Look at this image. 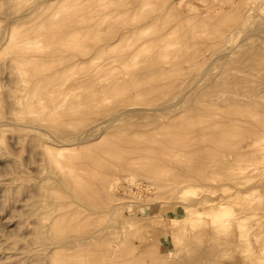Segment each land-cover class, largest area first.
I'll use <instances>...</instances> for the list:
<instances>
[{"label": "rangeland", "instance_id": "rangeland-1", "mask_svg": "<svg viewBox=\"0 0 264 264\" xmlns=\"http://www.w3.org/2000/svg\"><path fill=\"white\" fill-rule=\"evenodd\" d=\"M52 1H54V4H56V6L54 5V4H52V6L54 5V7L56 8L57 6H61L62 4H65V6L63 5V8H62V6H61V8L59 9V7H57L56 9H58V10H56L55 9V13H57V16H56V14L54 13V9H52V6H51V4L50 3H53ZM58 3H59V1L60 0H56ZM67 2H65V0L63 1V0H61L60 1V3H62V4H57V2L55 3V0H51V2L49 3V0H0V29L3 31L1 34H0V121L1 120H3V121H1V124H0V264H33L32 262V260H33V258H35L34 256L35 255H32L33 253H29V252H31V249L32 250H36V251H38V252H40L39 254H40V257H41V253H42V251H43V253H44V251H45V253H47V254H45L44 253V255L46 256V255H50V253H48V251L49 252H52V259H53V262H54V264H57V262H58V264H60V262H61V264H69V263H72V264H81V262L83 261L82 260V258L81 257H83V259H84V257H85V255L87 254V258H89L88 256L90 255V257L93 259L94 257H96V255H94V257H92L91 256V252L92 251H94L93 249H94V247L97 245V243H99L100 242V245L102 246V245H104V244H101L102 242L97 238V236L98 235H100V232H99V230L101 231H104V232H106L107 230H109L108 232H111V229H113V230H115L114 231V234H110L109 235V233H103L102 231V233H103V235H104V238H105V240L106 239H109V237L110 238H112L111 239V241H107V243L109 242V244L107 245L106 243H105V245H104V248H105V246L107 245V247L109 246V247H113V254H115L114 253V249H116V247L117 248H121L122 249V247L124 248V247H126V246H128V245H130L131 244V242L128 244L127 242H129V241H125V239H126V237H125V233L123 232V230L125 229V230H127V232L126 233H128L129 231H132L133 233L135 232V230H136V228H137V226H138V228L140 229V228H143V226H141L142 224H140L141 222L140 221H142V219H143V221H142V223L145 225V227H144V231H143V229L141 230V231H137V233L136 234H138V235H140L141 233H144L143 235H144V238L142 239V237L140 238V237H138V235H136L135 233L134 234H131V236L129 235L130 233H132V232H129L126 236H127V238H129L128 236H130V238L129 239H131L132 240V244L134 243V245L136 246L137 244L136 243H138V242H140L138 245H139V248H138V245L136 246V248L137 249H139V251L141 252L142 250L144 251V252H142V254L143 253H145V254H143L144 255V259L142 258L141 260V262L142 263H145V264H147V262L150 260V256H153L152 258L154 259H152L153 261L151 262V260L149 261V264H156L157 263V261H159L158 263H160V261H161V259L162 260H164L165 262H161V264H165L166 263V261H168L167 259L171 256L172 258H173V262L174 263H176L177 261L179 262V264H264V163H263V160H264V143H263V141H264V139L263 138H261L260 136V138H259V141L260 142H262V143H260L259 141H257V143L255 142V143H253V136L255 135V136H258V135H256L255 133H253V132H251L250 133V131L246 128L247 127V125L246 124H244V122H248V121H244V118L245 117H240L239 119H237L238 118V116L234 113V111L232 112V111H230L231 109L230 108H232V110L235 108V104L236 105H238L239 107L241 106V104H240V101L241 100H243L244 99V101H252V100H254V99H257V100H259V94L258 93H260L261 95H260V98H263L264 99V93H263V91H264V87H263V85H264V82H262L264 79V77L263 78H261L262 76H264V67H263V65H264V62L262 63V61H264V57H262L261 55H264L263 54V52H264V0H168V2L166 1V0H161V1H158V3L160 2V3H162L161 5H169V4H167V3H169V2H172L173 3V1L175 2L176 1V3H174L175 4V6H176V10H178V11H174L173 12V10L172 9H174V5L171 3L170 5H173V7L171 8V6H169V7H167V9H166V7H163L162 9L160 8L159 10H157V8L158 7H160L159 5L158 6H156L157 5V1L156 0H154V2H155V4H154V2H153V0H146V5L144 4V2H143V5H145L146 6V8H148L149 10H150V7H151V12H153V13H148L149 12V10L147 9H145V7H144V9H142L143 8V6L141 5L142 3V0H130V1H128V5H126V2L127 1H122V0H119L118 2L122 5V2L125 4H123V6H127L126 8L125 7H121V5L120 4H118V5H114L113 3L114 2H116L115 4H117L118 2H117V0H111L110 2H107V4H106V1L107 0H105V2H104V0H90L89 2H88V0H81V2H80V4H82L83 5V8H84V6L86 7V8H88V10L85 8V9H83V8H81L82 6L81 5H78V4H76V1L77 0H73V4H72V1L70 2V1H68V0H66ZM80 1V0H79ZM82 1H84L85 3H87L88 2V4H85L84 2H82ZM114 1V2H113ZM143 1H145V0H143ZM148 1V2H147ZM151 3H150V2ZM163 1V2H162ZM23 2H25V7H24V5L22 6V7H20V8H22V10H23V13H29V14H32V11H33V15H35V16H33V15H29L28 17H25L26 18V20L29 18V20H32V18H34L33 19V22L36 20L37 21V24L39 23V21L38 20H41L40 22L41 23H39V24H41L42 25V27H41V25H39L38 24V28L36 29L37 30V32H35L33 35H27L29 32H30V27H33L34 25L36 26V22H34L35 24L33 25V23L32 24H30L31 23V21H29V20H27V22H26V20H25V18L24 19H21L20 17L18 18V16H21L20 15V13H22L21 11L22 10H18L19 9V6H21V4L23 3ZM64 2V3H63ZM68 2H70V4L68 3ZM96 2H98V4L100 3L101 4V6L103 7V5L102 4H104V6L105 5H107L109 8H110V12H112L111 10H114L115 8H117V6H118V8L117 9H120V10H116V11H114V12H112V13H120V17L118 16H116V18L117 19H120L121 18V20H118L117 22H115L116 21V19H115V17H112V18H109V19H111V22L110 21H108V20H106V22L103 20L104 19V17H101V16H104V15H106L108 12H109V10H107V9H109V8H106L107 6H105V7H103V10H104V12H103V10H100V11H97V12H99V14H98V17L96 16L97 15V13L95 14V17H97V18H94V14L93 13H95V12H92V14H91V11L89 10L90 8H92V7H90V6H87V5H89V3H90V5L92 6V3L93 4H96V6H94V8L95 9H93L94 11H96V7L98 8V7H101L100 5L99 6H97V3ZM104 2V3H103ZM43 3V4H42ZM46 3H49L50 5L48 6V4H46ZM78 3V2H77ZM133 3V4H132ZM134 3H135V5H134ZM140 3V4H139ZM149 5H148V4ZM159 3V4H160ZM164 3V4H163ZM24 4V3H23ZM46 4V5H45ZM69 4V5H68ZM74 4H76V5H78L77 7H79L80 8V12L78 11L79 9L77 8V7H75V5ZM108 4H111V5H108ZM130 4H132V5H130ZM141 5L142 6V8L139 6V5ZM150 4H154L153 6H155V9L154 8H152L153 6L152 5H150ZM42 6L43 5V7H42V10H44V9H49L50 10V7H51V11H49L48 10V12L47 11H45V12H47L48 13V15H46L47 13H45L44 11H42L41 10V7L40 6ZM74 5V6H73ZM113 5L114 6H116V7H113ZM136 5H138L141 9H136L137 11V14L139 13L140 14V16L138 15V17H141L142 16V14L141 13H145L144 15H146V16H142L143 18H140V19H142L140 22H138V24L140 23V25H138L135 21H137L136 19L138 18H136L135 16H137L136 15V13L135 12H133V11H135V9H134V7H138V6H136ZM44 6H46L45 8H44ZM71 6V7H70ZM149 6V7H148ZM17 7H18V9H17ZM65 7V8H64ZM102 7L101 8H99V9H102ZM112 7V8H111ZM138 7V8H139ZM157 7V8H156ZM24 8H25V10H24ZM72 10H71V9ZM73 8H74V10H73ZM165 8V10H167V11H165V10H163ZM30 9H31V11H30ZM75 9L77 10V11H75ZM82 9H83V11H85V10H87V13H84L85 14V16L84 17H86V18H90L91 19V17L93 18L90 22H91V24L89 23V20H88V22L86 23L85 21H82V20H85V18H82L81 17V14H82ZM128 9H129V12L132 14V16L130 15V13H129V16H131V17H129L127 14H126V10L128 11ZM134 9V10H133ZM154 9V10H153ZM174 9V10H175ZM186 9V10H185ZM188 9V10H187ZM29 12H28V11ZM53 10V11H52ZM61 10L63 11L64 10V12H67V13H65V14H63L64 15V17L65 18H67V20L65 19H63L64 17H62V19H61V17L60 16H63L62 15V12H61ZM66 10V11H65ZM92 10V11H93ZM124 10V11H123ZM148 13V14H146V12ZM156 10V11H155ZM163 11L162 13H160L161 11ZM70 11H74V13L75 14H72V12H70ZM108 11V12H107ZM139 11V12H138ZM142 11V12H141ZM144 11V12H143ZM154 11H155V13L157 12V19H156V21H155V18H156V14H155V18H153V17H151L152 16V14H154ZM168 11H172V13H174V15L172 16V13H168ZM189 11V12H188ZM51 12H52V14H51ZM59 12H61V14L59 13ZM63 12V13H64ZM86 12V11H85ZM89 12H90V14L92 15V16H89L90 14H89ZM107 12V13H106ZM125 12V13H124ZM133 12V13H132ZM141 12V13H140ZM167 12V14L166 15H164L165 13ZM103 13H106V14H103ZM112 13H109V16H112L113 14ZM116 13V14H117ZM134 13H135V15H134ZM164 13V14H163ZM181 13V14H180ZM17 14H18V16H17ZM40 14V15H39ZM54 14V18L51 16V15H53ZM58 14H60L59 15V17H58ZM71 14L73 15L72 17H69V15L71 16ZM76 14H77V16H76ZM84 14H82V15H84ZM111 14V15H110ZM117 14V15H118ZM126 14V15H125ZM160 14H162L161 16H160ZM171 14V15H170ZM175 14H177V16H179V17H176V15ZM24 15V14H23ZM22 15V16H23ZM28 15V14H27ZM44 15V16H43ZM46 15V16H45ZM49 15L52 17V19H55L56 17H58V18H56L55 20H52L51 19V21H52V23H53V25L52 24H47L48 22H47V16H48V18H51V17H49ZM66 15V16H65ZM78 18V22H79V24H77V22H75V21H73L74 20V18L73 17H75V16ZM150 16V18H152L151 20H150V23H151V21H155V22H157L156 24L153 22V23H151V24H147L146 23V21H149V16ZM188 15V16H187ZM24 16H26V14L24 15ZM23 16V17H24ZM32 16V18L30 19V17ZM36 16L38 17V20L36 19ZM41 16V17H40ZM56 16V17H55ZM107 17H108V14L106 15ZM105 16V18H107ZM114 16V15H113ZM125 16H128L127 17V19H128V22L130 21V23H126L127 21V19H125L126 17ZM158 16H160V17H163V18H166L165 20H167L166 22V24L164 23H162L164 26L163 27H165V25H167V26H169V24H168V22H171V20H172V24H176L177 26H175V25H173V26H171L172 24L170 23V26H171V29H170V26L167 28L168 30H169V32L167 31V29L166 28H164V29H166V30H163L162 28H161V26H162V24L160 23V22H163V20H159L158 18ZM164 16H166V17H164ZM168 16V17H167ZM169 16H170V18H169ZM186 16H187V18H186ZM220 17L221 19H220V21H222V23L220 24L219 23V27H217V28H219V30H218V32H220V29L222 30V33L220 32V33H218L217 32V29H216V27H215V24L219 21H215V20H217L216 18H218V17ZM40 17V18H39ZM43 17H44V22L42 21L43 20ZM46 17V18H45ZM132 17L135 19H132ZM174 17H176V18H174ZM216 17V18H215ZM68 18H70V19H68ZM104 21V22H102L101 21V19ZM114 18V20H112ZM167 18H169V19H167ZM183 20H182V19ZM211 18V19H210ZM213 18L215 19L214 21H213ZM14 19H16L17 20V22L19 23H21V24H18L17 25V22L14 20ZM21 20V21H18V20ZM76 19V18H75ZM100 19V20H99ZM130 19H132V25H131V20ZM139 19V18H138ZM139 19V20H140ZM147 19V20H146ZM154 19V20H153ZM219 19V18H218ZM223 19H224V21H223ZM57 20V21H56ZM60 20L63 22V21H65V22H63L64 23V26H63V23H61L60 22ZM68 20H70L71 21V26H69L70 24H67L68 23ZM95 20H97V22H99V21H101L102 22V24L99 26V27H101V28H104V29H102V30H104V32H105V30L107 31V34H104V33H102L101 32V34H104V36L106 35V37H103V35H102V37L103 38H101V35H100V39H99V36H98V38L96 39V38H91V37H87V36H85V39H84V34L83 35H81L79 32H82V33H84V31H85V26H84V28H81L80 26H82L83 27V25H85V23H86V27L87 26H90L91 27V25L92 24H94L95 22L94 21ZM165 20H164V22H165ZM186 20H188V22L186 21ZM213 21V23H208V21ZM28 21L30 22V23H28ZM50 21V22H51ZM66 21H67V23H66ZM72 21L73 22H75V24L74 23H72ZM94 23H93V22ZM114 21V22H113ZM120 21V22H119ZM143 21V22H142ZM144 21H145V23L147 24V26L149 25V27L150 26H152V24H155V25H157L158 26V30H157V27H155V25H153L156 29H154L153 30V26H152V28H151V30H150V33H151V31H152V33H154L153 31H155V30H157L158 32H159V36H161L160 34H161V32H162V34L165 36V35H172V32H174L175 31V33H176V30H174L173 31V29H177V28H175V27H178L179 26V32H177L176 33V36H174V38L170 41V42H172L171 44L173 45V43L174 42H181L180 44L182 45V47H181V45L180 46H178L177 45V47H176V44H175V46L173 45H170L169 44V42L166 44V42L164 41V40H166L167 39V37L165 36V38L163 39V37H162V43H163V41L165 42V45H166V47L164 46V43L162 44L163 45V48H167L169 45H170V47H168V51L171 49V46H172V49H173V47H176L175 49H177L176 51L175 50H173L172 51V49L170 50L171 52H169L168 53V51H165V49H162V51H165L166 53H168V55H170V57H167V59H165V52H162L161 53V45H159V43L161 44V42H159V41H161L160 40V38L161 37H159L158 38V32L157 31H155V35H153V36H151L152 35V33H151V35L149 34V33H146L148 30H147V28L145 27H141V26H143L144 25ZM158 21H160L159 23H158ZM174 21V22H173ZM176 21V22H175ZM12 22V23H11ZM13 22H15V26H13L14 25V23ZM28 23V25H27V27L26 26H24L23 24L24 23ZM47 22V23H46ZM81 22H84V23H81ZM109 22V23H108ZM120 23V25H119V23ZM121 22H123V24L121 23ZM135 22V23H134ZM214 22H216V23H214ZM12 25H11V24ZM23 23V24H22ZM65 23L67 24V25H65ZM104 23V24H103ZM107 23V24H106ZM112 23H114L113 25H111ZM142 23H143V25H142ZM244 23H245V25H244ZM251 23H253V24H251ZM25 24V25H26ZM32 25V26H30V25ZM44 24V25H43ZM82 24V25H81ZM111 25L110 26V29L112 28V31H113V34L114 35H112V32L110 33V30H109V27L107 26V25ZM124 26H122V25ZM129 24V25H128ZM145 24V25H146ZM247 24V25H246ZM249 24V25H248ZM46 25H48V27L46 26ZM52 25V27H53V29H52V27L50 28V26ZM73 25H76V27H73ZM135 25H136V27H135ZM144 25V26H145ZM212 25V26H211ZM214 25V26H213ZM11 26H13V27H11ZM28 26H30L29 28H28ZM44 26V27H43ZM65 26H67V27H69L68 29H70V30H68L67 32L65 31V30H67V27H65ZM108 27V28H106V27ZM114 26H117V27H115L114 28ZM130 26V27H129ZM175 26V27H174ZM189 26V27H188ZM216 26H218V24L216 25ZM245 26V27H244ZM26 27V28H25ZM55 27V28H54ZM74 28V32L72 31L73 30V28ZM121 27V28H120ZM128 27V28H127ZM132 27H135L134 29H138L137 30V32H138V34L137 35H139V37L138 36H136V38L137 39H139L140 37H141V35H144L145 33V36H143V37H145L146 38V40H148V38H149V35L151 36V37H156L157 38V40H155V41H157V43L156 44H158V45H155L153 42H151L150 43V40H151V37L149 38V42L148 41H146L147 42V45L149 46V44L148 43H150V44H152V46H154V48L155 49H157L155 52L154 51H152V50H150L151 49V47L148 49V47L146 48V43H144V40L143 39H141V40H143L142 42H141V40L139 39L138 41H140L139 42V44H140V46L142 47V48H138V47H140L137 43H138V41H136V40H134L135 38V36H131V38H130V36H129V41L132 43H129V41H128V34L126 35V30H128L129 28H131V29H129V34H130V31L131 30H133L134 32L136 31V30H134V29H132ZM137 27H139V28H137ZM193 27V28H192ZM212 27V29H210ZM215 28V30H213L214 28ZM244 27V28H243ZM248 27V28H247ZM253 27V28H252ZM4 28H5V30H4ZM24 28V29H23ZM39 28H41V29H39ZM42 28H44V30L42 29ZM49 28H50V30H49ZM61 28V32L63 33V35H62V33L60 34V31H58L59 29ZM62 28H63V30H62ZM66 28V29H65ZM75 28H77L78 30L75 32ZM113 28H114V30H116L115 32H114V30H113ZM124 28V29H123ZM141 28H142V30H141ZM12 29H14L13 30V33L15 34V32H17L18 33V35L20 36V34H21V36H23L22 37V39H21V37L20 38H18V37H16L17 35H14L13 33H12ZM55 31L54 32V34L52 33L53 31ZM55 29V30H54ZM72 29V30H71ZM84 29V30H83ZM90 28H88L87 27V31L89 30ZM149 29V28H148ZM162 29V30H161ZM188 29V30H187ZM189 29H191L192 31H190ZM28 30V31H27ZM35 29H34V27H33V29L31 30V32L32 31H36ZM43 30V31H42ZM46 30V31H45ZM170 30H172V32L170 31ZM182 30V31H181ZM187 30V31H186ZM196 31L195 33H196V36L193 34V32L194 31ZM239 30V31H238ZM5 31V32H4ZM8 31H11V32H9L8 33ZM26 31H27V33H26ZM39 31V32H38ZM41 31V32H40ZM48 31H50L49 33L51 34V35H49L47 32ZM52 31V32H51ZM71 31V32H70ZM146 31V32H145ZM167 32V33H169V34H167V33H163V32ZM189 31L191 32V34L189 33ZM210 31H212V32H210ZM214 31H216L215 33H214ZM43 32H45V34L44 35H46L47 34V36L49 37V36H52V34H53V37L55 38H53V41H52V43L54 42L55 44H53L52 46H54L52 49L55 51L56 49H58L59 51H53L52 49H51V51H53V53H51V51H50V49H48V48H50V47H52L51 46V44H50V42L51 41H49L48 40V37L47 36H44L43 35ZM57 32H59L58 34H57ZM86 32V31H85ZM117 32V33H116ZM134 32H132V33H134ZM142 32H144V34H141ZM157 32V33H156ZM232 32V33H231ZM238 32V33H237ZM10 33H12L13 35H14V38L12 37L13 35L12 34H10ZM36 33H37V35H36ZM40 33V34H39ZM67 33V34H66ZM70 33V34H69ZM71 33H75L74 35L75 36H77V37H80L79 39L77 38V37H75L74 35V39L72 38L73 36L71 35ZM78 33H79V35H78ZM100 33V32H99ZM120 33V34H119ZM131 33V35H134V34H132ZM191 35V40H190V38L188 37L189 36V34ZM229 33H230V35H232V34H234V36L235 37H233V36H230L229 35ZM241 33V34H240ZM248 33H250V34H248ZM10 35V38L8 37L9 35ZM39 34V35H38ZM65 34H66V39H67V42H69V43H66V41H62V40H65L64 39V37H65ZM108 34H110L109 36H111L110 38H108L109 36H108ZM118 36H117V35ZM135 34H136V32H135ZM147 34H148V36H147ZM157 34V35H156ZM174 34V33H173ZM180 34V35H179ZM192 34H193V37H196V39L195 38H193L192 37ZM221 34V35H220ZM228 34V36H229V38L231 39H229L228 38V36L227 37H225V35H227ZM238 34H240V35H238ZM245 34H247V35H245ZM12 35V36H11ZM55 35V36H54ZM59 35V36H58ZM71 35V37H69ZM119 35H121L120 37H119ZM170 35H169V37L168 38H170ZM40 36V37H39ZM116 36V37H115ZM148 38H147V37ZM247 36V37H246ZM249 36V37H248ZM17 38V40L18 39H21V41L24 39V43L23 42H21L20 40H18V42H17V40H16V38ZM42 37V38H41ZM45 37V38H44ZM47 37V38H46ZM57 37V38H56ZM63 37V38H62ZM69 37V38H68ZM87 37V38H86ZM112 37H114V38H112ZM117 37H119V41H117L118 40V38ZM232 37V38H231ZM35 38V39H34ZM40 38V39H39ZM52 38H49L50 40L52 39ZM73 40H71V39ZM90 38H91V42H89L90 41ZM106 38V39H105ZM155 38V39H156ZM226 38V39H225ZM227 38L229 39V40H227ZM244 38V39H243ZM13 39H15L16 40V43H15V46H16V48H18V49H15L14 48V46L12 47V45H13ZM43 39V41H41V44L39 43V41L40 40H42ZM45 39L47 40V42H45ZM61 39V40H60ZM69 39L71 40V42L72 43H74L75 41L77 42L78 40L80 41V39H81V41L79 42L81 45H82V43L84 44V42L86 41V47L85 46H83V47H81V45L79 46V45H77L78 43H74L76 46H74V44H70L71 42L69 41ZM88 39V40H87ZM96 39V40H95ZM115 39V40H114ZM127 39V40H126ZM131 39H132V41H131ZM153 39V38H152ZM235 39V40H234ZM239 39V40H238ZM248 39H251V40H248ZM255 39V40H254ZM14 40V41H15ZM85 40V41H84ZM94 41V43H93V41ZM104 40V41H103ZM154 40V39H153ZM170 40V39H169ZM225 40H226V42H225ZM235 42H234V41ZM236 40H238V41H236ZM7 41V42H6ZM19 41L21 42V44H20V46L22 47V50L20 49L21 47H18V45H16L17 43H19ZM36 41H38V42H36ZM82 41H84V42H82ZM97 41V42H96ZM115 41H117L118 43H121L122 41V43L121 44H118L117 42L115 43ZM126 41V42H125ZM128 41V42H127ZM154 41V42H155ZM166 41H168V40H166ZM174 41V42H173ZM234 42V43H232V42ZM247 41H249V42H247ZM254 41V42H253ZM3 42V43H2ZM34 42H36V43H34ZM42 42H43V44H42ZM63 42V43H62ZM103 42H105V45H103ZM114 42V43H113ZM125 42V46L126 47H124V43ZM136 42V43H135ZM229 42H231L232 43V45L233 46H230L229 44H231V43H229ZM257 42V43H256ZM11 43V44H10ZM33 43L35 44V45H33ZM45 43H48L49 45H50V47L49 46H47L46 48L47 49H45V51L44 50H42V48L44 49L45 47H43V45L45 46V45H48V44H45ZM91 43L92 45H90V47L91 46H93V45H95V46H93L92 48H91V51H89V49H90V47H89V44ZM98 43H100V44H98ZM108 43V46H110L109 44L111 43V47H110V49L112 48V45H123L122 46V48H125V50H119L120 52H115L114 54L116 55L117 53H121L122 52V55L125 53V55H126V62L124 63V64H127V61L129 60V58H128V56L130 57V54L131 53H127L128 52V49H129V52H130V50L132 49V48H134L135 47V49L134 50H136L135 52H133L134 54L136 53V55L138 56H136V55H134L133 53H132V55L131 56H133V57H130L131 59L133 58L134 59V57L137 59H135L136 60V62H132V61H135V60H132V61H130L131 62V64L129 63V64H127V65H123V62H122V60L123 59H125V58H122L123 56L122 55H120L119 56V54H118V56L119 57H116V58H118V59H116V58H112L113 60L114 59H116V60H119V59H121V61L119 60L118 61V63H117V61H113V60H111L112 62H114V63H112L111 61H109L110 60V56L111 57H114L115 55L114 54H112V55H110L111 53H113V51L115 50V48L117 49V47H114L113 46V48L110 50L111 51V53L109 52V47L106 45ZM113 43V44H112ZM126 43H128V45L126 44ZM135 43V44H134ZM246 43V44H245ZM251 43L253 44V45H255V47L254 46H251ZM257 44V46H256V44ZM9 44H10V46L12 47V49L11 50H13V51H11V50H9L11 47L9 46ZM37 44V45H36ZM40 44V45H39ZM59 44V47H55V45L57 46ZM99 45V48H98V45ZM132 46H131V45ZM145 44V46H142V45H144ZM237 44V45H236ZM242 44H243V46H244V48H245V51L248 53V49H249V53L248 54H245L246 56H247V58L245 57V55H244V48H243V46H242ZM247 44H250L249 45V47H251V48H249L248 46H247ZM25 45H26V48L25 49H27L26 51H25V49L23 50V47H25ZM32 45H33V47H34V49H32L33 47H32ZM62 45H64V46H62ZM71 46L72 48H70V47H66V46ZM73 45V46H72ZM97 45V46H96ZM134 45V46H133ZM137 45H138V47H137ZM241 45V46H240ZM9 46V48H7ZM35 46H37V48H38V46H39V48H41V50L40 51H38V49L35 47ZM87 46H88V48H87ZM102 46H104V48H106V47H108V48H106L105 50H107L106 52L105 51H103L106 55L108 54V52L110 53L109 54V56L107 55H105L103 52H101V47ZM128 46V47H127ZM156 46H159V47H156ZM228 46V47H227ZM240 46V47H239ZM63 47V48H62ZM74 47V48H73ZM76 47H80L81 49L80 50H82V51H86L87 53V55H85V53L84 52H82V51H80L79 49H77ZM94 47H95V49H94ZM132 47V48H131ZM181 47V49L183 50V47H185L184 48V50L183 51H185V53H184V56H182L183 55V53H182V55L181 54H178L177 53V55H181L180 57H178V58H176V53H175V55H174V57H172V55H173V53L174 52H180L181 50H178L179 48ZM231 47V48H230ZM234 47H236L235 49L237 50H235V49H233ZM247 47H248V49H247ZM254 48V52H253V48ZM14 48V49H13ZM56 48V49H55ZM69 48V50L70 51H66L67 49ZM96 48H98L97 49V51H96ZM103 48V49H104ZM119 48V47H118ZM122 48H119V49H122ZM150 50L151 52H148L149 53V55L151 56V54L150 53H156V54H158L159 56H161L162 54H164V55H162L163 57V59L164 60H166L165 62H167L166 64L164 63V65H168L167 67L168 68H166V69H164V70H166V72H165V80H163V82H162V79L161 78H159L158 79V76H160V77H162L163 79H164V75L162 76V73L161 72H163L162 70H161V68H162V65H159L160 66V68L158 69V65H156V63H157V61H159L160 60V57H159V59H158V55L156 56V54H155V56L157 57L156 59H158V60H156V62L154 61L155 60V56H153V57H151L152 59H150V62H149V60H147L148 59V57H150V56H148V53L146 52V53H144L145 52V50ZM158 48H159V50H160V52L158 51ZM225 48V49H224ZM227 48V49H226ZM239 48H242V49H239ZM262 48V49H261ZM29 49H31V51L32 52H30V50ZM73 49V50H72ZM84 49V50H83ZM88 49V50H87ZM153 49V48H152ZM194 49H196L195 51H194ZM238 49L240 50V51H243L242 52V54H241V52H239L238 51ZM258 49H259V52H258ZM14 50H16V51H14ZM22 51V53L25 55V53H26V58L29 56L30 58H31V56L30 55H32L33 53H36V55L35 54H33V55H35L34 57H33V55H32V57L36 60V63L35 62H32V63H34V65L30 62L29 63V61H32V60H30V58H29V60L27 61L28 62V66H30V67H26L25 66V64H26V62L24 63V60L21 62L20 60L22 59V58H20V56H22V53L21 54H19V52L20 51ZM47 50H49V51H47ZM76 50V51H75ZM133 50V49H132ZM131 50V51H132ZM133 50V51H134ZM139 50H143L142 51V53L145 55H147V56H140V54H141V51H139ZM154 50V49H153ZM167 50V49H166ZM222 50V51H221ZM231 50V51H230ZM257 50V51H256ZM18 51V53L17 54H19L20 56L18 57V55H17V57H18V59H16V60H14V54H15V52H17ZM25 51V52H24ZM28 51V52H27ZM78 51V52H77ZM93 51V52H92ZM99 51V52H98ZM123 51H124V53H123ZM126 51V52H125ZM137 51H138V53H137ZM212 51H213V53H212ZM224 51H225V53H224ZM43 52V53H42ZM64 53V57L66 56V55H68L67 57H68V59H69V61L70 62H68V60H67V58L65 59V60H63L64 61V63L61 61V58H59V56L60 55H62L63 53ZM70 54H69V53ZM91 52V53H90ZM139 52H140V54H139ZM220 52H221V54H223V55H221L220 54ZM232 52V53H231ZM253 52V53H252ZM29 53H31L30 55H29ZM54 53H56V54H54ZM60 53V54H59ZM83 54V56L81 55V54ZM92 53H98L99 54V57H98V54H97V56H96V58L95 59H93V55L94 54H92ZM159 53H161V54H159ZM239 54V58L238 57H236V55L235 54ZM261 53V54H260ZM40 54H42V55H44L45 57H43L42 55H40ZM52 54H54V55H52ZM66 54V55H65ZM102 54H104V55H102ZM143 54H141V55H143ZM172 54V55H171ZM210 54V55H209ZM226 54H228V56H230L231 57V59L233 58L234 59V61H233V59H232V61L233 62H235V63H233V62H231V60H229L230 58L229 57H226L227 55ZM229 54H231V55H229ZM238 54H237V56H238ZM38 55V58H35L36 56ZM48 55V59L49 58H52L53 57V59L51 60L50 59V63L51 64H53L52 62H54V60L57 62V63H55V65H50V68H52V69H50L49 68V62L47 63L46 61L47 60H45L46 59V56ZM51 55V56H50ZM69 55H71V56H69ZM90 55H92L91 57L92 58H90ZM225 55V56H224ZM244 55V56H243ZM87 56L89 57V60H90V62L91 63H93L92 64V67L94 66V62H95V60H96V64L97 65H99L98 66V68L97 69H99L100 68V71L102 72H106V74L108 75H105V73H103V74H98V75H100V76H96L97 74V71H96V68H95V70L92 68H90V66H91V63L90 62H88V60H87V63L84 61L86 58H87ZM139 56H140V58L141 57H143L142 58V60L139 58ZM17 57H15V58H17ZM44 59H43V58ZM61 57H63V56H61ZM102 57H103V60H102ZM108 57V58H107ZM125 57V56H124ZM224 57H226V60H225V58ZM245 59H244V58ZM261 57V60L259 59ZM23 58H25V57H23ZM33 58H31V59H33ZM39 58H40V60H39ZM80 58H81V60H83L82 62L80 61ZM128 58V59H127ZM144 58H147V59H144ZM171 58V59H170ZM188 58V59H187ZM221 58V59H220ZM238 58V59H237ZM249 58V59H248ZM20 59V60H19ZM34 59H33V61H34ZM88 59V58H87ZM106 60V62H105V60ZM109 59V60H108ZM144 59V60H143ZM228 59V60H227ZM235 59H237V62L235 61ZM244 59V60H243ZM250 59H252V60H250ZM20 61L21 62V65L19 64V63H17L18 61ZM37 60H39L38 62H42V65H39V67L38 66H36V64H37ZM66 60H67V62H66ZM92 60H94L93 62H92ZM98 60H99V62H98ZM146 60V61H145ZM151 60H152V62H151ZM162 60V59H161ZM198 60H200V61H198ZM248 60H250V61H248ZM256 60V61H255ZM14 61H17V62H14ZM61 61V62H60ZM77 61H79V63L77 62ZM142 61H145L144 62V64H143V62ZM148 61V62H147ZM171 61V62H170ZM207 61V62H206ZM257 61H258V63H257ZM261 61V62H260ZM44 62V63H43ZM103 62V63H102ZM105 62V63H104ZM108 62H111L112 63V65L113 64H115V63H117V64H115L116 65V67H117V69H116V71H117V73H115L114 72V70L115 69H113L114 67H111L112 65H111V63H110V65H109V63ZM154 62H155V64H154ZM161 62V61H160ZM162 62H163V60H162ZM161 62V63H162ZM176 63L177 62V64L175 65V64H173V65H170V64H172V63ZM178 62H180L179 63V65H178ZM197 62H198V64H200V62H202L201 63V65L203 66L202 68H200L199 67V65L197 64ZM209 62V63H208ZM226 62H230L229 64H227V65H229L228 67H227V65L225 64ZM239 62H241V64H239ZM46 63L48 64V65H46ZM67 63H69V66H70V64L72 63L73 65H75V67H76V65L79 67V69L81 68L82 69V71L81 70H74L73 72L75 73H79L80 71L82 72V73H84V75H82V74H77V76H79V77H77L78 78V80H77V78L75 77V75L76 74H73V72H71L72 71V67L70 68H68L69 70H64V65L63 64H67ZM75 63V64H74ZM77 63V64H76ZM85 63V64H84ZM90 64V66L88 67L87 65H89ZM102 63V64H101ZM136 63V64H135ZM141 63H142V65H141ZM148 63H149V65H148ZM151 63V64H150ZM159 63V62H158ZM170 63V64H169ZM225 65H224V64ZM231 63H232V65H234L235 64V66H231ZM250 63H252V64H250ZM261 63V64H260ZM41 64V63H40ZM44 64L46 65V68H44L43 66H44ZM56 64H58L57 66H56ZM80 64V65H79ZM84 64V65H83ZM104 64V65H103ZM120 64V65H119ZM133 64V65H132ZM160 64V63H159ZM163 64V63H162ZM180 64H182V66L180 67ZM184 64V65H183ZM238 64H239V66H238ZM254 64H257V65H254ZM259 64V65H258ZM17 65V66H16ZM20 65V66H19ZM23 65V66H22ZM38 65V64H37ZM62 65H63V67H62ZM72 65V66H73ZM96 65V66H97ZM101 65H102V67H101ZM105 65H106V67L108 68H106L105 67ZM109 65V66H108ZM132 65V66H131ZM163 65V68L165 67ZM197 65V67H199V68H197V67H195ZM208 65V66H207ZM224 65V66H223ZM243 67H242V66ZM252 65V67L250 68V66ZM52 66V67H51ZM59 66V67H58ZM66 66H68V65H66ZM84 66V67H83ZM96 66H94V67H96ZM125 66V67H124ZM127 66H130V67H127ZM157 66V67H156ZM177 67V69H176V67ZM223 66V67H222ZM231 66V67H230ZM237 66H238V68H237ZM255 66L256 67H260V68H255ZM32 67H33V69L35 68V69H37V71L39 70V68H41V70H39V74H41V75H35L37 72H36V70H35V72L36 73H34V70L32 69ZM55 67H56V69H55ZM75 67H73V68H75ZM126 67H127V69H126ZM143 67V68H142ZM147 68V69H145V68ZM152 67V68H151ZM154 67H156V69L158 70V72L159 71H161V72H159V73H161V74H159L155 69L153 70V68ZM174 67V69H176L175 71H173L174 69H172L171 70V68H173ZM186 67V68H185ZM214 67V68H213ZM228 68V70H227V68ZM230 67V68H229ZM242 67V68H241ZM18 68V69H17ZM19 68H24V69H27V70H22V69H19ZM44 68V69H43ZM54 68V69H53ZM67 68H65V69H67ZM86 68H88V70H89V72H92V73H95V75H93V74H91V73H88V71H87V69ZM111 68V69H110ZM128 68H129V70H130V68H131V70L127 73V71H128ZM132 68H134V69H132ZM170 68V70H171V72H170V70H168ZM185 68V69H184ZM195 68V69H194ZM208 68V69H207ZM253 68V69H252ZM263 68V69H262ZM43 69V70H42ZM50 69V70H49ZM59 69L61 70V71H59ZM86 69V70H85ZM104 69H106V71L104 70ZM126 69V71H124ZM144 69H145V71H144ZM153 70L154 72H156V73H158V74H156L157 75V77H156V75L154 76V78H152L153 77V71H151V72H147L148 70ZM182 69V70H181ZM240 69H242L243 71H241ZM256 69H258V70H256ZM259 69H261V70H259ZM28 70H29V72H28ZM57 70V71H56ZM71 70V71H70ZM92 70V71H91ZM108 70H110V71H112L111 73H113V75H111L110 73L108 74ZM167 70H168V72H167ZM248 72H247V71ZM250 70V71H249ZM18 71H20V72H18ZM25 71V72H24ZM43 71V73H41ZM52 73H51V72ZM79 71V72H78ZM85 71V72H84ZM95 71V72H94ZM99 71V70H98ZM132 71H137L138 72V75L139 76H141L142 78H143V84L142 85H144L145 87H142V91H143V93H142V91H141V93H142V97H141V93L139 92L140 91V89H141V86H140V88L138 89V85H137V87H135V84H130L131 82H132V80H135V79H131L130 81H129V79H130V77H131V75L133 74V75H135L137 72H132ZM140 71V72H139ZM190 71V72H189ZM226 73H225V72ZM232 71H233V73H232ZM234 71H236V72H234ZM245 71V72H244ZM259 71V72H258ZM22 72H24V74L22 73ZM29 74V73H31L30 75H32V73H33V75H35V77L33 78L32 76V79H33V81L29 78V75H28V77L25 75V74H27V73ZM80 72V73H81ZM121 73L120 75H122V76H120L119 77V74L118 73ZM126 74H125V73ZM131 72H132V74H131ZM148 73V75L150 76H148L147 77V73ZM153 72V73H152ZM177 72V73H176ZM179 72V73H178ZM242 72V73H241ZM20 73V74H19ZM21 73H22V75H24L26 78H29V80H27L26 78H24L22 75H21ZM37 73V74H38ZM50 75H52L53 73L56 75H58L59 74V76H61V74H62V77H60V78H62V79H60V78H58L57 76L54 78V76L52 77V78H49V76H48V74ZM66 73H68L67 75H68V78H70V80H67L68 81V85H70V82L69 81H71L72 79V77L74 78L75 77V79L74 80H76V82L77 81H79V84L78 85H82L83 86V88H85V83L87 82V84H86V86H87V88H91V89H89V92H93L92 94H94V95H101L100 93H102L103 92V90L106 88V86L107 87H109V85L111 84V85H114V87L113 86H111V87H109V88H106L107 90L109 89L110 91H112L111 93L112 94H114L115 92H114V89L113 88H115V89H117L120 85V83H119V81H117V78L119 79V78H124V77H127V75H129L130 77H128L127 78V80L129 81H124V79H122V80H120V81H122V83H121V86L120 87H126L125 89L123 88H119L118 89V91L117 90H115L116 91V93H118L119 92V96H118V98H116L115 97V95H116V93L114 94V95H112L113 96V100L116 102V103H118V102H120V103H118V104H116L115 102H113V101H109V96H110V94H108L109 92L108 91H105L104 90V92H107V98H108V101H104V99H106V93H105V98L103 97V94H104V92L102 93V97L101 96H97L98 97V99L99 98H103V101H101V99H99L100 101H98L97 100V103L100 105V104H103L104 106H96V102H93V100H96L97 99V97H96V99H94L93 97H94V95H92L91 93V95L93 96V97H91V96H84L86 93H85V91H87L88 92V89L86 90V89H83V88H81L82 86H78L77 84H76V82H75V84H73L74 82H72L71 83V85H72V87L71 88H73V86L75 87L74 89H72V91L69 89V91H71V93H73L72 95H74L75 93H76V91H78V89L79 88H81L84 92L83 93H85V94H83V93H81V96L84 98H79V97H81L80 96V94L78 95L77 93H76V95H77V97L74 95V98H78V99H80L82 102H83V100L85 101V99H88L89 101L92 99V101H90V102H92L93 104H95L94 105V109L92 110V113L90 112L91 110H90V106H89V109H87L86 108V110L87 111H85V112H87L86 114H85V112H83L85 115H87L88 114V112H89V117L90 118H88V116H87V118H88V120L86 121V117H84L85 115H81V117L83 118L84 117V119H82V122L85 120V123L83 124V123H81V119H80V115H76V114H73L74 113V111H77V114L79 113L80 114V109H79V107L83 110H85V104H87L86 102H88V104L90 103L89 101H85V104H84V102L82 103L83 105H85V106H80V105H82V104H80L81 103V101L80 100H74L75 101V103L77 102V103H79L80 105H77V103L75 104L72 100V96L69 94V93H67V94H69L70 95V97H71V99H70V97H67V94H66V91H68V87H67V81H66V76L67 75H65ZM69 73H70V75H69ZM71 73H72V75H71ZM91 74V75H93L96 79H97V81H96V79L94 78V77H92L91 75H89L90 77H92V78H90V80H91V82H90V80L88 79V77H87V79H86V76L85 75H87L88 76V74ZM135 73V74H134ZM142 73V75H140V74ZM149 73H152L153 75H151V74H149ZM181 73H185V74H182L181 75ZM204 73V74H203ZM219 73V74H218ZM247 73H250L249 75H251V76H249ZM257 73V74H256ZM258 73H260L259 75H258ZM19 74V75H18ZM164 74V73H163ZM175 74V76H170V75H174ZM230 74H232V75H230ZM241 74V75H240ZM242 74H243V76H242ZM248 76V78L249 77H251L252 78V80H253V82H254V84H253V87L255 86V90H253L254 88L252 87V84L250 85V83L248 82V78H246L247 76ZM261 74H263L262 76H260ZM42 75H44L43 77H44V79L45 80H43L42 78ZM45 75H46V77H45ZM74 75V76H73ZM103 75H105V76H103ZM114 75H116V76H114ZM125 75V76H124ZM168 75V76H167ZM236 75H239V76H236ZM258 75V77H255V76H257ZM22 76V78H20ZM39 76H41V77H39ZM70 76V77H69ZM72 76V77H71ZM82 77V79H84V77H85V79L87 80L86 82H84V81H81L82 79H81V77ZM170 76V77H169ZM184 76H186V78L184 77ZM221 76V77H220ZM225 76H229V77H226V79H225ZM237 78H236V77ZM246 76V77H245ZM36 77H37V79H36ZM39 77V78H38ZM116 77V78H115ZM133 77V76H132ZM135 77V76H134ZM136 77H137V75H136ZM141 77H139V81H141ZM167 77V78H166ZM178 78V80H177V78ZM183 77V78H182ZM200 77V78H199ZM21 80H20V79ZM26 79V81L24 82V79ZM49 78V80H51V79H54V80H57L59 83H61V85L59 86L60 88H61V86H62V88L64 89V87H65V91H62L61 90V92H60V88H57V89H55V91H53V89H51L50 88V90H48L49 91V95L51 96L52 94H53V97H52V99H49L50 101H52V103L48 100V98L50 97L49 95H48V92H47V90L46 89H48V87H50V86H47L46 87V85H49V84H51V82L49 83V81L48 82H46V79H48ZM144 78L146 79V80H148V84H149V82H151L150 80L151 79H149V78H152V80L153 79H155V82H154V80L152 81L153 82V84H149V85H147L146 83H147V81L146 80H144ZM217 78V79H216ZM225 80H224V79ZM229 78H230V80H229ZM234 78H235V80H234ZM243 78H246V80L247 81H245V79H243ZM251 78H250V81H251V83H252V80H251ZM260 80H259V79ZM21 81H19V80ZM23 79V80H22ZM36 79V80H35ZM39 79V80H38ZM40 79H42L44 82H46V83H44V85H45V87L43 88L44 89V94L45 95H48V96H45L44 94V96L43 97H46V100H47V102H49V104H50V106H48L49 104L46 102V101H44L43 103L45 104V106H46V104H47V106L45 107V108H47L46 110L48 111V112H45V113H43L42 112V110H40L38 107H44V104H42V101L43 100H45V98L43 99H41V98H39V97H41L40 95L43 93H40L38 90H34V89H36L35 88V86H34V84L35 85H37L36 84V82L38 81V82H40ZM60 81H59V80ZM64 79V80H63ZM81 79V80H80ZM95 81V83H94V81ZM101 79V80H100ZM161 80L160 82H162V83H156V80ZM167 79L170 81L169 83H168V81H167ZM171 79H175V80H172L171 81ZM191 79V80H190ZM199 79V80H198ZM203 79V80H202ZM213 79V80H212ZM222 79V80H221ZM232 79H233V81H232ZM34 80H35V82H34ZM41 80V81H42ZM53 80V81H54ZM61 80H63V82H61ZM99 80H100V82L101 83H98L99 82ZM105 82H103V81ZM138 80V79H137ZM137 80H135V81H137ZM158 80H157V82H158ZM215 80H217V82L215 81ZM221 81V83L218 85V87L217 86H213L212 84L214 83V81H215V83H217L218 84V82H220ZM239 80H241V81H239ZM52 81V86L51 87H54V86H57V83L58 82H56V81H54L53 82ZM93 81V82H92ZM139 81H137V82H139ZM146 81V82H145ZM164 81H167L166 83L164 82ZM192 81H194L193 82V84H192ZM199 81V82H198ZM224 81H227V82H224ZM234 81L235 82H239V83H234ZM257 81H259V82H257ZM32 82H34V84L32 83ZM56 82V85L54 84L53 85V83H55ZM114 82V83H113ZM123 82H124V86H123ZM174 82V83H173ZM188 83V85H187V83ZM189 82H190V84H189ZM213 82V83H212ZM232 82V83H231ZM260 82H261V84H260ZM28 83H31V84H29V85H31L32 86V89L33 90H31L32 91V93H34V91H35V93L34 94H36V93H39L40 95H39V97L37 96V94L35 95V96H37L39 99L38 100H40V103H39V101L37 100V99H35L34 100V97H32V96H34L32 93H31V91H29L30 90V86L28 85ZM49 83V84H48ZM63 83V84H62ZM92 83V84H91ZM98 84V86H97V84ZM104 83V85H106V86H104V89H103V86H102V84ZM116 83H118V84H116ZM125 83H126V85H125ZM132 83H134V82H132ZM142 82H140V84H141ZM163 83H164V86H162L163 85ZM176 83V84H175ZM185 83V84H184ZM201 83V84H200ZM214 83V84H215ZM245 83H247L248 84V86H247V84H245ZM96 84V85H95ZM101 84V85H100ZM139 84V83H138ZM139 84V85H140ZM159 84V85H161V89H156V87H157V85ZM170 85V88H168V86ZM184 84V85H183ZM211 84V85H210ZM259 84V85H258ZM43 85V84H42ZM43 85V86H44ZM63 85H65V86H63ZM132 85L135 87V89H130V88H134V87H132ZM154 85V86H153ZM172 85V86H171ZM247 86L248 87V89H247V87L245 88V86ZM262 87H261V86ZM24 86V87H23ZM29 86V87H28ZM57 86V87H58ZM76 86H78L79 88H76ZM94 88H96V91L99 93L101 90V92L99 93V94H95V88L93 89L92 87ZM102 86V87H101ZM116 86H118V87H116ZM131 86V87H130ZM149 86V87H148ZM152 86V88H150ZM167 86V87H166ZM206 86V87H205ZM220 86V87H219ZM224 86V87H223ZM260 86V87H259ZM41 87V86H40ZM70 87V86H69ZM100 87L102 88V89H100ZM171 87H172V89H171ZM179 87H182V88H179ZM187 87V88H186ZM192 87H194V89L192 88ZM203 88V90H202V88ZM205 87V88H204ZM240 87H241V89H240ZM250 87V88H249ZM258 87H259V89H258ZM28 88V89H27ZM38 88V87H37ZM55 88V87H54ZM61 88V89H62ZM148 88H149V91H147L148 90ZM162 88H163V90H162ZM186 88V89H185ZM216 88V89H215ZM220 88V89H219ZM225 88V89H224ZM236 88V89H235ZM238 88V89H237ZM24 89V90H23ZM26 89V90H25ZM42 89V90H43ZM77 89V90H76ZM81 89H79L80 91H81ZM120 89H121V91H120ZM127 89V90H126ZM129 89H130V91H129ZM136 89L137 90H139V91H137L136 92ZM150 89H152V91H154V90H156V91H159V92H155L154 91V94H152L153 92L150 90ZM250 89L252 90V91H250ZM57 90H58V92H57ZM73 90L75 91V92H73ZM91 90V91H90ZM124 90V91H123ZM126 90V91H125ZM133 90V91H132ZM164 90H166V91H164ZM189 90H191V92L193 93V94H191L190 93V91ZM199 92H197V91ZM201 92H203V91H208V93H206L207 94V96H203V98L200 96V91ZM212 90H213V92H212ZM244 90V91H243ZM30 93H29V92ZM36 91H38V92H36ZM50 91H52V92H54V93H52V94H50L51 92ZM123 91V92H122ZM132 93V96L128 93ZM134 91L136 92V93H134ZM163 91V93H161ZM179 91V92H178ZM189 91V92H188ZM246 91H249V93L248 92H246ZM65 93V94H63V95H65V97H66V99L65 100H63L65 97L62 95V94H60V93ZM82 92V91H81ZM89 92L87 93V95L89 94ZM124 92H125V94H124ZM128 94H127V93ZM149 94H148V93ZM195 92L196 93H198L199 95H197V96H195L194 97V95H195ZM222 94H221V93ZM224 92V93H223ZM254 92V93H253ZM47 93V94H46ZM80 93V92H79ZM120 93H123L122 95L124 96V95H126V96H124V98L125 99H123V96H121L120 95ZM139 94L138 96H140L141 97V99H139L140 97H136L137 95H135V94ZM170 93V94H169ZM185 93V94H184ZM204 94H205V92H203ZM203 93H202V95H203ZM262 93H263V96H262ZM32 94V95H31ZM144 94V95H143ZM152 94V95H151ZM156 94V96H155V98H154V96L153 95H155ZM168 94V95H167ZM174 94V95H173ZM237 94V95H236ZM246 94H248V95H246ZM250 94H254V95H252V96H249ZM17 95V96H16ZM23 95H25V96H23ZM54 95H57V97H58V99H59V102H57V103H59L60 104V102H62V105H64L65 106V108H66V106H67V108H69L70 106H71V108H69V109H71V110H68L67 108V110L63 107L62 108V105H61V108H62V110H59V109H61L60 107H59V104H56V100H57V98H55L54 97ZM61 95H62V97H61ZM186 95V96H185ZM192 95H193V97H192ZM235 95V96H234ZM245 95V96H244ZM22 96V97H21ZM29 96V97H28ZM130 96V97H129ZM149 96V97H148ZM151 96V97H150ZM184 96V97H183ZM201 97V98H196V97ZM233 96V97H232ZM240 96V97H239ZM249 96V97H248ZM17 97H19V98H17ZM48 97V98H47ZM64 97V98H63ZM86 97V98H85ZM121 97H122V100H120L121 99ZM135 100V102H136V99H135V97L137 98V102L135 103L134 102V100L131 102V103H129V100H131L132 98ZM147 97L148 98H150V100L152 101H150L151 103H153V105L152 104H149L150 102H147L148 100H147ZM169 97V98H168ZM189 97V98H188ZM205 97H206V99H205ZM258 97V98H257ZM21 98H22V101H21ZM24 98V99H23ZM25 98H27V100L25 99ZM36 98V97H35ZM72 101V102H70L69 101V99ZM115 98H116V100H115ZM128 98V100L126 101V99ZM131 98V99H130ZM153 98V99H152ZM158 98H159V100H158ZM165 98H166V100H165ZM185 98V99H184ZM16 99V100H15ZM62 99V100H61ZM110 99H112V97L110 98ZM140 101H139V100ZM154 99H156L155 101H154ZM168 99H170V100H168ZM183 99V100H182ZM193 99H195V100H193ZM198 99H200V101H201V99L202 100H206V101H210V105L207 107V110L208 111H210V108H211V110H214V111H212V112H210L211 114H208V112H206L207 110H205V112L207 113H202L203 115V117H204V115L206 114V116L203 118L202 116H201V114H200V112L201 111H199V112H197V110L198 109H196L198 106H203L205 103H204V101H201V103H199L198 101ZM246 99V100H245ZM248 99V100H247ZM18 100H20L21 102H19ZM30 100H31V102H30ZM68 100V101H67ZM119 100V101H118ZM143 100V101H142ZM174 100V101H173ZM180 100H182L181 101V103L179 102ZM196 100H198V101H196ZM261 100V102L262 103H264L263 101L264 100H262V99H260ZM259 100V101H260ZM15 101H17V102H19V103H17V104H14V103H16ZM26 102L27 101V104H31V103H33V105L35 104V101H36V103L37 104H35L34 106H38L37 108L39 109V110H37L34 106H32V105H30L32 108H30V106H28V109H26L25 107H23L22 105H26L27 106V104L26 103H24V102ZM58 101V100H57ZM79 101V102H78ZM124 101V102H123ZM160 101V102H159ZM192 101V102H191ZM208 101V102H209ZM23 102V103H22ZM30 102V103H29ZM68 102V103H67ZM102 102H105V103H109V104H105V103H102ZM111 102V103H110ZM141 102V103H140ZM142 102H144V104L142 103ZM161 102H162V104H161ZM174 102H176V103H174ZM177 102H178V104H177ZM188 102V103H187ZM198 102V103H197ZM207 102V103H208ZM261 102H259L260 104H259V106H263L264 104H262ZM22 103V104H21ZM69 104V105H67V104ZM92 103H90V105H92ZM122 103H126V105L124 106V104H122ZM135 103V104H134ZM156 103V104H155ZM186 103V104H185ZM193 103V104H192ZM21 105L22 107H20L19 105ZM55 106V104L57 105V108L59 107V109H57L56 107L54 108V109H52L53 107V105ZM74 104V105H73ZM114 104V105H113ZM164 104V105H163ZM167 104H168V106H167ZM173 105V108H172V105ZM194 104H196V107H195V105ZM201 104V105H200ZM209 104V103H208ZM16 105H18L17 107H16ZM24 105V106H25ZM76 105L78 106V110L77 109H75L76 108ZM152 105V106H151ZM179 105V106H178ZM186 108L187 107V109L189 110V108L188 107H190V110H191V108L193 109V107H195L194 108V110H193V113L194 112H197V115H198V117L201 119V120H203V119H205L206 118V120H208V115H210V116H212V118L210 119V117H209V121H205L206 123H207V125H208V123L209 122H211V123H209L210 125H212L213 123H215L216 122V119L217 120H220V121H218L219 122V124H221V125H223V121H225V123L226 122H229L230 121V125H229V123H227L229 126H228V128H226L225 127V125H224V127L223 126H220V128L221 127H223V129H225L224 131H226L223 135L225 136V137H229L228 139L229 140H231V142L233 141H235L234 142V147L233 148H231L230 147V149H228L229 147H227L226 149H223V150H219L220 151V153H221V155L219 156V151L216 153L215 152V155L217 154L218 155V157H219V161H221L222 163L224 162V160L223 159H225V163L223 164V165H221V163L219 164L220 165V167H219V165L218 164H216V163H218V162H216V159H218L217 158V156H215L214 157V155H208L207 157H209L210 156V158L213 156L214 157V159H210L209 160V163H211L212 165H214V166H216L217 168H216V171H215V169H214V167H212L213 168V170H212V168H209V166L211 165V164H207V166L206 165H204V164H206V155H207V152H205V154L204 153H201V152H203V151H206V150H208L209 149V145H210V149H211V146H212V142H213V140L216 138V137H219L220 136V134H222L223 133V131L222 132H220V134L218 133V134H216L217 133V130L215 131L216 133H213L214 132V130L211 128L210 130H205V132L204 133H202V135L200 134L201 132H202V129L204 130V129H207L206 127H209L210 125H203L205 122L204 121H202V122H200L201 120H199L198 118H197V123H198V125L199 126H201V127H198V125L196 126L195 125V120L196 119H193L194 117L192 116V115H196V113H192V111H189V113H187L188 112V110L184 113V107ZM188 105V106H187ZM189 105H191V106H189ZM198 105V106H197ZM206 105V104H205ZM204 105V106H205ZM213 105H215L213 108H218V109H212V106ZM69 106V107H68ZM73 106H75V107H73ZM88 106V105H87ZM108 106V107H107ZM157 106V107H156ZM176 106H178V108L176 107ZM193 106V107H192ZM201 106V108H202V112H203V108H205L204 106L202 107ZM211 106V107H210ZM217 106V107H216ZM231 106V107H230ZM238 106H236V108H235V110H238L239 109V107ZM52 107V108H51ZM83 107V108H82ZM96 107H98V108H96ZM107 108V110H110V108H111V113H109V111H108V113L110 114H108L107 113V110H106V113L104 112L103 113V111H105V109ZM120 107H122V109H119ZM124 107V108H123ZM126 107V108H125ZM134 107H137V111H136V113L133 111V109H135ZM142 107H143V109H142ZM156 108V109H154V110H156V111H154L153 110V108ZM161 107V108H160ZM173 109H171V108ZM180 107H182V108H180ZM221 107H222V109H221ZM227 107H229V109L227 108ZM251 107H253V106H251ZM19 108H21L22 109V112H24L23 113V115L22 114H20L21 113V109H20V113H18V112H16V109H19ZM29 108H30V110H32V111H34L33 112V114L31 115V113L32 112H29L30 110H29ZM37 110V111H39V113L35 110V109ZM44 108V109H45ZM48 108H50V109H48ZM72 108H74V109H72ZM99 108H101V109H99ZM114 108H115V112L114 113H112L113 112V110H114ZM118 108V109H117ZM141 108V109H140ZM150 108H152L151 110H150ZM209 108V109H208ZM226 108V109H225ZM55 109H57V110H55ZM97 109H99V110H103V111H98ZM125 109H127V110H125ZM149 109V110H148ZM160 110V112H161V110L163 109V111H164V113L163 112H159V110ZM168 110V111H166V113H165V110ZM170 109H171V111H170ZM196 109V110H195ZM200 109V108H199ZM206 109V108H205ZM253 109V116H251L252 117V119L250 118V116L249 117H247V118H249V120H255V112H254V108H252ZM45 110V111H46ZM50 110H51V113H50ZM64 110V111H63ZM80 110V111H79ZM88 110H90V111H88ZM117 110H119V111H117ZM124 110V111H123ZM142 110V111H141ZM175 110V111H174ZM183 110V112L182 113H180L179 111H182ZM219 110V111H218ZM222 110H224L225 111V113H224V111H222ZM226 110H229L230 112H228L229 114H230V116L229 117H231V118H229L228 117V113H227V111ZM35 111L40 115V114H42L43 113V117L41 116L40 118H43L44 120L46 119L45 117H47V119L49 118L48 116H50L51 117V119H53V121L52 120H50V123L52 122L53 123V125L55 124H58L60 127L59 128H62L61 130H65V128L66 129H68V130H65L64 131V133H65V135H69L70 136V138H68L69 139V143H66V141L65 142H63V139L64 140H66L65 138H67V137H69V136H65V135H62V132H61V130L59 131V133L61 132V135H54V132H56L57 130H56V128H58V125H54V130L55 131H53V125H52V127H49V126H51V125H49V123L47 124V122L49 121H42V119H40L41 120V122H38V119H37V122H36V116H38V114L37 115H35ZM60 111H62V112H60ZM69 112L70 113V111L72 112L71 113V115L73 114L74 116L76 115L77 117H76V119H74L75 117L74 116H72V117H74V118H72L71 116H69V117H71L72 118V120H73V123H74V126H73V124L71 123V124H68V123H70L71 122V119H70V122H68L69 120V118L67 119V118H65L64 116H61L62 114L61 113H63V112ZM95 111V113H96V111H98L96 114H93V112ZM131 111H133V112H131ZM148 111V112H147ZM170 111V112H169ZM41 112V113H40ZM66 112H65V114H66ZM103 113V115L104 116H102V113ZM117 112H119L118 114H117ZM121 112V113H120ZM126 112H129V113H126ZM152 112V113H151ZM191 112V113H190ZM216 112V113H215ZM17 114V116H18V118L16 117V114ZM28 113V117L26 116V117H24V121H22L21 119H20V117H22V116H25L26 114ZM47 113V115L50 113V115H48V116H46L45 114ZM68 113V114H69ZM76 113V112H75ZM83 113H81V114H83ZM100 113V114H99ZM124 113H126L125 114V116H130L129 118H124V120L123 119H118V118H116V119H118L119 121H120V123L121 122H123V123H125V125L126 126H130V125H134V127H136V129H137V131L139 132V130L138 129H142V132L140 131V135H137L138 133L136 132V131H133V132H136L135 134L133 133V135H132V137H131V134H132V132L128 129V131L126 132V130H124V132H122V129H124V128H122L124 125L121 123H119V121L117 120L116 121V119L115 118H113V116L114 117H117V115H118V117H120V115L121 114H124ZM135 113V114H134ZM143 113H145V114H143ZM176 113H179V115L176 117ZM184 113V114H183ZM187 113V114H186ZM200 114V116H199V114ZM214 113H215V115H217V114H219V115H217V116H214ZM65 114H63V115H65ZM92 114V115H91ZM97 114H99L100 115V117H99V115H97ZM128 114V115H127ZM129 114H133L132 116L133 117H131V115H129ZM143 114V115H142ZM160 116H159V115ZM186 115L185 117L183 116V115ZM222 114H223V117H222ZM58 115V116H57ZM60 115V116H59ZM108 115V116H107ZM154 115V116H153ZM161 115H162V117H161ZM188 115H189V117H190V115L193 117H190V120H191V123H193L192 125H194V126H192V128H190L191 126H190V123H188V121L190 122V120H188L189 119V117H188ZM221 115V116H220ZM227 115V116H226ZM31 116L33 117H35V119H34V117L33 118H31ZM68 116V115H67ZM92 116H96V119L94 118V117H92ZM98 116V117H97ZM123 117H124V115H122ZM121 116V117H122ZM134 116H136V117H134ZM181 117V119H182V117H183V119L184 120H188V121H185V123L187 122V124H186V126H185V123H184V126H182L181 124L179 125L178 123L180 122V123H183V119L181 120L180 119V117ZM79 117V119H77ZM110 117H112V119H113V121H112V123H111V121H109L110 120ZM120 117V118H121ZM137 117H139V118H137ZM156 117V118H155ZM170 117H172L173 118V120L175 121V119L176 120H178V121H176L177 122V124H178V126L175 124V122L173 121H171V120H168ZM226 117H228V118H226ZM27 118V119H26ZM62 118H65V119H67V123H65V124H68V125H65V128L63 129V123H64V121H66L65 119H62ZM95 119V121H96V123H95V121L93 120V119ZM196 118V117H195ZM213 118L215 119V121L213 120ZM224 120H223V119ZM233 118H236L238 121L239 120H241L242 119V121H240V123L238 124H236L234 121H233V123H232V121L231 120H233ZM23 119V118H22ZM29 119V120H28ZM34 119V120H33ZM50 119V118H49ZM90 119H92L93 121H91ZM108 119V120H107ZM147 119V120H146ZM156 119V120H155ZM171 119V118H170ZM194 121H193V120ZM228 119H231V120H228ZM39 120V121H40ZM62 120H64L63 122H62ZM75 120V121H74ZM129 120V121H128ZM132 120V121H131ZM166 121L165 123H168L169 121H171V124L173 125H169V123H168V125H166V126H170V128L172 129L173 128V130H171L170 128H168V130L170 129L171 131H172V135L173 136H177V138L175 139V137H173V136H171L172 138H174V140L173 141H176L177 139L179 140L182 136L179 134V132L181 131L182 132V130H184L186 127H188L187 125H189V128L187 129V130H191L192 132H190L191 134L190 135H193L192 137H195L196 138V134L197 133H194L195 134V136H194V134H192L193 133V129H195L194 130V132H196V128L199 130V131H201L199 134V138H203V137H205L206 138V140H207V138H208V141H206L207 143H209V144H206V142L205 141H200V140H196V141H193L194 140V138H192L193 140V142H195V145L193 146L192 145V147H195V146H198V144L199 145H201V148H200V146H199V148L200 149H202L201 151H200V149L198 148V150L196 149V150H194L192 147V149L195 151V153L196 154H194L193 156H192V154H190L191 152H193V150H188L186 147L184 148V147H182V146H180L181 144H182V140L180 139V141L178 142V141H176V144H177V142H178V144L176 145V144H174L175 142H173L172 140H170L171 138H170V136H169V134L168 135H164V139L166 140V142H164V140H162V139H160L159 137H158V134H159V132L160 131H162V129H165V125H161V124H163V123H161V122H163V121ZM221 120H222V123H221ZM228 120V121H227ZM79 121H80V123H79ZM88 121H89V123H88ZM99 121V122H98ZM106 121V122H105ZM115 121V122H114ZM152 121V122H151ZM168 121V122H167ZM244 121V122H243ZM45 122V123H44ZM54 122H56V123H54ZM60 124H59V123ZM62 122V123H61ZM86 122H87V124H86ZM92 122V123H91ZM98 122V123H97ZM105 125H103L102 123ZM117 122V123H116ZM146 122V123H145ZM203 123V124H200V123ZM218 122H217V126H219V124H218ZM79 123V124H78ZM99 123L101 124V125H99ZM113 124V123H115V127L116 126H119V125H121L120 126V128H122L121 129V131H120V133L122 132V134L123 133H129V132H131L130 133V137L132 138V140H133V138H135L136 137V139H134V141H132L131 139H129V137L127 136L126 137V139H129V140H131V141H129V140H127V142H134V143H136L137 144V141H138V143H139V140L142 142V141H144V142H142V145L144 144V143H146V144H148V142L150 143V141H149V138L151 139V137L152 136H150V134L148 133V131L150 130V133H151V135L152 134H154L155 135V139L157 140H161L160 142H158V144L159 143H162V144H166L167 145V143H169L170 141H172L173 142V146L172 147H174V146H177V147H181L180 148V151H179V153H178V150H179V148H177V147H175V149L177 148L178 150L176 151L177 153H178V161H176L175 163H167V164H171L169 167H174V168H172L173 170H170V172H169V170L168 169H166V171L164 170L165 169V167H168V165H165L164 164V162H162V161H160L161 163H162V165H164L163 167V171L165 172V177H158L159 175H158V172H159V174L161 173L162 174V170L160 171H157L158 170V167H159V165L160 166H162L161 164H160V162H159V159H157V161L159 162V164H157L155 161V159L156 158H154L155 157V155H157V153H158V151H155V148L156 147H154V149L152 150H150V149H147V147H148V145H141L140 147H143V148H145V150H139V153L141 154V155H144V159H143V156H140V158H138V160H137V158L135 159L131 154V152L129 151V149H128V147L126 148V150H124V156L126 157V158H128L129 157V155L127 154V153H129L130 154V159H132L133 161H134V163H137L138 161H140L135 167L133 166V167H131V168H134V171L136 170V171H138L137 173L136 172H134L133 173V170L132 169H130L129 170V168H128V170L127 169H125L124 171H120V168H118V166L116 165L117 164V160H116V157H115V154H120V150H121V148H124L126 145H123V144H127V143H125V138H123V137H121L120 138V140H122V138H123V143L121 142V145H123V146H120L119 144H115L114 145V141H116L115 140V137L116 136H114V134L113 133H110L109 134V132H114L115 133V131L117 130V128H115V130H114V126L112 125V127H113V129L112 130H114V131H107L106 133L105 132H103V130L104 131H106V128L108 127V124ZM164 123V124H165ZM205 123V124H206ZM224 123V124H225ZM233 124V128L231 129V125ZM234 123L236 124V125H234ZM243 123V124H242ZM249 123V122H248ZM40 124V126H36V125H39ZM82 124V125H81ZM94 124H98L100 127H102V128H100L99 129V126L97 125V127H96V129H95V127H93V126H96V125H94ZM150 124V125H149ZM157 124V125H156ZM160 124V125H159ZM31 125H33V126H35V127H33V126H31ZM43 125V126H42ZM70 125H72V126H70ZM80 125V126H79ZM84 125V126H83ZM103 125V126H102ZM107 125V126H106ZM140 125V126H139ZM154 125H156V126H164L163 128L161 127V128H158L159 130H153V129H155V128H157L156 126H154ZM242 126V128L244 129V127H245V129L244 130H246V131H243L245 134H239L241 137H239L238 136V133L240 132V131H242V130H240L239 132H238V130H239V128H238V130H236L237 128H236V126ZM243 125H245V126H243ZM46 126V127H45ZM62 126V127H61ZM76 126V127H75ZM79 128H78V127ZM137 126H139V127H137ZM153 126H154V128H153ZM172 126V127H171ZM196 126V127H195ZM203 126V127H202ZM69 127V128H68ZM72 127V128H71ZM91 128V130L94 132V130H96L94 133H92V131H89L90 130V128ZM105 127V128H104ZM110 128V130H111V125L109 126ZM125 127V126H124ZM132 128H134L133 126H131ZM178 127H180L181 128V130H179V128ZM205 127V128H204ZM211 127H213V126H211ZM74 128V129H73ZM81 128V130H80V132H78V130ZM89 128V129H88ZM125 128H128V127H125ZM130 128V127H129ZM132 128H131V130H132ZM149 130H148V129ZM153 128V129H152ZM167 128V127H166ZM176 128V129H175ZM234 128H236L235 130L238 132L236 135H233V134H235V132L234 131H232V130H234ZM241 128V127H240ZM241 128V129H242ZM140 129V130H141ZM209 129V128H208ZM223 129H220V130H223ZM230 129V130H229ZM39 130V131H38ZM42 130V131H41ZM44 130V131H43ZM50 130V131H49ZM52 130V131H51ZM82 130H86V133L84 132V131H82ZM118 130H119V127H118ZM133 130H135V128L133 129ZM146 130H147V132H146ZM151 130H152V132H151ZM166 130L167 129H165V130H163L165 133H166ZM167 130V132L168 133H170L171 134V131L169 132ZM175 130V133H177V130H179V132L177 133V134H175V133H173V131ZM197 130V131H198ZM211 130H213V132L211 131ZM68 131H69V133H68ZM71 131V132H70ZM73 131V132H72ZM77 131V132H76ZM81 131H82V134L83 135H79V133H81ZM89 131V132H88ZM100 133H99V132ZM157 131H159V132H157ZM212 132L213 133V135H215V137H213V136H210L211 135V133L209 134V132ZM219 131V130H218ZM227 131H229V133L227 134ZM40 132V133H39ZM50 132H52V133H50ZM91 132V133H90ZM101 132H102V134H101ZM117 132V131H116ZM153 132H155V133H153ZM231 132V133H230ZM242 132V133H243ZM43 133V134H42ZM56 133H58V131L56 132ZM67 133V134H66ZM72 133V134H71ZM103 133H104V135L106 136V134H108V137L110 138V137H113V141H111V142H113V144L111 145V144H107V142L108 141H110V140H112L111 138H110V140L109 139H107L108 141H106L105 142V140L106 139H104L103 140ZM120 133H115L116 135L117 134H119L120 135ZM126 133H125V135H126ZM161 133H163V132H160V134ZM42 134V135H41ZM49 136H48V135ZM53 134V135H52ZM78 134V135H77ZM94 136H93V135ZM100 134L102 135V136H100ZM111 134H112V136H111ZM121 134V136H124V135H122ZM147 134H149V135H147ZM160 134H159V136H160ZM167 134V133H166ZM175 134V135H174ZM205 134H209L208 136H210V138H211V141H209L210 139H209V137H206L205 136ZM229 134H231V136H229ZM254 134V135H253ZM74 135H76V137L74 136ZM86 135V136H85ZM129 135V134H128ZM134 135H136V136H134ZM153 135V136H154ZM162 134H161V136H163ZM189 135V136H190ZM218 135V136H217ZM262 135V134H261ZM37 136H38V139H36L37 138ZM42 136H44V138H45V140H46V142L48 141V142H50V143H48L47 142V146H46V144H45V142L43 141V139L41 138ZM50 136H52V137H50ZM53 136L55 137V136H61V137H57V139H55V138H53ZM63 136H65V138L63 137ZM72 136H74V137H72ZM78 136H80L79 137V139H78ZM82 136V137H81ZM99 136H100V144H101V142H102V140H103V142L102 143H105V145H106V148L107 147H109L110 145L113 147V146H115L114 147V149H116V150H114V151H116V152H114V153H112L113 155L112 156H105V155H108V153L107 152H105L104 153V151H103V153L105 154L104 156H105V158H107V159H109V160H107L106 159V162H105V164H104V162H102V161H96V163H95V161H94V159H96V157H97V155L96 156H94L93 157V161H94V163H93V161L91 160V162H90V160H89V158H90V156L92 157L93 155V153L92 154H89V153H87L88 154V156L87 157H89V158H87V157H85L86 156V154H85V150H87V149H89V147L90 148H94L95 149V146L97 145V143H96V141H97V138H99ZM118 136V135H117ZM146 136V137H145ZM181 136V137H180ZM197 136H198V134H197ZM233 136H234V138H236L235 140H233L232 138H233ZM238 136V137H237ZM254 136V137H255ZM48 137V138H47ZM93 137L95 138V140H94V142L92 141V139H93ZM102 137V138H101ZM107 137V138H108ZM139 137V138H138ZM149 137V138H148ZM170 138L169 140H167V138ZM212 137H213V139H212ZM232 137V138H231ZM39 138H40V141H43L44 142V144L42 143V142H40V141H38L39 140ZM50 138H53L52 140L50 139ZM58 138H61V139H58ZM105 138V137H104ZM138 138V139H137ZM148 138V139H147ZM153 138V137H152ZM198 137H197V139H199ZM231 138V139H230ZM240 138H241V140H240ZM245 138V139H244ZM54 139H55V141L57 140H60V141H62L61 143L58 141V143H57V141L55 142L54 141ZM73 139H75V141H72ZM77 139H78V141L80 142V141H83L84 142V145H86V143H85V141H87L88 142V140H89V146L88 145H86V146H88V148H86V146H83V143L81 142V144H82V146H83V150L81 151V145H80V143L77 141ZM87 139V140H86ZM117 139L119 140V138L117 137ZM204 139V138H203ZM243 139V140H242ZM51 140V141H50ZM85 140V141H84ZM92 141V143H94V144H96V145H94V147L92 146L93 144H90L91 143V141ZM117 140V141H118ZM157 140V141H158ZM238 140H239V142H238ZM99 141V140H98ZM97 141V142H98ZM164 143H163V142ZM167 141H169V142H167ZM54 142V143H53ZM75 142H77L78 143V145H77V143L74 145V143ZM111 142H108V143H111ZM172 142H170V144H172ZM198 142V143H197ZM251 142V143H250ZM71 143H73V145H71ZM115 143H118V142H115ZM120 143V142H119ZM211 143V144H210ZM237 143H239V144H237ZM245 143L246 144H248L249 145V147L251 148V149H248L249 147L247 146H245ZM50 144H55L54 146V148H55V150L57 149L58 151H59V149L61 150V148H59L58 146H60V147H62V150H61V152L63 153V154H67L68 152L70 153V152H72V153H70V155L68 154V158L69 159H73V161L75 162V163H77V164H75V163H73L72 164V162L71 161H69L68 160V162L66 161L67 160V158L66 157H64L63 155H61L60 153L61 152H58L59 154V158L58 159H60V155H61V159L59 160V163L56 161V163H58V164H56L55 162H54V160H53V158H57L58 157V155L56 156V151L55 150H52V152H53V154H52V152H51V146H50ZM61 144H65L64 146L65 147H68L67 148V150H65L64 149V151H63V148H64V146L62 145L61 146ZM98 144H99V142H98ZM98 145L99 147H101V145ZM133 143H130V145L129 144H127V146H132L133 147V145H132ZM141 144V143H140ZM139 144V145H140ZM251 144V145H250ZM253 144L255 145H257L256 147H258V149L256 150L255 148V146H253ZM43 145V146H42ZM67 145V146H66ZM70 145H71V147L73 148V150H71L72 148H70ZM92 147H91V146ZM105 145H103L102 144V146H104L105 147ZM107 145H109V146H107ZM135 145V144H134ZM139 145L137 144V146L139 147ZM169 145V144H168ZM168 145H167V147H168ZM206 146L207 145V147H203L202 148V146ZM237 145H240V147L238 148V147H236ZM46 148H45V147ZM74 146V147H73ZM75 146H77V147H75ZM98 146H96V148L98 147ZM152 146V145H151ZM155 146V145H154ZM51 147V148H50ZM57 147V148H56ZM103 147V148H104ZM121 147V148H120ZM135 147V146H134ZM150 147V146H149ZM148 147V148H149ZM153 147V146H152ZM171 146H169V148H170ZM171 147V148H172ZM260 147V148H259ZM50 148V149H49ZM54 148H52V149H54ZM70 148V149H69ZM86 148V149H85ZM103 148H101V150L103 149ZM109 148H111V147H109ZM142 148V149H143ZM160 148V147H159ZM184 148V150L185 149H187V151H189V152H187L186 150V154H185V152L182 150L181 151V149H183ZM190 148V149H191ZM205 148H207V149H205ZM247 148V149H246ZM252 148H254V151H257V153H258V155H255V152L253 151V149ZM263 148V149H262ZM78 149V150H77ZM98 149V148H97ZM97 149H95L96 150V152L98 151V150H100V148L97 150ZM105 149V148H104ZM103 149V150H104ZM127 149H128V151H127ZM146 149H147V151H146ZM173 150H174V152H175V149L174 148H172ZM171 149V150H172ZM228 149V150H227ZM93 150V149H92ZM101 150H100V152H101ZM149 150L151 151V152H153L152 153V155L154 156L153 158H154V162L157 164H155V163H153V161L152 160H149V159H151L150 157H152V156H148V155H150L151 154V152H149ZM157 150V149H156ZM171 150H170V152H171ZM234 150H236V151H239V152H237L238 153V155L240 154L241 156H238V155H236V153H235V155H233L234 154ZM244 150H245V152H244ZM246 150H248V151H246ZM250 150H252L251 152H250ZM258 150H259V152H258ZM263 150V151H262ZM48 151H50L49 152V154H48ZM94 151V150H93ZM123 151V150H122ZM121 151V152H122ZM127 153H126V152ZM142 151V152H141ZM241 151H242V154H244L245 155V153H247L248 154V152H250L249 154H251V155H246V156H248L249 157V159H251L252 160V158L253 157H257V156H261L260 158L262 159H259L258 157L257 158H254L253 159V161L254 162H256V165H255V163L254 162H251V160H248V157L246 158V156H242V154H241ZM78 152V153H77ZM87 152H91L90 150H88ZM95 152V153H96ZM100 152H99V154H100ZM154 152H155V154H154ZM173 152V151H172ZM200 152V153H199ZM73 153H75L74 155H73V157L71 158V156H72V154ZM82 153H84L85 154V156L83 157L82 155ZM185 154V158L184 159H186V160H188V162H186L185 160H183V156H184V154ZM189 153V154H188ZM51 154H52V158H51ZM76 154H79V155H76ZM101 154H102V152H101ZM110 155H111V153H109ZM121 154H123V153H121ZM146 154H147V156H148V158L146 157ZM180 154V155H179ZM182 154V155H181ZM189 156H188V155ZM201 155L202 154V156H199V155ZM261 154V155H260ZM53 155H54V157H53ZM95 155V154H94ZM126 155H128V156H126ZM186 155H187V157H186ZM192 157H191V156ZM204 155V156H203ZM254 155V156H253ZM62 156L64 157V158H62ZM66 156V155H65ZM77 156H78V159H79V157H81L82 159L84 158H86V160H84L85 162H83L82 161V159L79 161L78 159H77ZM100 156L101 155H99V160H101L100 159ZM232 156H233V158H232ZM240 157V160L242 159V157H244V159H243V161L241 160L240 162H238L239 161V159L237 158L236 160H238L236 163H238V164H241V162H242V165L243 164H247L246 162H248V167H247V165L245 166V165H240V168H239V165L238 164H236V167H234L235 166V162H234V157ZM251 156V157H250ZM75 157H76V159L77 160H75ZM145 157H146V159H147V161H149V162H147L146 160H145ZM193 157H194V159H193ZM202 157H206L204 160L205 161H202L203 160V158L201 159ZM230 157V158H229ZM50 158H51V160H50ZM105 158L103 157L102 158V160L104 161L105 160ZM115 160V162H114V160ZM181 160H180V159ZM63 159H64V161L66 162H64L63 161ZM92 159V158H91ZM111 159V160H110ZM191 160V168L190 169H196L195 167H193V165L195 166L196 164H197V167L199 166L200 167V162L198 163V162H196L197 161V159L199 160V161H202V162H205V163H203V165H204V168H203V171H204V174H205V176L204 177H201L200 179H198V178H195L194 176H193V178H192V176H191V178H189L190 177V175H194V173H195V171L193 170V171H191V170H189V166L190 165H187V167H188V169H185L186 168V163H188V164H190L189 163V161ZM208 159V158H207ZM246 159V161L244 162V160ZM89 160V161H88ZM144 162V163H142V161ZM196 160V161H195ZM214 161V164L211 162V161ZM227 160L229 161V162H227ZM233 160V163L231 162ZM259 160V161H258ZM53 161V162H52ZM83 162V164H79L78 162ZM107 161H112V162H114L113 164H114V166H112V169L114 170V171H112L113 173H115V174H113V173H108L107 174V167L108 166H110V165H113V164H111L110 162H108L107 163ZM181 161H184L183 163L181 162ZM63 162V164H61ZM71 162V164H72V166H71V164L69 165L68 163H70ZM88 162H90V164L88 163ZM180 163V165L178 164V163ZM192 162H193V165H192ZM258 162H260V163H258ZM262 162V163H261ZM53 163V164H52ZM84 163L86 164V168H85V165H84ZM92 163V164H91ZM98 163L99 164H101V163H103L105 166H103L102 164L101 165H98ZM110 163V164H109ZM147 163H153L154 164V168H155V170H156V167H157V170H156V173H155V176H153V177H151V176H149L148 174H144L143 172H141V170L140 169H142L141 168V165H145V164H147ZM55 164V165H54ZM75 164V165H74ZM107 164V165H106ZM109 164V165H108ZM181 164H185V167H183ZM231 164H233V166L231 165ZM252 164H254V165H252ZM258 164V165H257ZM57 165H60V167L61 168H59ZM66 165H68V167L66 166ZM81 166V170H82V172L84 171V173H81V174H79L80 173V167H78V166ZM84 165V166H83ZM93 165V166H92ZM139 165H140V168H139ZM232 166V168L233 169H235V170H233V171H235V172H233L232 171V168H231V173H232V175L233 176H236V179H232V175H231V173L230 174H228V172H229V170L230 169H228V171L226 170L227 169V166ZM238 165V166H237ZM250 165V166H249ZM261 165H263V167L261 166ZM64 166V167H63ZM70 166V167H69ZM89 166V167H88ZM95 166V167H94ZM107 166V167H106ZM117 167L116 169H114V167ZM156 166V167H155ZM177 166V167H176ZM223 166V167H222ZM248 169V171L246 172V174L245 173H243L242 171L244 170V172H245V167ZM251 166H258L259 168L258 169H256L255 170V168L256 167H254V170H251L250 171V168H252ZM75 167H77V168H79V170L78 169H76ZM83 167V168H82ZM91 167V168H90ZM93 167V168H92ZM102 167H104V169H106V170H102ZM111 167V166H110ZM145 167V166H144ZM143 167V168H144ZM168 167V168H169ZM198 167V168H199ZM202 167V166H201ZM207 167H208V169H207ZM238 167V168H237ZM241 167H242V170H241ZM74 168V169H73ZM96 168V169H95ZM99 168V169H98ZM179 168H180V171H179ZM58 169V170H57ZM109 169H111V168H109ZM111 169V170H112ZM160 169V168H159ZM162 169V168H161ZM219 171H218V170ZM239 169V170H238ZM262 169V170H261ZM62 170V171H61ZM68 170V171H67ZM75 170V171H74ZM76 170H77V172H76ZM117 170V172H118V174H116V171ZM177 170H178V173H179V175H178V173H175V172H177ZM182 170H184V171H182ZM85 171H87V172H85ZM89 171H90V173H91V176L92 177H94L93 179H96V177H97V175L99 174V176H100V174L102 173H105L106 175H107V177L108 176H111V177H109L110 178V180H112V178L114 179L115 178V175H116V179L117 180H112V189L114 190H116V191H111L110 190V192L111 193H113V195L112 194H109V196L107 197L106 196V194H108V193H110V192H108V193H106V192H97L96 194L97 195H95L96 197V200L99 198V202L101 201V199L100 198H103L102 200L104 201V202H107L108 203V206L107 207H105V209L106 210H103L104 208V206L102 207V208H100L103 204L106 206L107 204H105L104 202H103V204H102V202H101V204H99L98 206H100V207H98L100 210H102V211H100L97 207L94 209V207L92 208V206H91V208H90V206H89V204L86 202V201H84V200H82L81 201V205H83V206H81V205H79L78 204V202L81 200H77L76 199V197H74V196H72V191H73V189H72V186L70 185V180H72V179H75V180H78V181H85V182H87L88 183V181L90 182V184L91 183H93V182H95V180H93L92 179V177L90 176L89 177V175H90V173H89ZM95 171V172H94ZM97 171V172H96ZM109 171V170H108ZM206 171H207V173H206ZM236 171L238 172L237 174H239V176H237V175H234V174H236ZM56 172V173H55ZM79 172V173H78ZM164 172H163V174H162V176H164ZM167 172H169L170 173V175H168L169 173H167ZM171 172H172V174H171ZM183 173L185 176L183 177V176H181V173ZM194 172V173H193ZM216 172L219 174V178H215L214 180L213 179H210V178H205V177H211V175L213 176V174L214 175H216ZM242 172V174H243V176L245 177L244 179H243V176L240 174ZM251 172V174H249ZM255 174H254V173ZM66 173V174H65ZM138 173H139V175H138ZM142 175H141V174ZM166 173H167V175H166ZM174 173V174H173ZM210 173H213V174H211L210 175ZM248 173V174H247ZM253 173V174H252ZM71 174V175H70ZM79 174V175H78ZM82 174H84V175H82ZM96 174V175H95ZM101 174V176H103V175H105V174H103L102 175ZM111 174H113V176L111 175ZM129 174V175H128ZM130 174H132L131 176H130ZM156 174L158 175V176H156ZM223 174V175H222ZM227 174V175H226ZM245 174V175H244ZM74 175V176H73ZM87 175V177H85ZM119 175V176H118ZM123 175V176H122ZM135 175H136V177H135ZM143 175H148V177L146 176V177H144ZM176 176L175 178H177V179H181V180H183V179H185L186 178V175H187V178H186V181L184 180V181H181L180 183L178 182V180L176 179V182L174 183V179L172 178L173 176ZM189 175V176H188ZM209 175V176H208ZM229 175V176H228ZM242 177H241V176ZM248 175V176H247ZM58 176V177H57ZM79 176V177H78ZM84 176V178H85V180H84V178H82ZM129 176V177H128ZM161 176V175H160ZM172 176V177H171ZM180 176V177H179ZM222 176H225V177H222ZM230 176H231V178H230ZM124 177V178H123ZM131 177H135L134 179H135V181L133 180L132 181V179H131ZM155 177H157L156 178V180H154V178ZM169 178V179H166V178ZM183 177V178H182ZM228 177H229V179H228ZM242 179H241V178ZM127 178V179H126ZM189 178V179H188ZM203 178H205V179H203ZM214 178V177H213ZM223 178H224V180H223ZM247 178V179H246ZM130 179H131V182H130ZM162 179V180H161ZM171 179V180H170ZM192 179V180H191ZM210 179V180H209ZM225 179H227V180H229V181H227V180H225ZM88 180V181H87ZM91 180H92V182H91ZM109 180V179H108ZM164 180V181H163ZM174 180V181H173ZM187 180H189V181H187ZM190 180H191V182H190ZM199 180H200V182H199ZM203 180H205V181H203ZM216 180L217 181H219V182H217L216 183ZM247 180H248V182H247ZM56 181V182H55ZM137 181V182H136ZM161 181V182H160ZM206 183V185L203 183ZM44 182V183H43ZM55 182V183H54ZM97 182V181H96ZM117 182H119V183H117ZM136 182V183H135ZM149 182L151 183L150 184V186H149ZM172 182V183H171ZM200 183V184H197V183ZM228 182V183H227ZM42 183V184H41ZM46 183V184H45ZM115 183H117V184H115ZM154 183V184H153ZM176 183H179L178 185L181 187H179V186H177L176 185ZM189 183L191 184V185H189ZM228 184V186L226 185V184ZM230 183V184H229ZM44 184V185H43ZM114 184H115V187H114ZM141 186H140V185ZM148 184V185H147ZM153 184V185H152ZM159 186L160 185V188H158L157 186ZM187 184V185H186ZM207 184L210 186V184L212 185V187L210 186H207ZM223 184H225V186L223 185ZM240 184V185H239ZM48 185H51V186H48ZM92 185V184H91ZM95 185H96V183H93V186L95 187ZM127 185H128V187H127ZM142 185H143V187H142ZM161 185H162V188H161ZM169 185V186H168ZM182 185V186H181ZM207 186V187H205V186ZM231 186V188H230V186ZM239 185V186H238ZM242 185V186H241ZM57 186V187H56ZM61 186V187H60ZM126 187V191H125V188L124 187ZM130 186V187H129ZM134 188H133V187ZM137 186H139V188L137 187ZM149 186V187H148ZM164 186V187H163ZM171 186H173V187H171ZM43 187V188H42ZM51 187V188H50ZM54 187V188H53ZM114 187V188H113ZM209 187V188H208ZM223 187L224 188H229L228 190H224L223 189ZM232 187H234V188H232ZM42 190L43 189V191H41L40 189ZM57 188V189H56ZM67 188V189H66ZM141 188L143 189V190H141ZM154 188V189H153ZM156 188V189H155ZM169 188H171V189H169ZM238 188V189H237ZM54 190V191H53ZM151 190V191H150ZM173 190V191H172ZM237 190L238 191H240V194L242 195L241 197H233V198H230L229 200H225L226 198H224V197H228V194L229 195H233V194H235L236 192H237ZM41 191V192H40ZM50 191H51V193L53 194V196H52V194L50 193ZM140 191V192H139ZM172 191V192H171ZM180 191V192H179ZM235 191V192H234ZM47 192V193H46ZM118 192H119V194H118ZM142 192V193H141ZM153 192V193H152ZM164 192H167V193H164ZM41 193V195H43V197H41V195H40V197L38 196L39 194ZM43 193V194H42ZM45 193V194H44ZM101 195V197H98V196H100L99 194ZM106 193V194H105ZM139 193V194H138ZM149 193V194H148ZM161 193H164L163 195L161 194ZM178 193H180L179 195H178ZM239 193V192H238ZM148 194V196H146ZM152 196H151V195ZM157 194V195H156ZM226 194H227V196H226ZM47 195H49V196H47ZM116 197H115V196ZM139 195H141V196H139ZM154 195V196H153ZM160 197H159V196ZM169 195V196H168ZM45 196V197H44ZM164 196V197H163ZM39 197V198H38ZM47 197V198H46ZM98 197V198H97ZM109 197H111V198H109ZM120 197H122L121 198V200H122V207H123V204L125 205V207H123V209H121V211H119L118 209H120L121 208V206L119 205V204H115V203H117V202H119V201H117V200H120ZM129 197V198H128ZM223 197V198H222ZM35 198H38V199H35ZM44 199L45 201H47L46 203H45V201H43V200H39V199ZM48 199V200H46V199ZM57 198V199H56ZM116 198H118V199H116ZM157 198L159 199V200H157ZM163 198V199H162ZM194 198V199H193ZM197 198V199H196ZM198 198H199V200H198ZM204 200H203V199ZM215 198V199H214ZM74 199H76V200H74ZM115 199H116V201H115ZM129 199V200H128ZM135 199V200H134ZM223 199V200H222ZM35 200H38L37 202L35 201ZM113 200V201H112ZM142 200V201H141ZM198 200V201H197ZM260 200V201H259ZM262 200V201H261ZM40 201V202H39ZM44 202L45 204H47V205H49V209H48V206L46 205V207H47V210H46V208H45V205L43 206V205H41V202ZM58 201V202H57ZM62 201V202H61ZM66 201V202H65ZM78 201V202H77ZM98 201V200H97ZM125 201H128L127 202V205H126V202ZM133 201H135L136 203H134ZM138 201V202H137ZM173 201V202H172ZM204 201H207V203L206 202H204ZM42 202V203H43ZM52 204H51V203ZM76 202V203H75ZM86 202V203H85ZM109 202H110V204H111V202H112V207L109 205ZM115 202V203H114ZM121 202V201H120ZM163 202V203H162ZM197 202H198V204H197ZM262 202V203H261ZM43 203V204H44ZM48 203H50V204H48ZM56 205H54V204ZM80 203V202H79ZM83 203V204H82ZM114 203V204H113ZM161 203H162V205H161ZM165 203V204H164ZM35 204H39V205H41V207L39 206V205H37L35 208H37L38 209V216H35V215H33L32 213H30L33 209H34V205ZM63 204H65V205H63ZM75 204H78L77 206L75 205ZM87 204H88V206H89V210L86 208L87 207ZM164 204V205H163ZM197 204V205H196ZM86 207H85V206ZM120 206V208H118V209H115V206ZM191 205H193V207L191 206ZM218 205H221L223 208H218V207H216V209H214V210H211L212 209V207H214V206H218ZM32 206H33V208H32ZM38 206H39V208H38ZM134 206V207H133ZM207 206V207H206ZM43 207V208H42ZM54 209H52V208ZM204 207V208H203ZM40 208H42V209H40ZM86 208V209H85ZM113 211V212H111V211H108V210H110V209ZM41 211H40V210ZM45 209V210H44ZM59 209V210H58ZM78 209V210H77ZM98 209V210H97ZM29 210H31L30 212H29ZM42 210L44 211V212H42ZM50 212H49V211ZM53 210V211H52ZM92 210H93V212H92ZM97 210V211H96ZM49 212V213H51V215L49 214V213H47V212ZM77 211H81V212H78L79 213V215H82V217H83V214H82V211H83V213H84V216L86 215V212H87V216H88V214H89V217H87V216H85V217H83V219H82V224L84 223V218H85V220L86 221H88V219L87 218H89V220H92V218L94 219L97 215H98V218H96L97 219V221H96V219H94V221H96V222H94V223H96V225H93L92 226V224H91V222L89 221L88 223L89 224H91L90 226V228H92V230L93 229H95V233H96V235H95V237H93L92 238V240H91V244H90V246H91V250L89 249V250H87V251H89V255H88V252L86 251V253H85V255L83 254L84 252H83V249H82V252L83 253H81L82 255H81V257H80V250H81V248H80V246L78 247L76 244H75V242H72V241H70V240H67L68 239V237L70 238V237H73L74 235H76V233H77V230L75 229H70V227H69V220H68V218H72V217H74V215H76V213H77ZM136 211V212H135ZM56 212V213H55ZM95 212V215H93L92 213H94ZM106 212H108V213H106ZM111 212V213H110ZM114 212H116V213H114ZM207 212V213H206ZM229 212V213H228ZM52 213H55V214H52ZM104 213H105V215H104ZM118 213V214H117ZM201 213V214H200ZM204 213V214H203ZM41 214L43 215V216H45V218L43 217V216H41ZM47 214V215H46ZM57 214V215H56ZM90 214H91V216H93L92 218L90 217ZM103 214V215H102ZM128 214V215H127ZM221 214V218H222V220H223V218H224V220L223 221H226L227 220V222H224L225 224H223L222 222V220H221V218L219 219L218 217V215H220ZM235 215L234 217L236 218L237 217V220L235 219V218H231L233 215ZM40 215V216H39ZM50 215V216H49ZM53 215V216H52ZM55 215V216H54ZM59 215V216H58ZM143 215V216H142ZM215 215H216V217H215ZM230 215H232V216H230ZM238 215H242L241 216V218L243 217V215H244V218L242 219V220H244L245 221V223H243L244 221H241V223H237V221L239 220H241L240 218H239V216ZM49 216V217H48ZM102 217V219L101 218H99V217ZM106 216V217H105ZM200 216V217H199ZM218 216V217H217ZM230 216V217H229ZM38 218V219H36V218ZM81 216L79 217V218H82ZM152 217V218H151ZM157 217V218H156ZM186 217V218H185ZM227 217V218H226ZM54 218V219H53ZM133 218V219H132ZM153 218L155 219V220H153ZM159 218V219H158ZM185 218V219H184ZM239 218V219H238ZM45 219H46V222H47V225L45 226V229H47V231L45 230L44 232H45V234L48 232L49 234L51 233V235H53V231H50V230H52V227L54 228V225L55 226H57L56 227V230H55V228L53 229V230H55V231H59V232H57L58 234H59V239H60V243H63L64 242V244H62V246H61V244H57V243H59V241H54V239H55V234L53 235V240H51V242L49 241V239H50V237H49V234L47 233L46 235L49 237V238H47V240H48V244H50V243H53V248H52V244L50 245V247H49V245L47 244V245H45V247L44 246H41V249L39 248V246L37 245V244H39V243H36V242H34V240H32V238L33 239H35V236H34V234L33 233H36V228H35V230H33V228L35 227V225H36V223L38 222V224L36 225V226H38L40 223H42V221H43V223H44V221H45ZM49 219H51L50 221H49ZM98 219L100 220L101 219V221H103V223L100 225V221H98ZM109 219V220H108ZM111 219V220H110ZM130 219H132V220H130ZM138 219V220H137ZM141 219V220H140ZM145 219H147V220H145ZM232 219V220H231ZM48 220V221H47ZM52 220H56V222H54L53 221V223L51 222ZM81 220V219H80ZM107 220L109 221L108 223H107ZM85 221V222H86ZM179 222V223H176V226H174L173 227V224H172V222ZM238 221V222H239ZM35 222V223H34ZM45 222V223H46ZM78 223H80V221H77ZM92 222V223H93ZM132 222L133 223H137V222H140L139 224H137L136 226H135V224H134V226L132 225ZM182 222V223H181ZM52 223V224H51ZM88 223L86 222L85 224H83V225H88ZM105 223H107L108 224V226H107V224L105 225ZM150 223V224H149ZM51 224V225H50ZM54 224V225H53ZM99 224V225H98ZM179 224H183V226L181 227V226H179ZM227 224V225H226ZM241 225V227H240V225ZM244 224H246V225H244ZM82 225V226H83ZM86 225V226H87ZM105 227H104V226ZM126 225V226H125ZM161 225V226H160ZM245 227H244V226ZM48 226V227H47ZM97 226V228H95ZM98 226H99V230H98ZM128 226V227H127ZM133 226V227H132ZM141 226V227H140ZM225 226H226V228H225ZM80 227H81V224H80ZM88 227H89V225H88ZM88 227H85L84 226V228H82L84 231H86L85 229L87 228V230H91V229H89ZM136 227V228H135ZM150 227V228H149ZM180 227H181V230H180ZM61 228V229H60ZM104 228H105V230H104ZM131 228V229H130ZM133 228H135V230H133ZM137 228V229H138ZM138 229V230H139ZM183 229V230H182ZM201 229V230H200ZM33 232H32V231ZM98 230V231H97ZM163 230V231H162ZM179 230L181 231L180 232V234H179ZM193 230V231H192ZM198 230V231H197ZM205 230V231H204ZM55 231H54V233H55ZM216 231V232H215ZM32 234H31V233ZM206 232V233H205ZM102 233H101V238H103V235H102ZM140 233V234H139ZM175 233V234H174ZM201 233V234H200ZM203 233V234H202ZM211 233H212V235H211ZM219 233V234H218ZM58 234L56 235L57 236V240H59L58 239ZM123 234H124V236H123ZM191 234H192V236H191ZM209 234V235H208ZM213 234H216V236H214ZM45 235V236H46ZM50 235V236H51ZM109 235V236H108ZM220 235V236H219ZM33 236V237H32ZM108 236V238H106ZM133 236V237H132ZM195 236V237H194ZM210 236H212V237H210ZM231 236V237H230ZM137 237V238H136ZM203 237V238H202ZM216 237H217V239H216ZM224 237V238H223ZM104 238H103V240H104ZM123 238H125L124 239V242H126V244L123 242ZM227 238V239H226ZM55 239V240H56ZM96 239H97V243L95 242L96 241ZM139 239V240H138ZM182 239V240H181ZM195 239V240H194ZM213 239L214 240H216V241H214L215 243L213 244L212 242H213ZM228 239H229V241H228ZM239 239H242L243 241H242V243L240 244L239 243ZM245 239V240H244ZM246 239H248L247 241H249V244L247 243V241H246ZM67 240V241H66ZM102 240V239H101ZM114 240V241H113ZM121 240H122V242H121ZM127 240V239H126ZM143 241V242H141V241ZM144 240H146V241H144ZM179 240V241H178ZM190 240V241H189ZM206 240V241H205ZM218 240H219V242H218ZM224 240H226V241H224ZM256 240L258 241V240H260V241H258L257 243H256ZM53 241V242H52ZM94 241V243H96V244H93L94 246L92 247V242ZM116 241V242H115ZM119 241V243L121 244H118L117 242ZM134 241V242H133ZM192 241V242H191ZM226 242L225 244L226 245H224L223 246V244H224V242ZM56 242V243H55ZM71 242V243H70ZM191 242V243H190ZM208 242V243H207ZM216 242H218V243H222V245H219V244H217ZM231 242H233V243H231ZM236 242H238L239 244H237ZM245 242V243H244ZM260 242V243H259ZM104 243V242H103ZM198 243H199V245H198ZM207 243V244H206ZM229 243H231V245L233 246H231ZM235 243H236V245H235ZM131 244V245H132ZM148 244H154L153 245V247L155 246H157L155 249L153 248V252H152V248H151V253H150V248H149V251L146 249V247L145 246H147ZM183 244H186V246L184 245V246H182ZM192 244V245H191ZM194 244V245H193ZM210 244V245H209ZM246 244V245H245ZM251 244V245H250ZM54 245L56 246H58V245H60V246H58L59 248L60 247H62V248H60V249H62V253L60 252L61 250L58 248V247H55V249H59L57 252L56 251H54L55 249H54ZM100 245H97V247H99ZM118 245H120V246H118ZM132 246L133 247V249H131L132 247H129V248H126V249H129V251L127 250L126 251V249H123V252H124V250H125V252H129L128 254H125L124 255V259H125V261H127V263L128 264H131V262H132V264H134V262L136 261V263L135 264H141V263H139V262H137L139 259H136V256H137V258L141 255V257L143 256L141 253L139 254V251L136 249V248H134L135 246ZM177 245V246H176ZM214 245V246H213ZM219 245V246H218ZM239 245H240V247H242V249L239 247ZM243 245V246H242ZM252 246L251 248H249L250 246ZM75 246V247H74ZM100 246V247H101ZM143 248H141V247ZM150 246H148V247H150ZM188 246H190V247H188ZM194 246V247H193ZM217 246H218V248H217ZM43 247V248H42ZM99 247V248H100ZM147 247V248H148ZM177 247V248H176ZM219 247H221V248H219ZM223 247H227V249L228 250H230L229 251V253H228V251H227V249L225 250V248H223ZM39 248V249H38ZM47 250H45V249ZM93 248V249H92ZM145 248V249H144ZM213 248V249H212ZM232 248V249H231ZM249 248V249H248ZM43 249V250H42ZM52 249V250H51ZM103 249V248H102ZM121 249H118V252H116L118 255H119V257H117L116 255H114L113 256V258H116V260H117V258H118V260L120 261V262H123V261H121V252L119 251V250H121ZM135 249V250H134ZM140 249H142V250H140ZM159 249V250H158ZM177 249V250H176ZM221 249V250H220ZM248 249V250H247ZM40 250H42V251H40ZM96 250H98V248L96 249ZM94 251V253H96L97 254V251ZM101 250V249H100ZM134 251V252H130V251ZM137 250V251H136ZM217 250V251H216ZM218 250H220V251H218ZM225 250V251H224ZM247 250V251H246ZM29 251V252H28ZM91 251V252H90ZM99 251V250H98ZM117 251V250H116ZM150 253V255L148 256L147 254H149L148 252ZM157 252V254H153L154 252ZM160 251V253H158ZM208 251V252H207ZM211 251H212V253H211ZM223 253H222V252ZM244 251H246V253L244 252ZM248 251H249V253H248ZM29 254H28V253ZM60 253V254H58V255H60L58 258L56 257L57 255H53L54 253ZM103 252V251H102ZM138 252V254H136ZM147 252V253H146ZM155 252V253H156ZM187 252V253H186ZM209 253V254H207V253ZM231 252V253H230ZM253 252V253H252ZM121 253V254H120ZM130 253H132L131 255H136V256H134L135 257V261H132L131 260V262H130V258H131V255H130ZM175 253V254H174ZM29 256H28V255ZM61 254H63V255H61ZM105 254V252L103 253V255ZM112 254V255H113ZM152 254V255H151ZM165 255V256H160V257H158L159 255ZM187 254H189V255H187ZM218 254V255H217ZM221 254H222V256H221ZM228 254V255H227ZM51 255L50 256H46V257H50V258H48V259H50L51 260V262H52V259H51ZM92 255H93V252H92ZM111 255V256H112ZM123 255V254H122ZM126 255H129L130 256V258H127L128 256H126ZM139 255V256H138ZM146 255V256H145ZM154 255H155V257H154ZM157 255V256H156ZM185 255H187L185 258H184V256ZM208 255V256H207ZM224 255V256H223ZM33 256V257H32ZM37 256V255H36ZM69 257L68 259H66V257ZM98 256V255H97ZM132 256V258H134ZM221 256V257H220ZM32 258V260L30 259V258ZM99 257V256H98ZM140 257V258H141ZM150 257V258H149ZM166 257V258H165ZM180 257V258H179ZM37 258L39 259V261H40V263L41 264H43L42 262H44V264H46V262H47V264H51V262L47 259H44L45 257H43L42 256V258H39L38 256H37ZM55 258H57V259H59V261H57V259H55ZM61 258H62V260H61ZM90 258V259H91ZM97 258V257H96ZM95 258V259H96ZM99 258H101V257H99ZM99 258H97V260L99 259ZM102 258H103V256H102ZM110 258V257H109ZM112 258V260H110L111 261V264H112V262L115 260V259H113ZM160 258V259H159ZM175 258V259H174ZM27 259H30L29 261H31V262H28L27 261ZM41 259H44L45 261H41ZM86 259V258H85ZM84 259V260H85ZM111 259V258H110ZM122 259H123V257H122ZM157 259H159V260H157ZM170 259L171 258H169V261H168V263L169 264H172L171 263V261H170ZM54 260H56V261H54ZM87 260L88 259H86V261H83L82 262V264H87L88 262H87ZM99 260H101V259H99ZM98 260V264H101V262H105V260H101V261H99ZM144 260V261H143ZM147 262H146V261ZM174 260H176V261H174ZM183 260H185L184 262H182ZM201 260V261H200ZM26 261L28 262V263H26ZM48 261H49V263H48ZM81 261V262H80ZM119 261H117V263L119 262ZM129 261V262H128ZM204 261V262H203ZM80 262V263H79ZM85 262V263H84ZM120 262L118 263V264H120ZM151 262V263H150ZM202 262V263H201ZM207 262V263H206ZM39 263V264H40ZM94 264L95 263V261L93 260V262L91 261L90 262V260H89V264ZM114 263V262H113ZM126 263V262H125ZM126 263V264H127ZM168 263H166V264H168ZM95 264H97V262L95 263ZM102 264H104V263H102ZM106 264V263H105ZM108 264V263H107ZM122 264V263H121ZM123 264H124V262H123ZM177 264V263H176Z\"/></svg>", "mask_w": 264, "mask_h": 264}, {"label": "bare ground", "instance_id": "bare-ground-1", "mask_svg": "<svg viewBox=\"0 0 264 264\" xmlns=\"http://www.w3.org/2000/svg\"><path fill=\"white\" fill-rule=\"evenodd\" d=\"M36 1H37V0H36ZM60 1H61V0H60ZM60 1H59V3H58V2L55 0V3L57 2L58 5H59V4H62V3H60ZM63 1H64V0H63ZM68 1H70V0H68ZM71 1H72V4H73V0H71ZM71 1H70V2H71ZM84 1H85V0H84ZM84 1H82V2H84ZM89 1H90V0H88V2H89ZM100 1H101V0H100ZM110 1H111V0H107V1H106V4H107V2H110ZM118 1H119V0H117V2H118ZM122 1H127V2H126V5H128V4L131 2L130 0H122ZM128 1H130V2L128 3ZM156 1H157V5L155 4ZM156 1L154 2V0H153L154 4H155L156 6H158V5L160 6V7H158V8L156 7L157 10H159L160 8L162 9L163 7H166V6H167V7L171 6V8H172L173 5L175 6L174 3H176V1H175V2L173 1V3H172V2L167 3V4H169V5H161L162 3H160V2H159L160 4L158 3V1H161V0H156ZM163 1H164V0H163ZM163 1H162V2H163ZM166 1L168 2V0H166ZM50 2H51V0H49V3H50ZM52 2H53V3H50L51 6H52V4H54V1H52ZM65 2H67V1L65 0ZM70 2H68V3L70 4ZM77 2H78V3H77ZM80 2H81V0H80V1L77 0V1H76V4L81 5V6H82L81 8H83V5H84V4L82 3V4H83V5H82V4H80ZM85 2H86V1H85ZM85 2H84V3H85ZM88 2L85 3V4H88ZM101 2H102V1H101ZM104 2H105V0H104ZM104 2H103V3H104ZM113 2H114V1H113ZM143 2H144V4L146 5V3H145L146 0H145V1L142 0V2H141V3H142L141 5L143 6V8H142L141 5H139L140 3H139L138 5H139L142 9H144V7H145V9L147 10L148 8H146V6L143 5ZM147 2H148V1H147ZM149 2H150V1H149ZM23 3H24V4H23ZM23 3L21 4V6H19V9H18V7H17V9H18L19 11L22 10V8H20V7H22L23 5H24V7H25L26 4H25V2H23ZM49 3H46V4H48V6H49V5H50ZM63 3H64V2H63ZM96 3H97V6H99V5L101 6L100 3H99V4H98V2H96ZM115 3H116V2H114L113 4H114V5H118V4H120L121 2H120V3L118 2L117 4H115ZM150 3H151V2H150ZM171 3H172L173 5H170ZM42 4H43V3H42ZM46 4H45V5H46ZM69 4H68V5H69ZM76 4H74L75 7L78 6V5H76ZM123 4H124L123 2H122V5L120 4L121 7L123 6ZM132 4H133V3H132ZM132 4H130V5H132ZM147 4H148V3H147ZM154 4H150V5L153 6ZM163 4H164V3H163ZM54 5L56 6V4H54ZM54 5L52 6V9H54V13H55V9H56L57 7H59L60 5L57 6L56 8L54 7ZM63 5L65 6V4H62V5H61L62 8H63ZM74 5H73V6H74ZM102 5H103V7L107 6V5L104 6V4H102ZM108 5H111V4H108ZM114 5H113V7H116V6H114ZM124 5H125V4H124ZM134 5H135V3H134ZM138 5H136V6H138ZM148 5H149V4H148ZM39 6H40V5H39ZM61 6L59 7V9L61 8ZM85 6H86V5H85ZM85 6H84L83 9L86 8ZM87 6L92 7V8L89 9V10L91 11V14H92V12H95V13H93L94 15L92 14V15L94 16V18H97V17H98L99 12H97V11L103 10V7L101 6L102 9H99V8H101V7H98V8L96 7V11H94L93 9H95L94 6H96V4H93V3H92V6L90 5V3H89V5H87ZM111 6H112V5H111ZM139 6H138V7H139ZM40 7H41V10H42L43 5L40 6ZM45 7H46V6H44V8H45ZM70 7H71V6H70ZM123 7H125V6H123ZM126 7H127V6H126ZM126 7H125V8H126ZM138 7H137V8L134 7L135 11H133V12H135L136 15H137V16H135L136 18L138 17V15L140 16V14H139V13L137 14V12H136L138 9H141L140 7H139V8H138ZM148 7H149V6H148ZM167 7H166V9H167ZM64 8H65V7H64ZM77 8L79 9V10H78V9H77V10L80 12V11H81L80 8H79V7H77ZM88 8H89V7H88ZM88 8H86V9L88 10ZM106 8H109V7L107 6ZM111 8H112V7H111ZM117 8H118V6H117ZM117 8H115V9H116V10H120V9H117ZM152 8L155 9V6H153ZM169 8H170V7H169ZM175 8H176V6L174 7V9H175ZM70 9H71V8H70ZM83 9H82V11H83ZM115 9H114V10H111V11L114 12V11H116ZM134 9H133V10H134ZM136 9H137V10H136ZM142 9H141V10H142ZM154 9H153V10H154ZM174 9H172L173 12H174V11H175V12L178 11V10H176L177 8H176L175 10H174ZM24 10H25V8H24ZM44 10L48 12L49 9H48V10H47V9H44ZM44 10H42V11H44ZM56 10H58V9H56ZM71 10H72V9H71ZM73 10H74V8H73ZM77 10L75 9V11H77ZM87 10H85L86 12L83 11L82 14L87 13ZM92 10H93V11H92ZM107 10H109V12L107 11L108 13L106 12V13L108 14V17L106 16V15H107L106 13H103V14H106V15L101 16V17H104L103 20H104L105 22H106V20H108V21L111 22V19H109V18H112V17H115L116 21L114 20V18L112 19V20H114L115 22H117L118 20H121V18H120V19H117V18H116V16L118 17V16L120 15V13L118 14V13L116 12V13L118 14V15H117L116 13L114 14V13L110 12V8L107 9ZM148 10H149V9H148ZM150 10H151V7H150ZM150 10H149L148 13H150V12L152 11V10H151V11H150ZM163 10H165V8H164ZM185 10H186V9H185ZM187 10H188V9H187ZM27 11H28V10H27ZM30 11H31V9H30ZM45 11H44V12H45ZM49 11H51V7H50V10H49ZM52 11H53V10H52ZM58 11H59V10H58ZM65 11H66V10H65ZM123 11H124V10H123ZM144 11H145V10H144ZM144 11H143V12H144ZM155 11H156V10H155ZM155 11H154V14H152L151 17L155 18L154 16H155V14H156V18H155V21H156V19H157V15H158V14H157L158 11H157L156 13H155ZM160 11H161V10H160ZM165 11H167V10H165ZM21 12H22V13H20V15H21V14H22V15H23V14H24V15L26 14V16L23 15L24 17H23L22 15H21V16H18V14H17L18 18H19V17H20V18L22 17L21 19H24L25 17H28L29 15H33V14H34L33 11H32V14H29V13H23V10H22ZM28 12H29V11H28ZM47 12H45V13H47ZM61 12H62V15L65 14V13H67V12H64V10H63V11L61 10ZM61 12H59V13L61 14ZM63 12H64V13H63ZM70 12H72V14H75L74 11H70ZM103 12H104V10H103ZM128 12H129V9H128V11L126 10V14H127ZM133 12H132V13H133ZM138 12H139V11H138ZM141 12H142V11H141ZM141 12H140V13H141ZM145 12H146V11H145ZM162 12H163V11H161L160 13H162ZM169 12H170V11H168V13H169ZM178 12H179V11H178ZM188 12H189V11H188ZM57 13H58V12H57ZM57 13H55L56 16H57ZM80 13H81V12H80ZM96 13H97V15H96L97 17H95V14H96ZM109 13H112L114 16H113V15H112V16H109ZM124 13H125V12H124ZM129 13H130V12H129ZM129 13L127 14L128 16H129ZM135 13H134V15H135ZM148 13L146 12V14H148ZM151 13H153V12H151ZM170 13H172V11H171ZM27 14H28V15H27ZM51 14H52V12H51ZM60 14H58V17H59ZM72 14H71V16L69 15V17H72V16H73ZM82 14H81V17L83 16L82 18H85V20H82V21H85V22L87 23L88 20H89V23L91 24L90 21H91L93 18H92V17H91V19H90V18H86V17H84L85 14H84V15H82ZM87 14H88V13H87ZM89 14H90V12H89ZM91 14H90L89 16H92ZM126 14H125V15H126ZM141 14H142V16H146V15H144L145 13H141ZM163 14H164V13H163ZM166 14H167V12H166L164 15H166ZM180 14H181V13H180ZM39 15H40V14H39ZM46 15H48V13H47ZM46 15H45V16H46ZM110 15H111V14H110ZM130 15L132 16L131 13H130ZM161 15H162V14H160V16H161ZM167 15H168V14H167ZM170 15H171V14H170ZM173 15H174V13H172V16H173ZM175 15H176V17H179V16H177V14H175ZM33 16H35V15H33ZM43 16H44V15H43ZM51 16L54 18V14L51 15ZM51 16L49 15V17H51ZM56 16H55V17H56ZM65 16H66V15H65ZM74 16H75V15H74ZM76 16H77V14H76ZM76 16L73 17V18H74L73 21L76 20L75 22H77V24H79V22L77 21V20H78V18H77L78 16H77V17H76ZM105 16H106L107 18H105ZM128 16H125V17H126L125 19H127ZM131 16H129V17H131ZM142 16H141V17H138V18H139V19H140V18H143ZM148 16H149V15H148ZM160 16H158V17H159V18H158L159 20H163V19L165 20V19H166V18H163V17H160ZM187 16H188V15H187ZM187 16H186V18H187ZM40 17H41V16H40ZM40 17H39V18H40ZM52 17H51V18H48V16H47V18L45 17V18L47 19V22L49 21L48 23L46 22L48 25H49V24H52V25H53V23H52V21H51ZM58 17H56V18H58ZM60 17H61V19H62V17H64V15H63V16H60ZM119 17H120V16H119ZM146 17H147V16H146ZM164 17H166V16H164ZM167 17H168V16H167ZM176 17H174V18H176ZM217 17H218V16H217ZM31 18H32V16L30 17V19H31ZM34 18H35V17H34ZM34 18H32V20H29V18H28L27 20L31 21V23H30L29 21H28V23H30V24L33 23V25L35 24L34 22H36V26H35V25L33 26L34 29L36 30V29L38 28V24L41 23V22H40L41 20H38V17L36 16V19L39 21V23L37 24V21H36V20L33 22V19H34ZM56 18H55V19H56ZM75 18H76V19H75ZM136 18H135V19H136ZM138 18L136 19L137 21H135L137 24H138V22H140V21L142 20V19L139 20ZM147 18H148V17H147ZM149 18H150V16H149ZM169 18H170V16H169ZM169 18H167V19H169ZM215 18H216V17H215ZM218 18H219V19H218ZM218 18H216L217 20H215V19L213 18V21L215 20V21L217 22V21L219 20L217 23L214 22V23H216V24H215V27H216V29H217V32H218V30H219V28H220V27H219V26H220L219 23H220V22L222 23V21H220L221 18H220V17H218ZM55 19H52V20H55ZM58 19H59V18H58ZM63 19H64V20H65V19L67 20V18H65V17H64ZM63 19H62V20H63ZM68 19H70V18H68ZM100 19H101V18H100ZM100 19H99V20H100ZM132 19H134V18L132 17ZM132 19H130V20H131V25H132V22H133ZM135 19H134V20H135ZM151 19H152V18H150L149 21H146V23H147V24H148V23L151 24V23H153V22H154L155 24L157 23V22H155V21H151V23H150V20H151ZM176 19H177V18H176ZM181 19H182V18H181ZM210 19H211V18H210ZM14 20L17 22L16 19H14ZM25 20H26V18H25ZM27 20H26V22H27ZM44 20H45V19H44V17H43V20H42V21L44 22ZM103 20L101 19L102 22H104ZM146 20H147V19H146ZM153 20H154V19H153ZM164 20H163V22L158 21V23L160 22L161 24H162V23H163V24H164V23L166 24V23H167V22H166L167 20H165V22H164ZM182 20H183V19H182ZM18 21H21V20L19 19ZM50 21H51V22H50ZM56 21H57V20H56ZM73 21H72V23L75 24V22H73ZM93 21H94V20H93ZM93 21H92V22H93ZM101 21L97 22V20H95V21H94L95 23L93 22L94 24H92L91 27H90V26H87L88 28H90L88 31H87V27H86V23H85V25H83V27H82V26H80V27H81V28H84V26H85V31H86V32L84 31V33H82V32H79V33H80L81 35L84 34V36H83L84 39H85V36H87V37H91V38H96V39L98 38V36H99V39H100V35H101V38L106 37V35L104 36V34H107V31L105 30V32H104V30H102V29H104V28L99 27V26L102 24ZM114 21H113V22H114ZM126 21H127L126 23H130V21L128 22V19H127ZM186 21L188 22V20H186ZM213 21H212V20H211V21H208V23L211 24V23H213ZM223 21H224V19H223ZM21 22H22V21H21ZM60 22L63 23V22H65V21L62 22V21L60 20ZM119 22H120V21H119ZM119 22H118V23H119ZM135 22H134V23H135ZM142 22H143V21H142ZM173 22H174V21H173ZM175 22H176V21H175ZM11 23H12V22H11ZM11 23H10V24H11ZM13 23H14L13 26H15V22H13ZM23 23H24V22H23ZM23 23H22V24H23ZM28 23H27V24L24 23L23 25L27 27ZM44 23H45V22H44ZM66 23H67V21H66ZM66 23H65V25L70 24L71 21L68 20V23H67V24H66ZM81 23H84V22H81ZM108 23H109V22H108ZM121 23L123 24V22H121ZM146 23H145V21H144V25H145ZM170 23L172 24V20H171V22H168L169 26H170ZM221 23H220V24H221ZM18 24H21V23H20V22H19V23L17 22V25H18ZM25 24H26V25H25ZM30 24H29V25H30ZM103 24H104V23H103ZM106 24H107V23H106ZM113 24H114V23H112L111 25H113ZM122 24H121V25H122ZM147 24L144 26L143 23H142L143 26H141V27H144V28H145V27L147 26ZM155 24H152V26L155 25ZM163 24H162L161 28H162L163 30H166L169 26L165 25V27H163V26H164ZM176 24H177V23H176ZM176 24H172L171 26H173V25L177 26ZM217 24H218V26H216ZM251 24H253V23H251ZM11 25H12V24H11ZM39 25H41V24H39ZM43 25H44V24H43ZM48 25H46V26L48 27ZM52 25L50 26V28L52 27ZM81 25H82V24H81ZM111 25L109 24V25H107V26L109 27L110 33L112 32V35H114V34H113V31H112V28L110 29V26H111ZM119 25H120V23H119ZM128 25H129V24H128ZM138 25H140V23H139ZM157 25H158V24H157ZM157 25H155V27H157V30H158V29H159V28H158L159 25H158V26H157ZM244 25H245V23H244ZM246 25H247V24H246ZM248 25H249V24H248ZM13 26H11V27H13ZM30 26H32V25H30ZM30 26H28V28H29ZM63 26H64V23H63ZM69 26H71V24H70ZM122 26H123V25H122ZM152 26H150V27L152 28ZM171 26H170V29H171ZM175 26H174V27H175ZM211 26H212V25H211ZM213 26H214V25H213ZM26 27H25V28H26ZM33 27H30V29L32 30ZM36 27H37V28H36ZM41 27H42V25H41ZM43 27H44V26H43ZM65 27H67V26H65ZM73 27H76V25H73ZM73 27H72V28H73ZM105 27H106V26H105ZM108 27H106V28H108ZM111 27H112V26H111ZM115 27H117V26H114V28H115ZM123 27H124V26H123ZM129 27H130V26H129ZM135 27H136V25H135ZM135 27H132V29H134ZM147 27H148L149 29H148ZM147 27H146V28H147L148 31H147V32L145 31V32H146V33H149V34L151 35V33H152V31H151V33H150L151 28L149 27V25H148ZM155 27L153 26V30L156 29ZM159 27H160V26H159ZM188 27H189V26H188ZM217 27H219V28H217ZM244 27H245V26H244ZM244 27H243V28H244ZM50 28H49V30H50ZM54 28H55V27H54ZM68 28H69V27H67V30H65L66 32H67L68 30H70V29H68ZM114 28H113V30H114ZM120 28H121V27H120ZM127 28H128V27H127ZM137 28H139V27H137ZM164 28H166V29H164ZM175 28H177V29H173V31L176 30V33L180 31V30L178 29L179 26H178V27H175ZM192 28H193V27H192ZM213 28H214V27H213ZM247 28H248V27H247ZM252 28H253V27H252ZM1 29H2V28H1ZM1 29H0V34L3 32ZM23 29H24V28H23ZM39 29H41V28H39ZM42 29L44 30V28H42ZM52 29H53V27H52ZM52 29H51V30H52ZM65 29H66V28H65ZM123 29H124V28H123ZM129 29H131V28H129ZM129 29L126 30V35L128 34V38H127L128 41H129V36H130V38H131V36L133 37V36H135V35L139 37V35H137V34H138V32H137L138 29H137V30L134 29V30H136V31H135L136 34H135V32H134L133 30H131V31H130V34H129V32H128ZM162 29H161V30H162ZM168 29H169V28H168ZM168 29H167V31L169 32ZM210 29H212V27H211ZM4 30H5V28H4ZM13 30H14V29L11 30L12 33H13ZM31 30H30V32H29L27 35H30V36H31V35H33L35 32H37V30H36V31H32V32H31ZM43 30H42V31H43ZM54 30H55V29H54ZM60 30H61V28H60L58 31H60ZM62 30H63V28H62ZM71 30H72V29H71ZM77 30H78V29L75 28V32H76ZM83 30H84V29H83ZM101 30H102L103 32H102ZM141 30H142V28H141ZM157 30H155V31H157ZM178 30H179V31H178ZM187 30H188V29H187ZM187 30H186V31H187ZM189 30L192 31L191 29H189ZM213 30H215V28H214ZM11 31H8V33L11 32ZM27 31H28V30H27ZM27 31H26V33H27ZM45 31H46V30H45ZM52 31H53V30H52ZM52 31H51V32H52ZM72 31L74 32V28H73ZM115 31H116V30H114V32H115ZM138 31H139V30H138ZM142 31H143V30H142ZM155 31H153V32L155 33ZM170 31L172 32V30H170ZM181 31H182V30H181ZM190 31H189V33L191 34ZM193 31H194V30H193ZM238 31H239V30H238ZM4 32H5V31H4ZM38 32H39V31H38ZM40 32H41V31H40ZM49 32H50V31H48L47 33H48L49 35H51ZM54 32H55V31H53L52 33L54 34ZM62 32H63V31H62ZM62 32L60 31V34H61ZM68 32H69V31H68ZM68 32H67V33H68ZM70 32H71V31H70ZM99 32H100V33H99ZM101 32L104 33V34H101ZM132 32H134V33H132ZM157 32H158V31H157ZM157 32H156V33H157ZM195 32H196V31H194L193 34H194ZM210 32H212V31H210ZM215 32H216V31H214V33H215ZM217 32H216V33H217ZM220 32L222 33V30H221V29H220ZM220 32H218V33H220ZM12 33H10V34H12ZM58 33H59V32H57V34H58ZM67 33H66V34H67ZM79 33H78V35H79ZM116 33H117V32H116ZM131 33L134 34V35H131ZM140 33H141V32H140ZM146 33H145V34H146ZM154 33H152L151 36L155 35ZM163 33H167V32L165 31V32H163ZM173 33H174V34H173ZM176 33H175V31L172 32V35H170L169 33H167V34L170 35V38H168L169 35H168V36L165 35V36L167 37L166 40H168V41L164 40V41L166 42V44L169 42V44L172 45V44H171L172 42H170V41L174 38V36H176ZM179 33H180V32H179ZM189 33H188V34H189ZM218 33H217V34H218ZM231 33H232V32H231ZM237 33H238V32H237ZM13 34H14V33H13ZM13 34H12V35H13ZM21 34H22V33H21ZM21 34H20V36H19L18 33L15 32L14 35H17L16 37H18V38L21 37V39H22L23 36H21ZM39 34H40V33H39ZM39 34H38V35H39ZM44 34H45V32H43V35H44ZM53 34H52V36H49V37L47 36V34L44 35V36H47V37H48V40H49V41H51L50 44L52 43L53 38H54V37H53ZM66 34H65V37H64L65 40H62V41H66V43H69V42H67ZM69 34H70V33H69ZM74 34H75V33H74ZM74 34L71 33L72 36H73ZM119 34H120V33H119ZM141 34H144V32H142ZM145 34H144V35H141L140 38H141V39H143V38L145 39V40H144V39H143V40H144V43H146V48L148 47V49H149V48L151 47L150 50H152V51L155 52L157 49H155L154 46H152V44L154 43L155 45H158V44H156V43H157V41H158L159 39L157 40V38H156L157 36L155 37V38H156V39H155L154 37H151V36L149 35V38L151 37L150 43L153 42L152 44L148 43L149 46H150V47H149V46L147 45V42H146V41L149 40V38L147 37L148 34H147V36H146V37L148 38V40H146V38L143 37V36H145ZM157 34H158V38L161 37V36H162V37L164 36V35L162 34V32H161V34H160L161 36H159V32H158ZM157 34H156V35H157ZM190 34H189L188 37H189L190 40H191L192 38H191V35H190ZM193 34H192V37H193ZM240 34H241V33H240ZM240 34H238V35H240ZM248 34H250V33H248ZM1 35H2V34H1ZM8 35H9V34H8ZM12 35H11V36H12ZM14 35L12 36L13 38H14ZM36 35H37V33H36ZM62 35H63V33H62ZM71 35H70L69 37H71ZM102 35H103V37H102ZM109 35H110V34H108V36H109ZM116 35H117V34H116ZM173 35H174V36H173ZM179 35H180V34H179ZM194 35L196 36V33H195ZM220 35H221V34H220ZM229 35H230V33H229ZM245 35H247V34H245ZM250 35H251V34H250ZM54 36H55V35H54ZM58 36H59V35H58ZM74 36H75V35H74ZM74 36L72 37L73 39H74ZM117 36H118V35H117ZM120 36H121V35H119V37H120ZM136 36L134 37V38H135L134 40L137 39ZM165 36L163 37V39L165 38ZM227 36H228V34L225 35V37H227ZM230 36L235 37L236 35L234 36V34H232V35H230ZM8 37L10 38V35H9ZM16 37H15V38H16ZM39 37H40V36H39ZM47 37H46V38H47ZM52 37H53V38H52ZM69 37H68V38H69ZM75 37H77V36H75ZM87 37H86V38H87ZM110 37H111V36H109L108 38H110ZM115 37H116V36H115ZM119 37H117V38H118L117 41L120 40ZM142 37H143V38H142ZM162 37L160 38L161 41H159V42H161V44L159 43V45H161V47H162V48L160 49V50H161V53H162V52H165V51H168V47H170V45H169L167 48H163V45H162V44L164 43V46H165V47H166V45H165V42H164V41H163V43H162ZM246 37H247V36H246ZM248 37H249V36H248ZM41 38H42V37H41ZM44 38H45V37H44ZM49 38H52V39L50 40ZM56 38H57V37H56ZM62 38H63V37H62ZM77 38L79 39L80 37H77ZM91 38H90V41H89V42H91ZM112 38H114V37H112ZM140 38H139V39H140ZM152 38H153L154 40H153ZM193 38L196 39V37H193ZM228 38H229V36H228ZM228 38H227V40L230 39V38H229V39H228ZM231 38H232V37H231ZM21 39H18V40L21 41ZM34 39H35V38H34ZM39 39H40V38H39ZM54 39H55V38H54ZM70 39H71V38H70ZM70 39H69V41L71 42L72 39H71V40H70ZM96 39H95V40H96ZM105 39H106V38H105ZM110 39H111V38H110ZM127 39H126V40H127ZM139 39H137L136 41H138ZM141 39H140V40H141ZM169 39H170V40H169ZM225 39H226V38H225ZM243 39H244V38H243ZM14 40H15V39L12 40V41H13V45H12V47L14 46L15 49H18V48H16V46H15V43H16L17 38H16L15 41H14ZM18 40H17V42H18ZM60 40H61V39H60ZM87 40H88V39H87ZM100 40H101V39H100ZM114 40H115V39H114ZM143 40H141V42H142ZM155 40H157V41H155ZM230 40H231V39H230ZM234 40H235V39H234ZM234 40H233V41H234ZM238 40H239V39H238ZM238 40H236V41H238ZM248 40H251V39H248ZM254 40H255V39H254ZM20 41H19V43L16 44V45H18V47H21L20 44H21V42L24 41V39H23L21 42H20ZM41 41H43V39L39 41L40 44H41ZM72 41H73V40H72ZM80 41H81V39H80ZM80 41L78 40L77 42H76V41H75V42L78 43L77 45L80 46V45H81V44L79 43ZM84 41H85V40H84ZM84 41H82V42H84ZM92 41H93V40H92ZM103 41H104V40H103ZM117 41H115V43H116ZM128 41H127V42H128ZM131 41H132V39H131ZM154 41H155V42H154ZM6 42H7V41H6ZM14 42H15V43H14ZM36 42H38V41H36ZM36 42H34V43H36ZM43 42H44V41H43ZM43 42H42V44H43ZM45 42H47L46 39H45ZM75 42H74V43H75ZM96 42H97V41H96ZM122 42H123V41H122ZM122 42H121V43H122ZM125 42H126V41H125ZM125 42L123 43V44H124V47H126V46H125ZM132 42H133V41H132ZM139 42H140V41H138L137 44L140 46ZM141 42H140V43H141ZM148 42H149V41H148ZM173 42H174V41H173ZM225 42H226V40H225ZM231 42H232V41H231ZM231 42H229V43H231ZM234 42H235V41H234ZM234 42H232V43H234ZM247 42H249V41H247ZM253 42H254V41H253ZM2 43H3V42H2ZM23 43H24V42H23ZM34 43H33V45H35ZM62 43H63V42H62ZM74 43L71 42L70 44H74ZM76 43H75V44H76ZM85 43H86V41L84 42V44L82 43L81 47H83V46L86 47V44H85ZM93 43H94V41H93ZM113 43H114V42H113ZM113 43H112V44H113ZM117 43H118V42H117ZM121 43H118V44H121ZM129 43H131V42L129 41ZM135 43H136V42H135ZM135 43H134V44H135ZM174 43L176 44L177 42H174ZM174 43H173V45L175 46ZM180 43H181V42H178V43L176 44V47H177L178 44H179L178 46H180V45H181ZM232 43L229 44V45H230V46H233ZM256 43H257V42H256ZM256 43H255V44H256ZM10 44H11V43H10ZM10 44H9V46H10ZM40 44H39V45H40ZM45 44H48V43H45ZM53 44H55V43L53 42V43L51 44V46H52ZM75 44H74V46H76ZM88 44H89V43H88ZM98 44H100V43H98ZM98 44H97V45H98ZM126 44L128 45V43H126ZM131 44H132V43H131ZM131 44H130V45H131ZM245 44H246V43H245ZM21 45H22V44H21ZM33 45H32V47H33ZM36 45H37V44H36ZM90 45H92V44L90 43V44H89V47H90ZM97 45H96V46H97ZM103 45H105V42H103ZM106 45L108 46V43H107ZM109 45H110V46H108V47H109V52L111 53L110 50L113 48L114 45H112V48H111V49H110V47H111V43H110ZM138 45H137V47H138ZM167 45H168V44H167ZM173 45H172V46H173ZM236 45H237V44H236ZM249 45H250V44H247L248 47H249ZM9 46H8L7 48H9ZM47 46L50 47L49 44H48V45H45V46L43 45V47H45V48L43 49V48L41 47L42 50L45 51V49H47V48H46ZM62 46H64V45H62ZM72 46H73V45H72ZM93 46H95V45H93ZM93 46L90 47L89 51H91V48H92ZM122 46H123V45H120V46H119V45H115L114 47H117V49L115 48V50H114L113 53H111V54L108 52L107 55H108V56H109V54L112 55V54H114L116 51H117V52H120L119 50H121V51H122V50H125V48H122ZM128 46H129V45H128ZM128 46H127V47H128ZM131 46H132V45H131ZM133 46H134V45H133ZM142 46H145V44L142 45ZM172 46H171V49H172ZM240 46H241V45H240ZM240 46H239V47H240ZM242 46H243V44H242ZM251 46H254V47H255V45H253L252 43H251ZM256 46H257V44H256ZM10 47H11V46H10ZM12 47H11L9 50H11ZM35 47L37 48V46H35ZM53 47H54V46H52V47H50V48H48V49H50V51H51V49H52ZM55 47H59V44H58L57 46L55 45ZM66 47H70V48H72V47L69 46V45L66 46ZM108 47H106V48H108ZM118 47H119V48H122V49H119ZM156 47H159V46H156ZM176 47H173L172 51H173V50L176 51V50H177V49H175ZM181 47H182V45H181ZM181 47L178 49V50H181L180 52H174L173 55L171 54L172 57H174L175 53H176V55H177V53H178V54H181V55H182V53H183L182 56H184L185 51H183V50H184L185 47H183V50L181 49ZM227 47H228V46H227ZM248 47H247V49H248ZM14 48H13V49H14ZM25 48H26V45H25V47H23V50H24ZM38 48H39V46H38ZM38 48H37V49H38ZM41 48H39V49L41 50ZM59 48H60V47H59ZM62 48H63V47H62ZM73 48H74V47H73ZM76 48L79 49V50L81 49L80 47H79V48L76 47ZM87 48H88V46H87ZM98 48H99V45H98ZM98 48H96V51H97ZM103 48H104V46L101 47V52H103V51L106 52V51H107V50H105L106 48H104V49H103ZM131 48H132V47H131ZM138 48L140 49V48H142V47L140 46V47H138ZM152 48H153L154 50H153ZM230 48H231V47H230ZM235 48H236V47H234L233 49H235ZM243 48H244V46H243ZM249 48H251V47H249ZM252 48H253V47H252ZM20 49L22 50V47H21ZM32 49H34V47H33ZM39 49H38V51H40ZM53 49H54V48H53ZM53 49H52V50H53ZM55 49H56V48H55ZM94 49H95V47H94ZM113 49H114V48H113ZM132 49L134 50L135 47L132 48ZM132 49H131V50H132ZM143 49H144V48H143ZM162 49H165V51H162ZM166 49H167V50H166ZM171 49H170V50H171ZM224 49H225V48H224ZM226 49H227V48H226ZM239 49H242V48H239ZM239 49H238V51L241 52V54H242L243 51H240ZM261 49H262V48H261ZM26 50H27V49H25V51H26ZM29 50H30V52H32L31 49H29ZM56 50L59 51L58 49H56ZM56 50H55V51H56ZM72 50H73V49H72ZM83 50H84V49H83ZM87 50H88V49H87ZM131 50H130V52H129V49H128V52H127V53H128V54L131 53V54H130V57H133V56H131V55H132V53L135 52L136 50H134V51H133V50L131 51ZM144 50H145V49H144ZM150 50H145V52H144L143 50H139V51H141V54H143L142 51H143L144 53H146L147 51H148V52H151ZM160 50H159V48H158V51H159V52H160ZM170 50L168 51V53L171 52ZM195 50H196V49H194V51H195ZM235 50H236V49H235ZM11 51H13V50H11ZM14 51H16V50H14ZM19 51H20V50H19ZM25 51H24V52H25ZM47 51H49V50H47ZM53 51H54V50H53ZM53 51H51V53H53ZM55 51H54V52H55ZM66 51H70L69 48H68ZM75 51H76V50H75ZM80 51H82V50H80ZM196 51H197V50H196ZM196 51H195V52H196ZM221 51H222V50H221ZM230 51H231V50H230ZM236 51H237V50H236ZM247 51H248V53H249V49H248ZM256 51H257V50H256ZM27 52H28V51H27ZM77 52H78V51H77ZM82 52H84L85 55L88 54L85 50L82 51ZM92 52H93V51H92ZM98 52H99V51H98ZM125 52H126V51H125ZM148 52H147V53H148ZM156 52H157V51H156ZM181 52H182V53H181ZM244 52H245V53H244ZM244 52H243L244 55H245V54H248V53L245 51V48H244ZM253 52H254V48H253ZM253 52H252V53H253ZM258 52H259V49H258ZM17 53H18V51L15 52V54H14V56H13V57H14V60L18 59V57L20 56L19 54H21L22 51H20L19 54H17ZM42 53H43V52H42ZM62 53H63V52H62ZM68 53H69V52H68ZM70 53H71V52H70ZM70 53H69V54H70ZM86 53H87V54H86ZM90 53H91V52H90ZM103 53H104V52H103ZM106 53H107V52H106ZM123 53H124V51H123ZM137 53H138V51H137ZM161 53H159V54H161ZM168 53L165 52V59H167V57H170V55H168ZM212 53H213V51H212ZM224 53H225V51H224ZM231 53H232V52H231ZM30 54H31V53H29V55H30ZM33 54L36 55V53H33ZM33 54H32V55H33ZM54 54H56V53H54ZM54 54H52V55H54ZM59 54H60V53H59ZM80 54H81V53H80ZM92 54H94V53H92ZM97 54H98V53H97ZM97 54L95 53L93 56L90 55V58L93 57V59H95L96 56H97ZM104 54H105V53H104ZM104 54H102V55H104ZM118 54H119V56H120V55H122V52H121V53H117L116 55L114 54V55H115L114 57H111V56H110V60H109V59H108V60L111 61V60H113L112 58L119 57ZM133 54H134V53H133ZM139 54H140V52H139ZM141 54H140V56H147L146 54H145V55H144V54L141 55ZM150 54H151V56H150L149 53H148V56H150V57L147 56L148 59H147V58H144V59L149 60V62H150V59H152L151 57L155 56L156 53H155V54H154V53H150ZM166 54H167L168 56H167ZM169 54H170V53H169ZM220 54H221V52H220ZM237 54H238V53H237ZM237 54H235V55H236V57L239 58L240 56H239V54H238V56H237ZM260 54H261V53H260ZM263 54H264V52H263ZM17 55H18V57H17ZM27 55H28V54H27ZM27 55H26V53H25V55L22 53V56H20V58H22V59H21V60L19 59L21 62H22L23 60H24V63L26 62V64H25L26 67L28 66V65H27V64H28L27 61H28L29 58H30L29 56H28L29 58H28V57L26 58ZM32 55H30L31 58H33V57L35 56V55H33V57H32ZM40 55H42V54H40ZM65 55H66V54H65ZM81 55L83 56V54H81ZM88 55H89V54H88ZM105 55H106V54H105ZM107 55H106V56H107ZM123 55H124L125 57H124ZM123 55H122V56H123L122 58H125V59L122 60L123 65H127V64H129V63L131 64L130 61L136 59L135 57H134V59H133V58L131 59V58L128 56V58H129L130 61L128 60V61H127V64H124V63L126 62V61H125V60H126V55H125V53H124ZM134 55H136V53H135ZM137 55H138V54H137ZM137 55H136V56H137ZM152 55H153V56H152ZM157 55H158V54H156V56H157ZM162 55H164V54H162ZM162 55H161V56H159V55L157 56L158 59H159V57H160V60L157 61L156 65H158V69L160 68L159 65H162L161 70L163 69V70H162L163 72H161V71H159V72L162 73V76L164 75V76H163L164 79H163L162 77H160L161 75L158 76V79L161 78V79H162V82H163V80H165V72H166V70H164V69L168 68L169 66L167 65V66H168V67H167L166 65H164V63L166 64L168 61L165 62L166 60L163 59L164 57H163ZM176 55H175V56H176ZM181 55H180V56H181ZM209 55H210V54H209ZM221 55H223V54H221ZM226 55H227L226 57H229V58H230L229 60H231V62L234 61L233 58H232V59H233V61H232L231 57L228 56V54H226ZM229 55H231V54H229ZM244 55H243V56H244ZM42 56L45 57L44 55H42ZM50 56H51V55H50ZM54 56H55V55H54ZM61 56H63V57H61ZM67 56H68V55H66V56L64 57V53H63L62 55L59 56V58H61V61H62L63 63H64L63 60H65L66 58H67L68 62H70ZM69 56H71V55H69ZM91 56H92V57H91ZM112 56H113V55H112ZM140 56H139V58H140ZM156 56L154 57V58H155V60H154L155 62H156V60H158V59H156V58H157ZM166 56H167V57H166ZM180 56L177 55L176 58H178V57H180ZM224 56H225V55H224ZM247 56H248V55H247ZM247 56L245 55L246 58H247ZM261 56L264 57V55H261ZM15 57H17V58H15ZM23 57H25V58H23ZM43 57H42V58H43ZM47 57H48V55L46 56V59H45V60H47V61H46L47 63L49 62V68H50V65L53 66V65H55V63H57V62L54 60V62H52L53 64H51V63H50V59L52 60L53 57H52V58H49V59H48ZM94 57H95V58H94ZM98 57H99V54H98ZM120 57H121V56H120ZM137 57H138V56H137ZM162 57H163V58H162ZM226 57H224L225 60H226ZM31 58H30V60H32V61H29V63H30V62H31V63H32V62H35V63H36V60L33 58V59H34V61H33V59H31ZM35 58H38V55H37ZM64 58H65V59H64ZM87 58H88V59H87ZM87 58L84 60L86 63H87V60H88V62H90V60H91V59L89 60V57H88V56H87ZM107 58H108V57H107ZM128 58H127V59H128ZM142 58H143V57H141L140 59L142 60ZM149 58H150V59H149ZM154 58H153V59H154ZM238 58H237V59H238ZM243 58H244V57H243ZM27 59H28V60H27ZM43 59H44V58H43ZM62 59H63V60H62ZM97 59H98V58H97ZM97 59H96V60H97ZM116 59H118V58H116ZM116 59H114V60L117 61V63H118L119 60L121 61V59H119V60H116ZM144 59H143V60H144ZM153 59H152V60H153ZM161 59L163 60V62H162ZM170 59H171V58H170ZM187 59H188V58H187ZM220 59H221V58H220ZM237 59H235L236 62H237ZM244 59H245V58H244ZM244 59H243V60H244ZM248 59H249V58H248ZM259 59L261 60V57H260ZM26 60H27V61H26ZM39 60H40V58H39ZM39 60H37V64H38V65L36 64V66H38V67H39V65H42V62H38ZM67 60H66V62H67ZM96 60H95V62H96ZM102 60H103V57H102ZM104 60H105V59H104ZM114 60H113V61H114ZM136 60H137V59H136ZM136 60H135V61H132V62L134 63V62H136ZM152 60H151V62H152ZM227 60H228V59H227ZM250 60H252V59H250ZM250 60H248V61H250ZM17 61H18V60H17ZM17 61H14V62H17ZM20 61H18L17 63H19ZM61 61H60V62H61ZM80 61L82 62L83 60H81V58H80ZM93 61H94V60H92V62H93ZM145 61H146V60H145ZM145 61H142L143 64H144ZM160 61H161L163 64H162ZM198 61H200V60H198ZM255 61H256V60H255ZM261 61H262V60H261ZM261 61H260V62H261ZM21 62L19 63L20 65H21ZM77 62L79 63V61H77ZM95 62H94V66H96V65L98 64V63L96 64ZM98 62H99V60H98ZM105 62H106V60H105ZM105 62H104V63H105ZM111 62H112V61H111ZM111 62H108L109 65H110ZM147 62H148V61H147ZM155 62H154V64H155ZM158 62H159L160 64H159ZM170 62H171V61H170ZM206 62H207V61H206ZM263 62H264V61H262V63H263ZM40 63H41V64H40ZM43 63H44V62H43ZM47 63H46V65H48ZM90 63H91V62H90ZM102 63H103V62H102ZM102 63H101V64H102ZM112 63H114V62H112ZM112 63H111V65H112ZM117 63H115V64H117ZM145 63H146V62H145ZM179 63H180V62H178V65H179ZM201 63H202V62H200V64H198V62H197V64L199 65V67L201 66L200 68L203 67V66L201 65ZM208 63H209V62H208ZM229 63H230V62H226L225 64L227 65V64H229ZM233 63H235V62H233ZM257 63H258V61H257ZM32 64L34 65V63H32ZM74 64H75V63H74ZM76 64H77V63H76ZM84 64H85V63H84ZM84 64H83V65H84ZM88 64H89V63H88ZM92 64H93V63H91V66H90V64L87 65V66H88V67L90 66V68H91V69L93 68L94 70H95V68H96V71H97V73H96L97 75H96V76H97V77L100 76V75H98V74L101 72V71H100V68L97 69L99 65H97L96 67H94V66L92 67ZM115 64H113V65L111 66V67H114V68H113V69H115L114 72H115L116 69H117V67H116ZM135 64H136V63H135ZM150 64H151V63H150ZM169 64H170V63H169ZM173 64L176 65L177 62H176V63L173 62V63L170 64V65H173ZM223 64H224V63H223ZM225 64H224V65H225ZM239 64H241V62H239ZM239 64H238V66H239ZM250 64H252V63H250ZM260 64H261V63H260ZM20 65H19V66H20ZM46 65L44 64L43 67L46 68ZM57 65H58V64H56V66H57ZM63 65H64V67H63ZM63 65H62V67L64 68V70H69L68 68H69V67H70V68L72 67V71L70 70L71 72H73L74 70L76 71L77 69L82 71L81 68L79 69V67H78L77 65H76V67H75V65H73L72 63L70 64V66H69V63H67V64H63ZM66 65H68V66H66ZM72 65H73V66H72ZM79 65H80V64H79ZM103 65H104V64H103ZM109 65H108V66H109ZM119 65H120V64H119ZM132 65H133V64H132ZM132 65H131V66H132ZM141 65H142V63H141ZM148 65H149V63H148ZM163 65L165 66L164 68H163ZM183 65H184V64H183ZM224 65H223V66H224ZM254 65H257V64H254ZM258 65H259V64H258ZM16 66H17V65H16ZM22 66H23V65H22ZM30 66H31V65H30ZM30 66H28V67H30ZM52 66H51V67H52ZM181 66H182V64H180V67H181ZM207 66H208V65H207ZM223 66H222V67H223ZM228 66H229V65H227V67H228ZM231 66H235V64L232 65V63H231ZM231 66H230V67H231ZM238 66H237V68H238ZM241 66H242V65H241ZM58 67H59V66H58ZM67 67H68V68H67ZM73 67H75V68H73ZM83 67H84V66H83ZM99 67H100V66H99ZM101 67H102V65H101ZM103 67H104V66H103ZM103 67H102V68H103ZM105 67H106V65H105ZM124 67H125V66H124ZM127 67H130V66H127ZM127 67H126V69H127ZM156 67H157V66H156ZM156 67H154L153 70L155 69V70L158 72V70L156 69ZM175 67H176V66H175ZM177 67H178V66H177ZM177 67H176V69H177ZM195 67H197V65H196ZM199 67H197V68H199ZM227 67H226V68H227ZM230 67H229V68H230ZM242 67H243V66H242ZM242 67H241V68H242ZM251 67H252V65L250 66V68H251ZM260 67H261V66H260ZM260 67H256V66H255V68H260ZM263 67H264V65H263ZM30 68H31V67H30ZM44 68H43V69H44ZM47 68H48V67H47ZM47 68H46V69H47ZM65 68H67V69H65ZM106 68H107V67H106ZM108 68H109V67H108ZM108 68H107V69H108ZM142 68H143V67H142ZM144 68H145V67H144ZM151 68H152V67H151ZM185 68H186V67H185ZM185 68H184V69H185ZM200 68H199V69H200ZM213 68H214V67H213ZM17 69H18V68H17ZM19 69L27 70V69H24V68H19ZM32 69H33V67H32ZM34 69H35V68H34ZM34 69H33V70H34ZM43 69H42V70H43ZM50 69H52V68H50ZM50 69H49V70H50ZM53 69H54V68H53ZM55 69H56V67H55ZM86 69H87L88 73H91V74L95 75V73L89 72L88 68H86ZM86 69H85V70H86ZM110 69H111V68H110ZM126 69H125L124 71H126ZM132 69H134V68H132ZM145 69H147V68H145ZM145 69H144V71H145ZM172 69H174V67L171 68V70H172ZM176 69H174L173 71H175ZM194 69H195V68H194ZM207 69H208V68H207ZM252 69H253V68H252ZM262 69H263V68H262ZM35 70H36V72L38 73L39 70H41V68H39L38 71H37V69H35ZM35 70H34V73H36ZM98 70H99V71H98ZM104 70L106 71V69H104ZM130 70H131V68H130ZM130 70H129V68H128L127 73H128ZM153 70L151 69V70H148L147 72H151V71H153ZM168 70H170V68H169ZM168 70H167V72H168ZM171 70H170V72H171ZM181 70H182V69H181ZM227 70H228V68H227ZM240 70L243 71L242 69H240ZM256 70H258V69H256ZM259 70H261V69H259ZM56 71H57V70H56ZM59 71H61V70L59 69ZM81 71H80V72H81ZM91 71H92V70H91ZM112 71H113V70H112ZM112 71L108 70V74L110 73L111 75H113L114 72L111 73ZM164 71H165V72H164ZM246 71H247V70H246ZM249 71H250V70H249ZM261 71H262V70H261ZM18 72H20V71H18ZM24 72H25V71H24ZM24 72H22V73L24 74ZM28 72H29V70H28ZM50 72H51V71H50ZM76 72H77V71H76ZM76 72H75V73L73 72V74H76L75 77L77 76V74H82V75H84V73H82L83 71H82L81 73H80L79 71H78L79 73H76ZM84 72H85V71H84ZM94 72H95V71H94ZM102 72H103V71H102ZM102 72H101L100 74L105 73V75H107L106 72H103V73H102ZM132 72H137V71H132ZM132 72H131V74H132ZM139 72H140V71H139ZM147 72H146V73H147ZM153 72H154V71H153ZM153 72H152V73H153ZM159 72H158V73H159ZM189 72H190V71H189ZM224 72H225V71H224ZM226 72H227V71H226ZM226 72H225V73H226ZM234 72H236V71H234ZM244 72H245V71H244ZM247 72H248V71H247ZM258 72H259V71H258ZM22 73H21V75H22ZM26 73H27V72H26ZM37 73L35 74L36 76H37V75H41V74H39V73L37 74ZM41 73H43V71H42ZM51 73H52V72H51ZM88 73H87V74H88ZM115 73H117V71H116ZM124 73H125V72H124ZM129 73H130V72H129ZM129 73H128V74H129ZM152 73H149V74H151V75L154 74L152 78H154V76H155L156 74H158V73H156V72H154L153 74H152ZM161 73H159V74H161ZM163 73H164V74H163ZM176 73H177V72H176ZM178 73H179V72H178ZM232 73H233V71H232ZM241 73H242V72H241ZM19 74H20V73H19ZM19 74H18V75H19ZM30 74H31V73H29V74L27 73V74H25V75H26L27 77H28V75H29V78H30V77L33 75V73H32V75H30ZM43 74H44V73H43ZM47 74H48V73H47ZM53 74H54V73H53ZM53 74H52V75H51V74H50V75L48 74L49 78H52V77L55 75V74H54V75H53ZM62 74H63V73H62ZM62 74H61V76H59V74H58V75L56 74V75L54 76V78H55L56 76H57V77L59 76L58 78H60V77H62ZM67 74H68V73H66L65 75H67ZM91 74H88V76L85 75V76H86V79H87V77H88V79L90 80V78L94 77V76L91 75ZM118 74H119V77L122 76V75H120V74H121L120 72H119ZM125 74H126V73H125ZM134 74H135V73H134ZM139 74H140V73H139ZM159 74H158V75H159ZM182 74H185V73H181V75H182ZM203 74H204V73H203ZM218 74H219V73H218ZM247 74L249 75L250 73H247ZM256 74H257V73H256ZM259 74H260V73H258V75H259ZM35 75H33V76L35 77ZM69 75H70V73H69ZM71 75H72V73H71ZM89 75H91L92 77H90ZM105 75H103V76H105ZM129 75H130V74H129ZM129 75H127V77H124L125 79H124V78H119V79H120V80L124 79V81L126 82V81H128L127 78L130 77ZM136 75H137V77H136ZM140 75H142V73H141ZM230 75H232V74H230ZM240 75H241V74H240ZM245 75H246V74H245ZM258 75L255 76V77H258ZM262 75H263V74H261L260 76H262ZM22 76H23L24 78H26L24 75H22ZM22 76H21L20 78H22ZM33 76H32V77H33ZM43 76H44V75H42V77H43ZM51 76H52V77H51ZM73 76H74V75H73ZM107 76H108V75H107ZM114 76H116V75H114ZM124 76H125V75H124ZM132 76H133V77H132ZM134 76H135V77H134ZM148 76H149V75H148V73H147V77H148ZM167 76H168V75H167ZM170 76H175V74H174V75H170ZM170 76H169V77H170ZM236 76H239V75H236ZM236 76H235V77H236ZM242 76H243V74H242ZM246 76H247V75H246ZM246 76H245V77H246ZM249 76H251V75H249ZM32 77H31L30 79L33 81ZM34 77H33V78H34ZM39 77H41V76H39ZM39 77H38V78H39ZM42 77H41V78H42ZM45 77H46V75H45ZM69 77H70V76H69ZM71 77H72V76H71ZM75 77H74V78H73V77L71 78V79H72V80H71L72 82H74V81L76 82V80H74ZM77 77H79V76H77ZM77 77H76V78H77ZM80 77H81V76H80ZM97 77H96V78H97ZM139 77H141V76H139V75H138V72H137L135 75L132 74L131 77H130V79H129V78H128V79H129V81H130L132 78H133V79L136 78L135 80L138 79L137 81H139ZM149 77H150V76H149ZM156 77H157V75H156ZM184 77L186 78V76H184ZM220 77H221V76H220ZM226 77H229V76H225V79H226ZM263 77H264V76H262L261 78H263ZM20 78H19V79H20ZM24 78H23V79H24ZM29 78H26V79L29 80ZM49 78L46 79V82L49 81V83L51 82V84H49V83H48L49 85H46V84H45L46 87H47V86H50V85L52 86V81H53L54 79L49 80ZM62 78H63V77H62ZM62 78H60V79H62ZM94 78H95V77H94ZM96 78H95V79H96ZM115 78H116V77H115ZM141 78H142V77H141ZM152 78H149V79H151V80H150L151 82H149L150 85L153 84L152 81L154 80V82H155V79H156V78H155V79L152 80ZM166 78H167V77H166ZM176 78H177V77H176ZM178 78H179V77H178ZM178 78H177V80H178ZM182 78H183V77H182ZM199 78H200V77H199ZM236 78H237V77H236ZM246 78H248V76H247ZM246 78H243V79H245V81H247ZM250 78H251V77L248 78V82L250 83V85L252 84V87H253L254 82H253V80H252V78H251V80H252V83H251ZM19 79H18V80H19ZM23 79H22V80H23ZM26 79H24V82L26 81ZM36 79H37V77H36ZM36 79H35V80H36ZM42 79L45 80L44 77H43ZM42 79H40V82H38V81L36 82L37 85L34 84L35 80H34V82H32V83L34 84V86H35V88H36V89H34V90H38V91L40 90V91H39L40 93L43 92L41 95H40L39 93H36V94H37L38 97H39V95H40L41 97H39V98H41V99H42V98H43V99L45 98V100L42 101V104H44V103H43L44 101L47 102L46 97H43V96L45 95L44 93L46 92V91L44 92V89H43V88L45 87L44 83H46V82H44ZM81 79H82V77H81ZM81 79H80V80H81ZM86 79H85V77H84V79H82L81 81L86 82V81H87ZM119 79L117 78V81H119V83H120L119 85L121 86L122 81H120ZM158 79H157V80H158ZM216 79H217V78H216ZM223 79H224V78H223ZM225 79H224V80H225ZM258 79H259V78H258ZM263 79H264V78H263ZM20 80H21V79H20ZM20 80H19V81H20ZM38 80H39V79H38ZM41 80H42V81H41ZM58 80H59V79H58ZM63 80H64V79H63ZM63 80H61V82H63ZM67 80H70V78H68V75L66 76V81H67ZM77 80H78V78H77ZM92 80H93V79H92ZM100 80H101V79H100ZM100 80H99L98 83H101ZM135 80H132V82H134V83L131 82L130 84H135V83H136V84H135V87H137V85H138V89H139L140 86L143 84V81H142L143 78H142L141 81H139V82H137V81H135ZM144 80H146V79L144 78ZM157 80H156V83H159V82L161 81V80H160V81L158 80V82H157ZM172 80H175V79H171V81H172ZM190 80H191V79H190ZM198 80H199V79H198ZM202 80H203V79H202ZM212 80H213V79H212ZM221 80H222V79H221ZM229 80H230V78H229ZM234 80H235V78H234ZM236 80H237V79H236ZM236 80H235V81H236ZM259 80H260V79H259ZM54 81L58 82L57 80H54ZM54 81H53V82H54ZM59 81H60V80H59ZM71 81H69V82H70V85H68V84H69L68 81L66 82V83H67V87H68V91H66V94L70 92L69 94L73 97V98H72L73 100L71 99V97H70L69 94H67V97H70V99L75 103V101H76L78 98H74V95L77 97V95H76V93H77L78 95L80 94V96H81V93L84 92V91L81 89V88H83V86H82L83 84H82V85H81V84L78 85V84H79V81H77L76 84H77L79 87H80V86H82V87L79 88L78 86H76V88L81 89L82 92H81L79 89H78V91H76V90H77V89H76V90H75L76 93H75L74 95H72L73 93H71V91H72V89H74L75 87L73 86V88H71V87H72V85H71L72 82H71ZM93 81H94V80H93ZM93 81H92V82H93ZM96 81H97V79H96ZM102 81H103V80H102ZM129 81H128V82H129ZM146 81H147L146 84L149 85V84H148V80H146ZM146 81H145V82H146ZM167 81H168V83L170 82L168 79H167ZM167 81H164V82L166 83ZM215 81L217 82V80H215ZM215 81H214V83H215ZM219 81H220V80H219ZM232 81H233V79H232ZM235 81H234V83H236V84L239 83V82H235ZM239 81H241V80H239ZM20 82H21V81H20ZM26 82H27V81H26ZM56 82L53 83V85H54V84L56 85ZM75 82H74L73 84H75ZM90 82H91V80H90ZM103 82H104V81H103ZM140 82H142V83L140 84ZM162 82H160V83H162ZM193 82H194V81H192V84H193ZM198 82H199V81H198ZM224 82H227V81H224ZM257 82H259V81H257ZM262 82H264V80H263ZM94 83H95V81H94ZM104 83H105V82H104ZM104 83L102 84L103 89H104V86H106V85H104ZM113 83H114V82H113ZM126 83H127V82H126ZM126 83H125V85H126ZM138 83H139L140 85H139ZM173 83H174V82H173ZM186 83H187V82H186ZM212 83H213V82H212ZM214 83H213L212 85L218 87V85L221 83V81L218 82V84H217V83L214 84ZM227 83H228V82H227ZM231 83H232V82H231ZM29 84H31V83H28V85H29ZM42 84H43L44 86H43ZM62 84H63V83H62ZM86 84H87V82L85 83V88H83V89H86V88H87L88 85L86 86ZM91 84H92V83H91ZM96 84H97V83H96ZM96 84H95V85H96ZM116 84H118V83H116ZM169 84H170V83H169ZM169 84H168V85H169ZM175 84H176V83H175ZM184 84H185V83H184ZM184 84H183V85H184ZM189 84H190V82H189ZM200 84H201V83H200ZM239 84H240V83H239ZM245 84H247V83H245ZM260 84H261V82H260ZM58 85L60 86L61 83L58 82V83H57V86H58ZM100 85H101V84H100ZM156 85H157V84H156ZM187 85H188V83H187ZM210 85H211V84H210ZM240 85H241V84H240ZM258 85H259V84H258ZM29 86L31 87L29 91L33 90V89H32V86H31V85H29ZM29 86H28V87H29ZM40 86H41V87H40ZM51 86L48 87V89H46L47 92H48V95H49V91H48V90H50V88L53 89V91H55V89H57V88H60L59 86H58V87H57V86H54L55 88H54V87H51ZM63 86H65V85H63ZM69 86H70V87H69ZM97 86H98V84H97ZM102 86H101V87H102ZM111 86L114 87V85H111V84H110L109 87H111ZM120 86H119V87L116 86V87H118L117 89L113 88L115 93H116L115 90L118 91L119 88H122V87H120ZM123 86H124V82H123ZM153 86H154V85H153ZM162 86H164V83H163ZM171 86H172V85H171ZM244 86H245V85H244ZM247 86H248V84H247ZM247 86H245V88H246ZM260 86H261V85H260ZM260 86H259V87H260ZM23 87H24V86H23ZM37 87H38V88H37ZM46 87H45V88H46ZM88 87H89V86H88ZM91 87H92V86H91ZM101 87H100V89H102ZM109 87L106 86V88H109ZM126 87H127V86H126ZM126 87H123V88L125 89ZM130 87H131V86H130ZM132 87H134V86L132 85ZM135 87H134V88H130V89H135ZM142 87H145V86L142 85L140 91L136 89V92L139 91V92L141 93V91H142ZM148 87H149V86H148ZM166 87H167V86H166ZM205 87H206V86H205ZM205 87H204V88H205ZM219 87H220V86H219ZM223 87H224V86H223ZM259 87H258V89H259ZM261 87H262V86H261ZM263 87H264V85H263ZM61 88H62V86H61ZM61 88H60V92H61V90H62V91H65V87H64V89H63V88L61 89ZM92 88H93V87H92ZM94 88H95V87H94ZM94 88H93V89H94ZM96 88H97V87H96ZM96 88L94 89V90H95V94H99L102 90L98 93V92L96 91ZM106 88H105L104 90L109 92L108 94H110V96H109L110 98L112 97V99L109 98V101L111 100V101L115 102V101L113 100V96H112V95H114L115 93L112 94L113 92L109 90L110 88H109L108 90H107ZM111 88H112V87H111ZM123 88H122V89H123ZM150 88H152V86H151ZM168 88H170V85L168 86ZM179 88H182V87H179ZM186 88H187V87H186ZM186 88H185V89H186ZM192 88L194 89V87H192ZM201 88H202V87H201ZM249 88H250V87H249ZM253 88H254L253 90H255V86H254ZM27 89H28V88H27ZM42 89H43V90H42ZM69 89H70L71 91H69ZM87 89H88V92H89V89H91V88H87ZM87 89H86V90H87ZM130 89H129V91H130ZM156 89H157V90H158V89H161V85L158 84L157 87H156ZM171 89H172V87H171ZM215 89H216V88H215ZM219 89H220V88H219ZM224 89H225V88H224ZM235 89H236V88H235ZM237 89H238V88H237ZM240 89H241V87H240ZM247 89H248V87H247ZM23 90H24V89H23ZM25 90H26V89H25ZM104 90H103V92H104ZM126 90H127V89H126ZM126 90H125V91H126ZM150 90L152 91V89H150ZM162 90H163V88H162ZM194 90H195V89H194ZM202 90H203V88H202ZM29 91H28V92H29ZM38 91H36V92H38ZM75 91L73 90V92H75ZM90 91H91V90H90ZM120 91H121V89H120ZM123 91H124V90H123ZM123 91H122V92H123ZM132 91H133V90H132ZM147 91H149V88H148ZM154 91H155L156 93L159 92V91H156V90H154ZM154 91H152V92H153L152 94H154ZM164 91H166V90H164ZM189 91H190L191 94H193V93L191 92V90H189ZM189 91H188V92H189ZM196 91H197V90H196ZM199 91H200V90H199ZM243 91H244V90H243ZM250 91H252V90L250 89ZM50 92H51L50 94L54 93V92H52V91H50ZM57 92H58V90H57ZM79 92H80V93H79ZM88 92L85 91L86 94L83 93V94H85L84 96H86V97H87V96H88V97H89V96L93 97L92 95H94V94H92V93H93L94 91H93L92 93L89 92V94L87 95ZM103 92H102V93H103ZM111 92H112V93H111ZM127 92H128V91H127ZM127 92H126V93H127ZM136 92L134 91V93H136ZM178 92H179V91H178ZM197 92H198V91H197ZM203 92H205V94H204ZM203 92L200 91V93H201L200 96H201L202 98H203V96H207L206 93H208V91H207V92H206V91H203ZM212 92H213V90H212ZM246 92L249 93V91H246ZM29 93H30V92H29ZM31 93H32V91H31ZM34 93H35V91H34ZM34 93H32V94L34 95V96H32V97H34V100H35V99L38 100L39 98H38L37 96H35L36 94H34ZM90 93H91L92 95H91ZM102 93H100L101 95H94L93 98L96 99L97 96H101V97H102ZM105 93H106V95H105ZM128 93H129V92H128ZM128 93H127V94H128ZM142 93H143V91H142ZM142 93L140 94L141 97H142ZM147 93H148V92H147ZM161 93H163V91H162ZM198 93H199V92H198ZM198 93L195 92L194 97L197 96V95H199ZM202 93H203V95H202ZM220 93H221V92H220ZM223 93H224V92H223ZM253 93H254V92H253ZM260 93H261V92H260ZM260 93H258V94H259V100H260V99L264 100L263 98H260V95H261ZM263 93H264V91H263ZM263 93H262V96H263ZM32 94H31V95H32ZM43 94H44V95H43ZM46 94H47V93H46ZM60 94L63 95V94H65V93L62 92V93H60ZM122 94H123V93H120L121 96H123ZM124 94H125V92H124ZM129 94L132 96V93H129ZM148 94H149V93H148ZM152 94H151V95H152ZM169 94H170V93H169ZM184 94H185V93H184ZM221 94H222V93H221ZM48 95H45V96H48ZM62 95H61V97H62ZM104 95L106 96V99H104V101H105V100L108 101V98H107V92H104V94H103V97L105 98ZM117 95L119 96V92L116 93L115 97H116ZM135 95H137L136 97H140V96H138V95H139L138 93L135 94ZM143 95H144V94H143ZM167 95H168V94H167ZM173 95H174V94H173ZM236 95H237V94H236ZM246 95H248V94H246ZM252 95H254V94H250L249 96H252ZM16 96H17V95H16ZM23 96H25V95H23ZM49 96H50V95H49ZM55 96H56V97H55ZM63 96L65 97V95H63ZM84 96H83V97H84ZM118 96H117L116 98H118ZM124 96H126V95H124ZM124 96H123V99H125ZM153 96H154V98H155L156 94L153 95ZM185 96H186V95H185ZM234 96H235V95H234ZM244 96H245V95H244ZM249 96H248V97H249ZM21 97H22V96H21ZM28 97H29V96H28ZM35 97H36V98H35ZM52 97H53V94H52L49 98H48V97H47V98H48V100H49V99H52ZM54 97L57 98V100H58V101L56 100V104H59V103H57V102H59V99H58L57 95H54ZM64 97H63V98H64ZM83 97L81 96V97H79V98H83ZM86 97H85V98H86ZM88 97H87V98H88ZM119 97H120V96H119ZM129 97H130V96H129ZM136 97H135V99H136V102H137V98H136ZM141 97H140L139 99H141ZM148 97H149V96H148ZM148 97H147V100H148V99H149V100H148L147 102H150L151 100H150V98H148ZM150 97H151V96H150ZM156 97H157V96H156ZM183 97H184V96H183ZM192 97H193V95H192ZM201 97L198 96V97H196V98H201ZM232 97H233V96H232ZM239 97H240V96H239ZM263 97H264V96H263ZM17 98H19V97H17ZM93 98H92V99H93ZM116 98H115V100H116ZM131 98H132V97H131ZM131 98H130V99H131ZM168 98H169V97H168ZM188 98H189V97H188ZM257 98H258V97H257ZM23 99H24V98H23ZM25 99L27 100V98H25ZM41 99H40V100H41ZM65 99H66V97H65L63 100H65ZM68 99H69V98H68ZM70 99H69V101L72 102ZM75 99H76V100H75ZM83 99H84V98H83ZM92 99H91L90 101H92ZM99 99H101V101H103V98H99ZM99 99H98V97H97V99H96V100H93V102H96V103H97V100L100 101ZM118 99H119V98H118ZM139 99H138V100H139ZM152 99H153V98H152ZM184 99H185V98H184ZM205 99H206V97H205ZM205 99H204V100H205ZM15 100H16V99H15ZM40 100H38L39 103H40ZM61 100H62V99H61ZM74 100H75V101H74ZM78 100H80V99H78ZM86 100L89 101L88 99H85V101H86ZM120 100H122V97H121ZM127 100H128V98L126 99V101H127ZM133 100H134L133 98H132L131 100H129V103H131ZM155 100H156V99H154V101H155ZM158 100H159V98H158ZM165 100H166V98H165ZM168 100H170V99H168ZM182 100H183V99H182ZM182 100H180L179 102L181 103ZM193 100H195V99H193ZM198 100H199V101H198ZM198 100H196V101H198L199 103H201V101H204V100H202V99H201V101H200V99H198ZM245 100H246V99H245ZM247 100H248V99H247ZM259 100L254 99V100H252V101H244V99H243V100L240 101V104H241L240 107H239L238 105L235 104V108H236V106L239 107L238 110H235V108L232 110V108H230V109H231L230 111H232V112L234 111V113L238 116L237 119H239L240 117H245V118H244V121H248L249 123H248V122H244V121H243V122H244V124H246V123L248 124V125L246 124V125H247L246 128L250 131V133L253 132V133H255L256 135H258V136H255V135L253 134V135L255 136V137L253 136V138H254V139H253V140H254L253 143H255V142L257 143V141H259V138H260V137L264 139V105H263V106H259V104H260L259 102H261V100H260V101H259ZM18 101L21 102V101H22V98H21V101H20V100H18ZM49 101H50V100H49ZM67 101H68V100H67ZM80 101H81V100H80ZM85 101L83 100L84 104H85ZM90 101H89V102H90ZM101 101H100V102H101ZM118 101H119V100H118ZM139 101H140V100H139ZM142 101H143V100H142ZM152 101H153V100H152ZM152 101H151V102H152ZM173 101H174V100H173ZM208 101H209V100H208ZM208 101H206V100L204 101V103H205L206 105L204 104L205 106H204V105H203V106H204L206 109L203 108V109H204L203 112H202V108H201L202 105H201V104H200L201 106H198V105H197V106H198V107L196 108V109H198L197 112L201 111V112H200L201 116H202L204 113H206V112H208V114H211L210 112L214 111V110H211V108H210V111L207 110V107L210 105V101H211V100H210L209 102H208ZM15 102H16V103H14V104L19 103V102H17V101H15ZM23 102H24V101H23ZM23 102H22V103H23ZM30 102H31V100H30ZM30 102H29V103H30ZM50 102L52 103V101H50ZM78 102H79V101H78ZM83 102L81 101V103H80V102H79V103L82 104ZM123 102H124V101H123ZM134 102H135V100H134ZM136 102H135V103H136ZM151 102H150L149 104H152V105H153L154 102H153V103H151ZM159 102H160V101H159ZM191 102H192V101H191ZM198 102H197V103H198ZM207 102H208L209 104H208ZM263 102H264V101H263ZM22 103H21V104H22ZM24 103L27 104V101L24 102ZM47 103L49 104V102H47ZM51 103H50V104H51ZM67 103H68V102H67ZM67 103H66V104H67ZM76 103H77V102H76ZM76 103H75V104H76ZM79 103H77V105H80ZM86 103H87V104H85L86 106L83 105V104L80 105V106H85V110H84V109L82 110V109L79 107V109L81 110V111L79 110V111H80V114H79V113L77 114V111H74V113H73V114H76V115H80V119H81L80 121H81V123H83V124L85 123V120L82 122V119H84V117H86V121L88 120V118L91 117V116H90V117L88 116V115H89V112H88L87 115H85V114L87 113V112H85V111H87L86 108L89 109V106H90V107H91V108H90L91 111H90V110H88V111H90V112L92 113V110L94 109L93 107H94V105L96 104V103L93 104L92 102H90V103H92V105H90V103L88 104V102H86ZM102 103H105V102H102ZM110 103H111V102H110ZM115 103H116V102H115ZM118 103H120V102H118ZM118 103H116V104H118ZM132 103H133V102H132ZM135 103H134V104H135ZM140 103H141V102H140ZM142 103L144 104V102H142ZM174 103H176V102H174ZM187 103H188V102H187ZM261 103H262V102H261ZM35 104H37L36 101H35ZM35 104H34V105H35ZM50 104H49L48 106H50ZM56 104H55V106L52 104V105H53V106H52L53 108H52V107H51V108H52V109H54L55 107L57 108V105H56ZM105 104H109V103L107 102V103H105ZM122 104H124V106L126 105V103H122ZM155 104H156V103H155ZM161 104H162V102H161ZM177 104H178V102H177ZM185 104H186V103H185ZM192 104H193V103H192ZM262 104H264V103H262ZM18 105H19V104H18ZM18 105H16V107H17ZM24 105H25V104H24ZM24 105H22V106L25 107V108L27 107L26 109H28V106H30V105L34 106L33 103H31L30 105L27 104V106H26V105L24 106ZM61 105H62V102H60V104H59V107H60V108H61ZM67 105H69V104H67ZM73 105H74V104H73ZM77 105H76V108H75V109L78 108ZM87 105H88V106H87ZM97 105H98V106H101V105L104 106L103 104H100V105H99L98 103L96 104V106H97ZM113 105H114V104H113ZM152 105H151V106H152ZM163 105H164V104H163ZM171 105H172V104H171ZM194 105H195V107H196V104H194ZM207 105H208V106H207ZM19 106L22 107L21 105H19ZM19 106H18V107H19ZM46 106H47V104H46ZM46 106H45V104H44V107H43V108H42V107H38V106H34V107H35L37 110L40 109V110H42L43 113H45V112H48V111H49V110H48V111L46 110V109H47V108H45ZM92 106H93V107H92ZM167 106H168V104H167ZM178 106H179V105H178ZM178 106H176V107L178 108ZM182 106H183V105H182ZM187 106H188V105H187ZM189 106H191V105H189ZM203 106H202V107H203ZM211 106H212V105H211ZM211 106H210V107H211ZM214 106H215V105L212 106V109H218V108H213ZM251 106H253V107H251ZM18 107H17V108H18ZM37 107H38L39 109H38ZM59 107H58L57 109H59ZM63 107L65 108L64 105H62V108H63ZM68 107H69V106H68ZM73 107H75V106H73ZM107 107H108V106H107ZM156 107H157V106H156ZM183 107H184V106H183ZM192 107H193V106H192ZM195 107H193V109L191 108V110H190V107H188L189 110L187 109V107H186V108L184 107L185 110H184L182 107H180V108H182V109L184 110V113H185L187 110H188L187 113H189V111H192V113H193V110H194ZM216 107H217V106H216ZM230 107H231V106H230ZM30 108H32V107L30 106ZM30 108H29V110H30ZM35 108H34V109H35ZM44 108H45V109H44ZM62 108L59 109V110H62ZM66 108H67V106H66ZM66 108H65V109H66ZM69 108H71V106H70ZM69 108H67V109H68V110H71V109H69ZM82 108H83V107H82ZM96 108H98V107H96ZM105 108H106V107H105ZM123 108H124V107H123ZM125 108H126V107H125ZM134 108H135V109H133V111L135 110L134 112L136 113V111H137V107H134ZM152 108H153V107H152ZM152 108H150V110H151ZM160 108H161V107H160ZM170 108H171V107H170ZM172 108H173V105H172ZM172 108H171V109H172ZM199 108H200V109H199ZM227 108L229 109V107H227ZM252 108H254V112H255V116H254V117H255V120H249V118H247V117L250 116V118L252 119V117H251V116H253V113H252V112H253V109H252ZM20 109H21V108L16 109V112L19 111L18 113H20ZM32 109H33V108H32ZM36 109H35V110H36ZM48 109H50V108H48ZM57 109H55V110H57ZM67 109H66V110H67ZM72 109H74V108H72ZM99 109H101V108H99ZM99 109H97L99 112H100V111H103V110H99ZM117 109H118V108H117ZM119 109H122V107H120ZM140 109H141V108H140ZM142 109H143V107H142ZM154 109H156V108H153V110H154ZM171 109H170V111H171ZM178 109H179V108H178ZM196 109H195V110H196ZM208 109H209V108H208ZM221 109H222V107H221ZM225 109H226V108H225ZM17 110H18V111H17ZM37 110H36V111H37ZM45 110H46V111H45ZM68 110H67V111H68ZM77 110H78V109H77ZM94 110H95V109H94ZM106 110H107V108L105 109V111H103V113H104V112L106 113ZM110 110H111V108H110ZM110 110H107V113H108V111H109V113H111ZM125 110H127V109H125ZM148 110H149V109H148ZM158 110H159V109H158ZM168 110H169V109H168ZM168 110L166 109V110H165V113H166V111H168ZM172 110H173V109H172ZM183 110H182V111H179V112L182 113ZM205 110H207V111L205 112ZM36 111H35V115H37V114L39 113V111H37L38 113H37ZM63 111H64V110H63ZM71 111H72V110H71ZM71 111H70V113L68 112L69 114L65 111L66 114H65V112H63V113H61V114H62L61 116H64V117L66 116L65 118H67V119L69 118V119H68V120H69L68 122H70V119H71V122L68 123V124H71V123H72L73 126H74V123H73L72 118L75 117L74 119H76L77 116H76V115L74 116L73 114L71 115V113H72ZM82 111L85 112V114H84ZM98 111H96V113H97ZM117 111H119V110H117ZM123 111H124V110H123ZM133 111H131V112H133ZM141 111H142V110H141ZM154 111H156V110H154ZM170 111H169V112H170ZM174 111H175V110H174ZM218 111H219V110H218ZM222 111H224V110H222ZM226 111H227V113L230 112L229 110H226ZM29 112H32V113H31V115H32L34 111L30 110ZM60 112H62V111H60ZM75 112H76V113H75ZM114 112H115V108H114V110H113L112 113H114ZM147 112H148V111H147ZM159 112H160V110H159ZM161 112L164 113L163 109L161 110ZM161 112H160V113H161ZM197 112H194V113H196V115L193 113L194 115H192V116H193L194 118L190 115V117H192L193 119H196L195 121L192 119V120L195 122V125H196V126L198 125V123H197V118H198L199 120L202 119V118L200 119V118L198 117ZM23 113H24V112H22V109H21V113H20V114L23 115ZM40 113H41V112H40ZM43 113L40 114V115L38 114V116H36V119H35V117L33 116L34 119L36 120V122H37V119H38V122H41L40 119H42V121H45V122L49 120V121L47 122V124L49 123V125H51V126H49V127H52L53 123H52V122L50 123V120L53 121V119H51V117H50V116H51V115H50L51 110H50V113L48 114V115H50V116H48L47 113L45 114V115L48 116L50 119H49V118L47 119V117H45V118H46L45 120H44L43 118H40V117L43 115ZM81 113H83V114H81ZM96 113H95V111L93 112V114H96ZM101 113H102V112H101ZM103 113H102V116H104ZM109 113H108V114H109ZM115 113H116V112H115ZM118 113H119V112H117V114H118ZM120 113H121V112H120ZM126 113H129V112H126ZM126 113L120 115V117H121L122 115H124V117L122 116V117L120 118V117H118V115H117V117H114V116H113V118H115V119L118 118V119H120V120H121V119L124 120V118H126V117L129 118L130 116H125ZM135 113H134V114H135ZM151 113H152V112H151ZM184 113H183V114H184ZM187 113H186V114H187ZM190 113H191V112H190ZM202 113H203V114H202ZM215 113H216V112H215ZM215 113H214V116L219 115V114L215 115ZM224 113H225V111H224ZM15 114H16V113H15ZM25 114H26V113H25ZM63 114H65V115H63ZM99 114H100V113H99ZM99 114H97V115H99ZM143 114H145V113H143ZM143 114H142V115H143ZM161 114H162V113H161ZM177 114L179 115V113H176V114H175L176 117L178 116ZM183 114H182V115H183ZM198 114H199V113H198ZM200 114H199V116H200ZM206 114H207V113H206ZM206 114L204 115V117L206 116ZM27 115H28V113H27L25 116L20 117V119H21L22 121H24V117H26ZM33 115H34V114H33ZM67 115H68V116H67ZM81 115H85V116L82 118ZM91 115H92V114H91ZM109 115H110V114H109ZM127 115H128V114H127ZM129 115H131V117H133V116H132L133 114H129ZM158 115H159V114H158ZM57 116H58V115H57ZM59 116H60V115H59ZM69 116H71V117L74 116V117L71 118V117H69ZM87 116H88V118H87ZM107 116H108V115H107ZM153 116H154V115H153ZM159 116H160V115H159ZM183 116L185 117L186 115H183ZM201 116H200V117H201ZM220 116H221V115H220ZM226 116H227V115H226ZM229 116H230V114L228 113V117H229ZM16 117L18 118L17 114H16ZM27 117H28V116H27ZM33 117L31 116V118H33ZM42 117H43V116H42ZM92 117H94V116H92ZM97 117H98V116H97ZM99 117H100V115H99ZM134 117H136V116H134ZM161 117H162V115H161ZM179 117H180V116H179ZM188 117H189V115H188ZM190 117H189L188 120H190ZM195 117H196V118H195ZM202 117H203V116H202ZM204 117H203V118H204ZM209 117H210V119L212 118V116L208 115V117H207L208 120H206V118H205V119L201 120L200 122H202V121H204V120H205L206 122L209 121V120H210ZM222 117H223V114H222ZM228 117H226V118H228ZM22 118H23V119H22ZM65 118H62V119H65ZM94 118L96 119V116H95ZM100 118H101V117H100ZM137 118H139V117H137ZM155 118H156V117H155ZM162 118H163V117H162ZM170 118H171V119H170ZM170 118H169L168 120H171V121L173 122V121H174L173 118H172V117H170ZM223 118H224V117H223ZM223 118H222V119H223ZM229 118H231V117H229ZM26 119H27V118H26ZM34 119H33V120H34ZM67 119H65L66 121L62 120V122L64 121V123H63V129L65 128V125H68V124H65V123H67ZM77 119H79V117H78ZM92 119H93V118H92ZM92 119H90V120H91V121H93V120L95 121V119H93V120H92ZM118 119H116V121H117ZM176 119H177V118H176ZM176 119H175L174 122H175V124H176L177 126H178V124H179V125L181 124L182 126H184L185 121H188V120H184L183 117H182V119H183V120H182L181 117H180V119L183 121V123H180V122H179L178 120H176ZM231 119H232V118H231ZM231 119H228V120H231ZM235 119H236V118H233V120H231L232 123H233V121H234ZM237 119L235 120L236 122L234 121L236 124H237L238 122L240 123V121H242V119L239 120V121H238ZM28 120H29V119H28ZM39 120H40V121H39ZM107 120H108V119H107ZM111 120L113 121L112 117H110V120H109V121H111ZM146 120H147V119H146ZM155 120H156V119H155ZM213 120L215 121L214 118H213ZM223 120H224V119H223ZM228 120H227V121H228ZM1 121H3V120H1ZM1 121H0V124H1ZM74 121H75V120H74ZM80 121H79V123H80ZM112 121H111V123H112ZM118 121H119V120H118ZM128 121H129V120H128ZM131 121H132V120H131ZM171 121H169V122L167 121V122L169 123V125L171 124ZM176 121H178L179 123L177 124ZM205 121H204V122H205ZM218 121H220V120H217V119H216V122L213 123L212 125H210L209 123H211V122H209L208 125H210V126H209V127H206L207 129H204V130L202 129V132L199 131L197 128H196V132H194L195 129H193V133H192V134H194V133H197V134H198V136H197V134H196V138H195V137H192L193 135H190V134H191L190 132H192L191 130H190V131L187 130V129L189 128V125H187V126H188V127H186L187 129L185 128L184 130H182V132H181V131L179 132V130H181V128L178 127L179 130H177V133L179 132V134L182 136V137L180 136V137H181L180 139L182 140V144H181L180 146H182V147H184V148L186 147L188 150H193V149H194V150H196V149L198 150L199 146H200V148H201V145L198 144V146L192 147V145H193V146L195 145V142H193V141H196V140H197V141H198V140H200V141H205V142L208 141V138H207V140H206L205 137H203L204 139H203V138H199V137H200L199 135H200V134L202 135V133H204L205 130H210V129L212 128V129L214 130V132H213V130H211L213 133H216L215 131L217 130V133H216V134H218V133L220 134V132L223 131V133L220 134L219 137H216V138L213 140V142H212V146H211V149H210V145H209V146H208V147H209L208 150L201 152V153H204V154H205V152L208 151L206 157H207L209 154H210V155H214V157L217 156L218 159H216V162H218V161H219V157H218L217 154L215 155V152L217 153L219 150L226 149L227 147H229L228 149H230L231 146H232L231 148H233V147H234L233 144H234V142H235V141H234V142H233V141L231 142V140L228 139L229 137L227 138V137H225V136L223 135V134L226 132V131H224V130H225L226 128H228V126L230 125V121H229V122H226V123H225V121H223V125L219 124ZM237 121H238V122H237ZM45 122H44V123H45ZM62 122H61V123H62ZM98 122H99V121H98ZM98 122H97V123H98ZM105 122H106V121H105ZM114 122H115V121H114ZM151 122H152V121H151ZM165 122H166L165 120H164L163 122H161V123H163V124H161V125H165V129L168 130V128H170V126H169V127L166 126V125H168V123H165ZM200 122H199V123H200ZM206 122H205V123H206ZM217 122H218L219 126H217ZM54 123H56V122H54ZM58 123H59V122H58ZM79 123H78V124H79ZM88 123H89V121H88ZM91 123H92V122H91ZM95 123H96V121H95ZM101 123H102V122H101ZM103 123H104V122H103ZM103 123H102V124H103ZM111 123L108 124V127L106 128V131H104V130H105V129H104L103 132L106 133L107 131H108V132H109V131H114L115 128H117L116 131H117L118 133H120L121 129L124 128V129H122V132H124V130H126V132H127L128 129H129V130L132 132L131 137H132L133 133L135 134V133L137 132V133H138L137 135H140V134H139L140 131L142 132V129H141V128H140L141 130L138 129V130H139V132H138L137 129H136V127H134L133 124L130 125V126H126L125 123L121 122L125 127H128V128H125L124 126L122 127L121 125L115 127V123H113V124H111ZM116 123H117V122H116ZM119 123H120V121H119ZM121 123H120V124H121ZM145 123H146V122H145ZM164 123H165V124H164ZM188 123H190V126H191L190 128H192V126H194V125H192L193 123H191V120H190V122L188 121ZM205 123H204V124H203V123H200V124H203V125L206 126L207 123H206V124H205ZM221 123H222V120H221ZM224 123H225V124H224ZM227 123H229V125H228ZM232 123H231V124H232ZM235 123H234V125H236ZM239 123H238V124H239ZM59 124H60V123H59ZM86 124H87V122H86ZM186 124H187V122L185 123V126H186ZM242 124H243V123H242ZM54 125H55V124H54ZM54 125H53V131H55L54 129L56 128V127L54 128ZM56 125H58V124H56ZM56 125H55V126H56ZM81 125H82V124H81ZM94 125H96V124H94ZM97 125H98V124H97ZM97 125H96V126H93V127H95V129H96ZM99 125H101V124L99 123ZM99 125H98V126H99ZM103 125H104V124H103ZM103 125H102V126H103ZM110 125H111V127H112V125L114 126V130H112L113 127L111 128V130L109 129V128H110V127H109ZM149 125H150V124H149ZM156 125H157V124H156ZM156 125H154V126H156ZM159 125H160V124H159ZM159 125L156 126L157 128H155V129H153V128H154V126H153L152 129H153V130H159L158 128H161V127H162V126H159ZM171 125H172V124H171ZM208 125H207V126H208ZM224 125H225V127L227 126L225 129H223ZM31 126H33V125H31ZM36 126H40V124H39V125H36ZM42 126H43V125H42ZM68 126H69V125H68ZM70 126H72V125H70ZM73 126H72V127H73ZM79 126H80V125H79ZM83 126H84V125H83ZM104 126H105V125H104ZM106 126H107V125H106ZM120 126H121L122 128H120ZM131 126H133V127L135 128V130H133L134 128H132ZM139 126H140V125H139ZM139 126H137V127H139ZM172 126H173V125H172ZM172 126H171V127H172ZM196 126H195V127H196ZM211 126H213V127H211ZM220 126H223V127L220 128ZM232 126H233V124L230 126L231 129L234 127V126H233V127H232ZM243 126H245V125H243ZM33 127H35V126H33ZM45 127H46V126H45ZM59 127H60V126L58 125V128H56V130L58 131V133H56V132H57V131H56V132H54V135H57V134H58V135H61V132H62V135H65L64 131H65V130H68V129L65 128V130H61L62 128H59ZM61 127H62V126H61ZM72 127H71V128H72ZM75 127H76V126H75ZM77 127H78V126H77ZM118 127H119V130H118ZM129 127H130V128H129ZM163 127H164V126H163ZM163 127H162V128H163ZM166 127H167V128H166ZM198 127H201V126L198 125ZM202 127H203V126H202ZM240 127L242 128L241 125H240V126L238 125V126H236L237 129L234 128V130H232V131L235 132V134H233V135H236L240 130H242V131H240V132L238 133V136H239V137H241V136L239 135L240 133H241V134H245V133L243 132V131H246V130H244L245 127H244V129H243V128L241 129ZM68 128H69V127H68ZM78 128H79V127H78ZM89 128H90V127H89ZM89 128H88V129H89ZM100 128H102V127L99 126V129H100ZM104 128H105V127H104ZM131 128H132V130H131ZM190 128H189V129H190ZM204 128H205V127H204ZM208 128H209V129H208ZM238 128H239V130H238ZM73 129H74V128H73ZM147 129H148V128H147ZM165 129H162V131H160V132H163V133H161L162 135H163V134H164V135H168V134H169V136H170V135L173 136V135H172V131H171V130H173V128H172V129L170 128L171 130H170V129L168 130L169 132L171 131V134L168 133L167 130H166V133H167V134H166V133L163 131V130H165ZM175 129H176V128H175ZM220 129H223V130H220ZM235 129L238 130V132H237ZM60 130H61V132L59 133ZM80 130H81V128L78 130V132H80ZM148 130H149V129H148ZM197 130H198V131H197ZM218 130H219V131H218ZM229 130H230V129H229ZM38 131H39V130H38ZM41 131H42V130H41ZM43 131H44V130H43ZM49 131H50V130H49ZM51 131H52V130H51ZM82 131H84V130H82ZM82 131H81V133H79V135H80V134L83 135V134H82ZM89 131H92L91 128H90ZM89 131H88V132H89ZM95 131H96V130H94V132H95ZM116 131H115V133H117ZM133 131H136V132H133ZM211 131L209 132V134L211 133L210 136L215 137V135H213V133H212ZM70 132H71V131H70ZM72 132H73V131H72ZM76 132H77V131H76ZM84 132L86 133V130H85ZM94 132L92 131V133H94ZM98 132H99V131H98ZM108 132H107V133H108ZM122 132L120 133V135L117 134L118 136H117L114 132H109V134H110V133H113L114 136H116V137H115V140H116V141H114V145H115V144H119L120 146L126 145L125 147L123 146L124 148H121V147H120V148H121V150H120V154H118V153L115 154V157H116V160H117V164H116V165L118 166V168H120V171H124L125 169L128 170V168H129V170H130V169L133 170V173H134V172L137 173L138 171H136V170L134 171V168H131V167H133V166L135 167L140 161H138L137 163H134L135 160L133 161L132 159H130V158H131V157H130V154L127 153V152L125 151V152L129 155V157H130V158H129V157L126 158V157L124 156V150H126V148L128 147L129 151L132 153L131 155H132L134 158L136 157L137 160H138V158H140V156H143V159H144V155H141V154L139 153V150H145V148L140 147V146L142 145V142H144L145 140L142 141V142L139 140V143H138V141H137V144H138V145L141 143V144L139 145V147H138L137 144L134 143V142H127V140H129V139L132 140V138L130 137V133H131V132L128 133L129 135H128L126 132H125L126 135H125V133L122 134ZM146 132H147V130H146ZM151 132H152V130H151ZM157 132H159V131H157ZM160 132H159V134H160ZM198 132H199V133L201 132V133L199 134ZM242 132H243V133H242ZM39 133H40V132H39ZM50 133H52V132H50ZM68 133H69V131H68ZM90 133H91V132H90ZM99 133H100V132H99ZM148 133H149L150 136H152L153 138L151 137V139H150V138L148 137L150 143H149V142H148V144L144 143L143 145H148V147L150 146L149 148L147 147V149H150V150H151L152 148L154 149V147H156V148H155V151H158L157 155H155V157H154V156L152 155L153 152H151V151L149 150V152H151V154L148 155V156H149V157L152 156V157H150L151 159H149L148 156H147V154H146V157H147L149 160H152V161H153L154 158H156V159H155V160H156L155 162L157 163V162H158L157 159H159V162L162 161V162H164V164L166 163L165 165H168V167H169L171 164H167V163H175L176 161H178V158H177V157H178V153H179L181 147H177V146L172 147V146H173V142H175L174 144H176V141L179 142L180 139H179V140L177 139L176 141H173L174 138H172V137L170 136V138H171V139H170V138L168 137L167 140H169V139L172 140V139H173V140H172L173 142L170 141V142H172V144H170V142L167 141V142H169V143H167V145L169 144L168 147H167L166 144H162V143H159V144H158V142H160L161 140L159 141V140L157 139V140H158V141H157V140L155 139V138H156L155 135H154V134L151 135L150 130L148 131ZM153 133H155V132H153ZM173 133H175V130L173 131ZM177 133H175V134H177ZM228 133H229V131H227V134H228ZM230 133H231V132H230ZM42 134H43V133H42ZM42 134H41V135H42ZM66 134H67V133H66ZM71 134H72V133H71ZM101 134H102V132H101ZM101 134H100V136H102ZM121 134L124 135V136H121ZM149 134H147V135H149ZM159 134H158V137H159V138L161 137L160 139L163 138L162 140H164V142H166V140L164 139V135L161 136V134H160V136H159ZM175 134H174V135H175ZM209 134H205V136L207 135L206 137H209V139H210L209 141H211L210 136H208ZM261 134H262V135H261ZM47 135H48V134H47ZM52 135H53V134H52ZM62 135H61V136H62ZM77 135H78V134H77ZM92 135H93V134H92ZM153 135H154V136H153ZM189 135H190V136H189ZM48 136H49V135H48ZM61 136H55L56 138L53 136V138L57 139V137H61ZM65 136H69V135L67 134V135H65ZM65 136H63V137L65 138ZM74 136L76 137V135H74ZM74 136H72V137H74ZM85 136H86V135H85ZM93 136H94V135H93ZM100 136H99V138H97V141L99 140V141H98L99 144H100V141H101V140H100ZM103 136L105 137V138L103 137V140L106 139L105 142L108 141L107 139L110 140V138H111L112 140H110V141H108V142L113 141V137H110V138H109V137H108V134H106V136H105L104 133H103ZM111 136H112V134H111ZM127 136L129 137V139H126ZM134 136H136V135H134ZM194 136H195V134H194ZM217 136H218V135H217ZM229 136H231V134H229ZM238 136H237V137H238ZM259 136H260V137H259ZM50 137H52V136H50ZM79 137H80V136H78V139H79ZM81 137H82V136H81ZM107 137H108V138H107ZM117 137L119 138V140L117 139ZM121 137L125 138V140H124L125 143H127V144H129V145H130V143H133V144H132L133 147H132V146H127V144H123V145H121V142L123 141V138H122V140H120ZM145 137H146V136H145ZM173 137H175V139L177 138V136H173ZM191 137L194 138V140H193ZM197 137H198L199 139H197ZM213 137H212V139H213ZM258 137H259V138H258ZM41 138L43 139L44 136H42ZM47 138H48V137H47ZM53 138H50V139L52 140ZM68 138H70V136L67 137V138H65L66 140L63 139V142L66 141V143H69L71 140L69 141ZM101 138H102V137H101ZM138 138H139V137H138ZM138 138H137V139H138ZM148 138H147V139H148ZM231 138H232V137H231ZM231 138H230V139H231ZM261 138H260V139H261ZM36 139H38V136H37ZM55 139H54V141H55ZM58 139H61V138H58ZM78 139H77V141H78ZM134 139H136V137L133 138L132 141H134ZM232 139L235 140L236 138H234V136H233ZM244 139H245V138H244ZM51 140H50V141H51ZM86 140H87V139H86ZM94 140H95V138L93 137L92 141L94 142ZM103 140H102V142H103ZM117 140H118V141H117ZM131 140H129V141H131ZM192 140H193V141H192ZM240 140H241V138H240ZM242 140H243V139H242ZM38 141H40V138H39ZM43 141L45 142V144H46V146H47V142H48V141L46 142L45 138L43 139ZM43 141H40V142H42V143L44 144ZM56 141H57V140H56ZM56 141H55V142H56ZM58 141H59L60 143L62 142V141H60V140H58ZM58 141H57V143H58ZM72 141H75V139H73ZM84 141H85V140H84ZM90 141H91V140H90ZM92 141H91L90 144H93L92 146L94 147V145H96V144L92 143ZM95 141H96V140H95ZM97 141H96V143H97L96 146L99 145ZM78 142H79V141H78ZM81 142L83 143V146H86V145L89 144V140H88V142L85 141L86 145H84V142H83V141H80V142H79L80 145H81V147H82V148H81V151H82V150H83V146H82ZM102 142H101V144H100L101 147H99V146L97 147L98 149L100 148V150H101V148L104 147V146H102V144L105 145V143H102ZM108 142H107V144H111V145L113 144V142H111V143H108ZM115 142H118V143H115ZM119 142H120V143H119ZM162 142H163V141H162ZM164 142H163V143H164ZM178 142H177V144H178ZM180 142H181V141H180ZM238 142H239V140H238ZM259 142H260V141H259ZM48 143H50V142H48ZM53 143H54V142H53ZM76 143H77V142H75L74 145H75ZM122 143H123V142H122ZM197 143H198V142H197ZM235 143H236V142H235ZM250 143H251V142H250ZM260 143H262V142H260ZM263 143H264V141H263ZM134 144H135V145H134ZM177 144H176V145H177ZM206 144H209V143L206 142ZM210 144H211V143H210ZM237 144H239V143H237ZM51 145H52V146H51ZM54 145H55V144H54ZM54 145H53V144H50V146H51L52 148L55 147ZM62 145H63V144H61V146H62ZM64 145H65V144H64ZM64 145H63V146H64ZM71 145H73V143H71ZM71 145H70V148H72ZM77 145H78V143H77ZM111 145H110V146L107 145V146H109V147H111V148H109V147L106 148V145H105V147H104L105 149L103 148L104 150H103V149L101 150L102 154H101L100 150H98V149L96 148V146H95V149L98 150L97 152H96V150H95L94 148H90V147H89V149L85 150V151H86V152H85L86 156H85L84 153H82V154H83L82 156H83V157H84V156L87 157V156H88L87 153H89V154H92V153H93V154H92V155H93L92 157H91V156H90V158L87 157V158H89L90 162H91V160L93 161V157L97 155L96 159H94L95 163H96V161L98 160V161H102V162H104V164H105L106 159H107V158H105V156H107V157H108V156H109V157L112 156V155H113L112 153L116 152V151H114V150L117 149V148L114 149L115 146L112 147ZM143 145H142V146H143ZM151 145H152L153 147H152ZM154 145H155V146H154ZM246 145L249 147V145L245 143V146H246ZM250 145H251V144H250ZM42 146H43V145H42ZM66 146H67V145H66ZM88 146H89V145H88ZM88 146H86V148H88ZM90 146H91V145H90ZM92 146H91V147H92ZM134 146H135V147H134ZM169 146H171V147L174 148V149H175V147H177V148H179V150L176 148V149H175V152H174V150H173L171 147L169 148ZM247 146H246V147H247ZM253 146L256 147L257 145H256V144H255V145L253 144ZM44 147H45V146H44ZM47 147H48V146H47ZM51 147H50V148H51ZM58 147L61 148V150H62V147H60V146H58ZM68 147H69V146H68ZM68 147H65V146H64L63 151H64L65 148H66L65 150H67ZM73 147H74V146H73ZM75 147H77V146H75ZM159 147H160V148H159ZM191 147H192L193 149H192ZM203 147H207V145H206V146H205V145L202 146V148H203ZM208 147H207V148H208ZM236 147L239 148L240 145H237ZM45 148H46V147H45ZM50 148H49V149H50ZM52 148H51V152H52V150H55V148H54V149H52ZM56 148H57V147H56ZM70 148H69V149H70ZM86 148H85V149H86ZM142 148H143V149H142ZM184 148L181 149V151L183 150V151L185 152V154H186L187 149H185V150H186V151H185ZM190 148H191V149H190ZM195 148H196V149H195ZM200 148H199V149H200ZM207 148H205V149H207ZM259 148H260V147H259ZM263 148H264V147H263ZM263 148H262V149H263ZM57 149H58V148H57ZM57 149L55 150L56 153H57L56 156L59 154L58 152H61L60 149H59V151H58ZM92 149H93L94 151H93ZM128 149H127V151H128ZM147 149H146V151H147ZM153 149H152V150H153ZM156 149H157V150H156ZM171 149H172V150H171ZM228 149H227V150H228ZM246 149H247V148H246ZM248 149H251V148L249 147ZM252 149H253V151H254V148H252ZM255 149L257 150L258 147H256ZM71 150H73V148H72ZM77 150H78V149H77ZM88 150H90L91 152H87ZM122 150H123V151H122ZM170 150H171V152H170ZM177 150H178V153L176 152ZM194 150H193V152L190 153V154H192V156H193L194 154L197 153V152L195 153ZM201 150H202V149H200V151H201ZM73 151H74V150H73ZM83 151H84V150H83ZM103 151H104V153L107 152L108 155H105V154L103 153ZM121 151H122V152H121ZM172 151H173V152H172ZM198 151H199V150H198ZM234 151H235V152H234L233 155H235V153H236V155H238L237 152H239V151H236V150H234ZM246 151H248V150H246ZM251 151H252V150H250V152H251ZM262 151H263V150H262ZM49 152H50V151H48V154H49ZM53 152H54V151H53ZM53 152H52V154H53ZM64 152H65V151H64ZM95 152H96V153H95ZM99 152H100V154H99ZM141 152H142V151H141ZM187 152H189V151H187ZM244 152H245V150H244ZM250 152H248V154L245 153V155H244V154H242V151H241V154H242V156H246V155L249 156V155H251V154H249ZM254 152H255V155H258L257 151H254ZM258 152H259V150H258ZM54 153H55V152H54ZM70 153H72V152H70ZM70 153L68 152L67 154H63V153L61 152L60 154L63 155L64 157H66V158H67L66 161L68 162V160H69V161H71V160L73 161V159H69V158H68V157H69L68 154L70 155ZM77 153H78V152H77ZM109 153H111V155H110ZM121 153H123V154H121ZM193 153H194V154H193ZM199 153H200V152H199ZM52 154H51V158H52ZM74 154H75V153L72 154L71 158L73 157ZM94 154H95V155H94ZM154 154H155V152H154ZM183 154H184V153H183ZM185 154H184V156H183L182 158H183V160H185L186 162H188V160L184 159V158H185ZM188 154H189V153H188ZM188 154H187V155H188ZM218 154H219V156L221 155L220 151H219ZM61 155H60V159H61ZM65 155H66V156H65ZM76 155H79V154H76ZM99 155H101V156H100V159H101V160H99V158H98ZM104 155H105V156H104ZM128 155H126V156H128ZM179 155H180V154H179ZM181 155H182V154H181ZM187 155H186V157H187ZM198 155H199V154H198ZM260 155H261V154H260ZM63 156H62V158H64ZM82 156H81V157H82ZM188 156H189V155H188ZM190 156H191V155H190ZM192 156H191V157H192ZM199 156H202V154L199 155ZM203 156H204V155H203ZM238 156H241V155L239 154ZM238 156H237V157H234V159H235V160H234V162H235V166H234V167H236V164H238V163H236V162L238 161V160H236L237 158L239 159L238 162H240L241 160L243 161V159H244V157H242V159L240 160V157H238ZM248 156H246V158H247ZM253 156H254V155H253ZM53 157H54V155H53ZM81 157H79V159H78V156H77V159L80 161V160L82 159ZM103 157L105 158L104 161L102 160ZM109 157H108V158H109ZM146 157H145V160L147 161ZM153 157H154V158H153ZM206 157H205V158H206ZM214 157H213V156H212L211 158H210V156L207 157L208 159L206 158L207 161H206V164H204V165L207 166V164H211V163H209V160H210V159H214ZM250 157H251V156H250ZM257 157H258L259 159H261V158H260L261 156H260V157L257 156ZM257 157H253L252 160L249 159V157H248V160H251V162H254L253 159H254V158H257ZM51 158H50V160H51ZM58 158H59V155H58L57 158H53V160H54L55 163H56V161L59 163V160H60V159H58ZM91 158H92V159H91ZM136 158H135V159H136ZM200 158H201V157H200ZM202 158H203L202 161H205V160H204L205 158H204V157H202ZM202 158H201V159H202ZM209 158H210V159H209ZM229 158H230V157H229ZM232 158H233V156H232ZM77 159H76V157H75V160H77ZM112 159H113V158H112ZM179 159H180V158H179ZM193 159H194V157H193ZM84 160H86V158H85V159H84V158L82 159L83 162H85ZM89 160H88V161H89ZM107 160H109V159H107ZM110 160H111V159H110ZM113 160H114V159H113ZM180 160H181V159H180ZM189 160H190V159H189ZM214 160H215V159H214ZM217 160H218V161H217ZM223 160H224L223 163H222L221 161H219V162L221 163V165H223V164L225 163V159H223ZM261 160H262V159H261ZM63 161H64V159H63ZM72 161H71V162H72ZM82 161H81V162H78V161H77V162H78L79 164H80V163L83 164ZM94 161H93V163H94ZM141 161H142V160H141ZM195 161H196V160H195ZM202 161H199L198 159H197V161H196V162H198V163L200 162V167L198 166L199 168L197 167V164L194 166V165H193V162H192L193 167H195L196 169H190V168H191V163H190L191 160L189 161L190 164L186 163V168H185V169H188L187 165H190V166H189V170H191V171H193V170L195 171V170H196L195 173L193 172L194 175H193V174L190 175L189 178H191V176H192V178H193V176H194L195 178H198V177H199L198 179H200L201 177H204V176H205V174H204V171H205V170L203 171V168H204L203 163H205V162H202ZM245 161H246V159L244 160V162H245ZM258 161H259V160H258ZM52 162H53V161H52ZM64 162H65V161H64ZM71 162L68 163V164L70 165ZM90 162H88V163L90 164ZM108 162L111 163L112 161H107V163H108ZM114 162H115V160H114ZM114 162H112L111 164H113ZM147 162H149V161H147ZM155 162L153 161V163H155ZM159 162H158L157 164H159ZM178 162H179V161H178ZM178 162H177V163H178ZM181 162L183 163L184 161H181ZM211 162L214 164V161H213V160H212ZM219 162L216 163V164L219 165V164H220ZM227 162H229V161L227 160ZM231 162L233 163V160H232ZM58 163H56V164H58ZM65 163H66V162H65ZM73 163H75V162L73 161L72 164H73ZM110 163H109V164H110ZM142 163H144V162L142 161ZM153 163H150V164L147 163V164H145V165H141V168H142V169H140L141 172H143L144 174L146 173V174H148V175L151 176V177L155 176V173H156V170H157V167H158V166H157V167L155 166V167H156V170H155V168H154V164H153ZM156 163H155V164H156ZM246 163L248 164V162H246ZM254 163H255V165H256V162H254ZM258 163H260V162H258ZM261 163H262V162H261ZM263 163H264V160H263ZM52 164H53V163H52ZM61 164H63V162H62ZM72 164H71V166H72ZM75 164H77V163H75ZM75 164H74V165H75ZM91 164H92V163H91ZM96 164H97V163H96ZM101 164H102L103 166H105L103 163H101ZM101 164L98 163V165H101ZM109 164H108V165H109ZM139 164H140V163H139ZM157 164H156V165H157ZM160 164L162 165L161 162H160ZM178 164L180 165V163H178ZM247 164H246V165H247ZM54 165H55V164H54ZM77 165H78V164H77ZM84 165H85V168H86V164H85V163H84ZM84 165H83V166H84ZM106 165H107V164H106ZM181 165H182L183 167H185V164H181ZM214 165H215V164H214ZM214 165L211 164V165L209 166V168L214 167V169H215V171H216V168H217L218 166L216 165V166H217V167H216V166H214ZM231 165L233 166V164H231ZM238 165H239V168H240V165H242V162H241V164H238ZM238 165H237V166H238ZM243 165H245V164H243ZM243 165H242V166H243ZM246 165H245V166H246ZM252 165H254V164H252ZM257 165H258V164H257ZM263 165H264V164H263ZM263 165H261V166L263 167ZM57 166H58L59 168L62 167V166L60 167V165H57ZM66 166L68 167V165H66ZM92 166H93V165H92ZM110 166H111V167H110ZM110 166H108V167L106 166V167L108 168V169L106 168V169H107V174H108V173H109V174H110V173H113L112 171H114V170L112 169V166H114V164H113V165H110ZM144 166H145V167H144ZM163 166H164V165H162V166L159 165L157 171H159V170H160V171H161V170L163 171V168H164ZM171 166H172V165H171ZM201 166H202V167H201ZM232 166H231V167H230L229 165L227 166V169H226V170L228 171V169H230L229 172H228V174L231 173V168H232ZM245 166H244V167H245ZM249 166H250V165H249ZM63 167H64V166H63ZM69 167H70V166H69ZM78 167H80V170H79V168L75 167L76 169H78V170L80 171V173H79V172H78V173H79V174L84 173V171L82 172V170H81V166L79 165ZM88 167H89V166H88ZM94 167H95V166H94ZM136 167H137V166H136ZM143 167H144V168H143ZM168 167H165L164 170L166 171V169H168L169 172H170V170H173L172 168H174V167H169V168H168ZM176 167H177V166H176ZM219 167H220V165H219ZM222 167H223V166H222ZM247 167H248V165H247ZM251 167H252V168H250V171H251V170H254V167H256V166H254V167L251 166ZM82 168H83V167H82ZM90 168H91V167H90ZM92 168H93V167H92ZM109 168H111L112 170L109 169ZM116 168H117V167L115 166L114 169H116ZM139 168H140V165H139ZM159 168H160V169H159ZM161 168H162V169H161ZM237 168H238V167H237ZM245 168H246V167H245ZM258 168H259V167L257 166V167L255 168V170L258 169ZM73 169H74V168H73ZM95 169H96V168H95ZM98 169H99V168H98ZM106 169H104V167H102V170H106ZM174 169H175V168H174ZM207 169H208V167H207ZM57 170H58V169H57ZM108 170H109V171H108ZM212 170H213V168H212ZM217 170H218V169H217ZM233 170H235V169L232 168V171H233ZM238 170H239V169H238ZM241 170H242V167H241ZM246 170L248 171V169L246 168V169H245V172H244V170H243L242 172L246 174V172H247ZM261 170H262V169H261ZM61 171H62V170H61ZM67 171H68V170H67ZM74 171H75V170H74ZM179 171H180V168H179ZM182 171H184V170H182ZM218 171H219V170H218ZM263 171H264V170H263ZM76 172H77V170H76ZM85 172H87V171H85ZM94 172H95V171H94ZM96 172H97V171H96ZM115 172H116V174H118L117 170H116ZM163 172H164V171H163ZM163 172H162V174H163ZM169 172H167V173H169ZM233 172H235V171H233ZM242 172H241L240 174L243 176ZM251 172H252V171H251ZM251 172H250L249 174H251ZM55 173H56V172H55ZM89 173H90V171H89ZM143 173H142V174H143ZM167 173H166V175H167ZM175 173H178V170H177V172H175ZM180 173H181V172H180ZM206 173H207V171H206ZM237 173H238V172L236 171V174H234V175L239 176V174H237ZM253 173H254V172H253ZM253 173H252V174H253ZM65 174H66V173H65ZM79 174H78V175H79ZM101 174H102V173H101ZM101 174H100V176H99V174H98L97 177H96V179H93L94 177H92L93 175L91 176V173H90V175H89V177L91 176L92 179L95 180V182H93V183H96L95 187L93 186V183H91V184H92V185H91L90 182H89L88 180H87L88 183L85 182L86 180H85L84 176H83L82 178H84L85 181H81V180L78 181V180H75V179L70 180V185L72 186V189H73V191H72V196L76 197L77 200H78V199H79V200L81 199V200L79 201L80 203L77 201L79 205H81V201H82V200L86 201V202L89 204L90 208H91V206H92V208L94 207V209H95L96 207H97V208L100 207V206L103 204V202H104V201L102 200L103 198H100L101 201L99 202V198H98V197H101V195H100L99 193L102 192V191H103V192H106V193L110 192V190L112 189V186H113L112 183H111L112 180H117L118 178L116 179V175H115V178H114V179L112 178V180H110L109 177H111V176H108V177H107V175H106L105 173H103V174H105V175L102 174L103 176H101ZM109 174H108V175H109ZM113 174H115V173H113ZM113 174H111V175L113 176ZM140 174H141V173H140ZM142 174H141V175H142ZM162 174H161V173L159 174V172H158V175H159V176H158L157 174H156V176L161 177V178H162V177H165V172H164V176H162ZM171 174H172V172H171ZM173 174H174V173H173ZM211 174H213V173H210V175H211ZM214 174H215V173H214ZM214 174H213V176L211 175V177H205V178H206V179H207V178H210V179H213V180H214L215 178H219V177H218L219 174H218L217 172H216V175H214ZM245 174H244V175H245ZM247 174H248V173H247ZM254 174H255V173H254ZM70 175H71V174H70ZM82 175H84V174H82ZM95 175H96V174H95ZM128 175H129V174H128ZM131 175H132V174H130V176H131ZM138 175H139V173H138ZM148 175H143V176H144V177H146V176L148 177ZM160 175H161V176H160ZM168 175H170V173H169ZM178 175H179V173H178ZM217 175H218V176H217ZM222 175H223V174H222ZM226 175H227V174H226ZM231 175H232V173H231ZM241 175H240V176H241ZM73 176H74V175H73ZM118 176H119V175H118ZM122 176H123V175H122ZM132 176H133V175H132ZM181 176L184 177L185 175H184L183 173H181ZM188 176H189V175H188ZM208 176H209V175H208ZM228 176H229V175H228ZM232 176H233V175H232ZM242 176H241V177H242ZM247 176H248V175H247ZM57 177H58V176H57ZM78 177H79V176H78ZM85 177H87V175H86ZM113 177H114V176H113ZM128 177H129V176H128ZM135 177H136V175H135ZM135 177H134V178H135ZM171 177H172V176H171ZM175 177H176V176L174 175L172 178L174 179ZM179 177H180V176H179ZM183 177H182V178H183ZM213 177H214V178H213ZM222 177H225V176H222ZM234 177H235V178H234ZM241 177H240V178H241ZM123 178H124V177H123ZM134 178L131 177L132 181H133V180L135 181ZM156 178H157V177H155L154 180H156ZM186 178H187V175H186ZM186 178L183 179V180H181V179H180V180H181V181H184V180L186 181ZM189 178H188V179H189ZM205 178H203V179H205ZM225 178H226V177H225ZM230 178H231V176H230ZM233 178L236 179V176H233L232 179H233ZM244 178H245V177L243 176V179H244ZM108 179H109V180H108ZM126 179H127V178H126ZM131 179H130V182H131ZM166 179H169V178L167 177ZM176 179H177V178L174 179L175 181L173 180L174 183L176 182ZM210 179H209V180H210ZM228 179H229V177H228ZM241 179H242V178H241ZM246 179H247V178H246ZM118 180H119V179H118ZM161 180H162V179H161ZM170 180H171V179H170ZM177 180H178L179 183L181 182L179 179H177ZM191 180H192V179H191ZM191 180H190V182H191ZM200 180H201V179H200ZM200 180H199V182H200ZM223 180H224V178H223ZM225 180H227V179H225ZM96 181H97V182H96ZM163 181H164V180H163ZM187 181H189V180H187ZM203 181H205V180H203ZM203 181H202V182H203ZM227 181H229V180H227ZM55 182H56V181H55ZM55 182H54V183H55ZM91 182H92V180H91ZM136 182H137V181H136ZM136 182H135V183H136ZM160 182H161V181H160ZM199 182H198L197 184H200V183H201V182H200V183H199ZM205 182H206V181H205ZM217 182H219V181L216 180V183H217ZM247 182H248V180H247ZM43 183H44V182H43ZM117 183H119V182H117ZM117 183H115V184H117ZM171 183H172V182H171ZM179 183H176V185L179 186V185H180ZM203 183H204V182H203ZM219 183H220V182H219ZM227 183H228V182H227ZM41 184H42V183H41ZM45 184H46V183H45ZM115 184H114V187H115ZM150 184H151V183L149 182V186H150ZM153 184H154V183H153ZM153 184H152V185H153ZM178 184H179V185H178ZM204 184L206 185V183H204ZM225 184H226V183H225ZM225 184H223V185L225 186ZM229 184H230V183H229ZM43 185H44V184H43ZM139 185H140V184H139ZM147 185H148V184H147ZM155 185H156V184H155ZM186 185H187V184H186ZM189 185H191V184L189 183ZM205 185H204V186H205ZM226 185L228 186V184H226ZM239 185H240V184H239ZM239 185H238V186H239ZM48 186H51V185H48ZM140 186H141V185H140ZM149 186H148V187H149ZM156 186H157V185H156ZM168 186H169V185H168ZM181 186H182V185H181ZM207 186H209V185L207 184ZM207 186H205V187H207ZM210 186L212 187L211 184H210ZM210 186H209V187H210ZM229 186H230V185H229ZM241 186H242V185H241ZM56 187H57V186H56ZM60 187H61V186H60ZM114 187H113V188H114ZM123 187H124V186H123ZM127 187H128V185H127ZM129 187H130V186H129ZM132 187H133V186H132ZM137 187L139 188V186H137ZM142 187H143V185H142ZM157 187L160 188V185L157 186ZM163 187H164V186H163ZM171 187H173V186H171ZM179 187H180V186H179ZM209 187H208V188H209ZM42 188H43V187H42ZM50 188H51V187H50ZM53 188H54V187H53ZM115 188H116V187H115ZM124 188H125V191H126V187H124ZM133 188H134V187H133ZM161 188H162V185H161ZM180 188H181V187H180ZM230 188H231V186H230ZM232 188H234V187H232ZM39 189H40V188H39ZM56 189H57V188H56ZM66 189H67V188H66ZM153 189H154V188H153ZM155 189H156V188H155ZM169 189H171V188H169ZM223 189H224V190H228L229 188H228V187H227V188H224V187H223ZM237 189H238V188H237ZM40 190H41V189H40ZM141 190H143V189L141 188ZM41 191H43V189H42ZM41 191H40V192H41ZM53 191H54V190H53ZM111 191H116V190H115V189H114V190L112 189ZM150 191H151V190H150ZM172 191H173V190H172ZM172 191H171V192H172ZM97 192H99L98 194L100 195V196L97 197V198H98V199H97L98 201H97L96 198H95V197H96L95 195H97V194H96ZM139 192H140V191H139ZM179 192H180V191H179ZM234 192H235V191H234ZM238 192H239V193H238ZM46 193H47V192H46ZM50 193H51V191H50ZM106 193H105V194H106ZM141 193H142V192H141ZM152 193H153V192H152ZM164 193H167V192H164ZM164 193H161V194L163 195ZM42 194H43V193H42ZM44 194H45V193H44ZM51 194H52V193H51ZM109 194H112V195H113V193L110 192V193L106 194V196H107V195L109 196ZM118 194H119V192H118ZM138 194H139V193H138ZM148 194H149V193H148ZM148 194H147L146 196H148ZM179 194H180V193H178V195H179ZM241 194H242V193H241ZM241 194H240V191L237 190V192H236L235 194H233L232 196L228 194V197H224V198H226L225 200H229L230 198H233V197H241V196H242ZM40 195H41V193H40L38 196L40 197ZM150 195H151V194H150ZM156 195H157V194H156ZM47 196H49V195H47ZM52 196H53V194H52ZM108 196H107V197H108ZM114 196H115V195H114ZM139 196H141V195H139ZM151 196H152V195H151ZM153 196H154V195H153ZM158 196H159V195H158ZM168 196H169V195H168ZM226 196H227V194H226ZM39 197H38V198H39ZM41 197H43V195H41ZM41 197H40V198H41ZM44 197H45V196H44ZM49 197H50V196H49ZM115 197H116V196H115ZM159 197H160V196H159ZM163 197H164V196H163ZM38 198H35V199H38ZM46 198H47V197H46ZM46 198H45V199H46ZM109 198H111V197H109ZM121 198H122V197H120V200H117V201H119V202L116 201V199H118V198L115 199V201H116L117 203L114 202L116 205L120 203L119 205L121 206V208H120V206L118 207V206H115V205H114V206H115V209L120 208V209H118L119 211H121V209H123V207H125L124 204H123V207H122V204H121V203H122V200H121ZM128 198H129V197H128ZM222 198H223V197H222ZM48 199H49V198H48ZM48 199H46V200H48ZM56 199H57V198H56ZM76 199H74V200H76ZM162 199H163V198H162ZM193 199H194V198H193ZM196 199H197V198H196ZM202 199H203V198H202ZM214 199H215V198H214ZM39 200H43V201H45L43 198H42V199H39ZM128 200H129V199H128ZM134 200H135V199H134ZM157 200H159V199L157 198ZM198 200H199V198H198ZM198 200H197V201H198ZM203 200H204V199H203ZM222 200H223V199H222ZM35 201L37 202L38 200H35ZM43 201H42V202H43ZM112 201H113V200H112ZM120 201H121V202H120ZM141 201H142V200H141ZM259 201H260V200H259ZM261 201H262V200H261ZM39 202H40V201H39ZM42 202H41V205H43V206L45 205V208H46V210H47V207H46L47 204H45L47 201H45V203L43 202L44 204H43ZM57 202H58V201H57ZM61 202H62V201H61ZM65 202H66V201H65ZM86 202H85V203H86ZM101 202H102V204H101ZM125 202H126V205H127V202H128V201H125ZM133 202L136 203L135 201H133ZM137 202H138V201H137ZM172 202H173V201H172ZM204 202L207 203V201H204ZM50 203H51V202H50ZM50 203H48V204H50ZM75 203H76V202H75ZM104 203L107 204V205L105 206V205L103 204L100 208H102V207L104 206V207H103V208H104L103 210H106L105 207L108 206V203H107V202H104ZM114 203H113V204H114ZM128 203H129V202H128ZM162 203H163V202H162ZM162 203H161V205H162ZM261 203H262V202H261ZM51 204H52V203H51ZM53 204H54V203H53ZM78 204H75V205L77 206ZM82 204H83V203H82ZM88 204H87V207L84 205L87 209L89 208ZM99 204H101V205L98 206ZM111 204H112V202H111ZM111 204H110V202H109V205L112 207ZM136 204H137V203H136ZM164 204H165V203H164ZM164 204H163V205H164ZM197 204H198V202H197ZM197 204H196V205H197ZM37 205H39V204H35V205H34V209H33L32 211L29 210V212L31 211L30 213H32V214L35 215V216H38V209L35 208ZM41 205H39V206L41 207ZM54 205H55V204H54ZM63 205H65V204H63ZM39 206H38V208H39ZM47 206H48V209H49V205H47ZM55 206H56V205H55ZM81 206H83V205H81ZM191 206L193 207V205H191ZM133 207H134V206H133ZM206 207H207V206H206ZM216 207H218V208H223L221 205H218V206H214V207H212L211 210L216 209ZM32 208H33V206H32ZM42 208H43V207H42ZM42 208H40V209H42ZM51 208H52V207H51ZM86 208H85V209H86ZM90 208H89V209H90ZM92 208H91V209H92ZM203 208H204V207H203ZM40 209H39V210H40ZM52 209H53V208H52ZM89 209H88V210H89ZM98 209H99V208H98ZM98 209H97V210H98ZM109 209H110V208H109ZM44 210H45V209H44ZM53 210H54V209H53ZM53 210H52V211H53ZM58 210H59V209H58ZM77 210H78V209H77ZM97 210H96V211H97ZM99 210H100V209H99ZM123 210H124V209H123ZM40 211H41V210H40ZM48 211H49V210H48ZM100 211H102V210H100ZM108 211L113 212L111 209L108 210ZM42 212H44V211L42 210ZM46 212H47V211H46ZM49 212H50V211H49ZM49 212H47V213H49ZM78 212H81V211H77V213H76V215H74V217H72V218H71V217L68 218L70 229H72V228H73L74 230L76 229V230H77V233H76V235H74L73 237H70V238L68 237L67 240H70V241H72V242H75V244H76L78 247L80 246V248H81V250H80V257H81V255H82L81 253L84 252L83 254L85 255V253H86L87 250H89V249L91 250V246H90V244H91V240H92V238L95 237V235H96V233H95V229L92 230V228L94 227L93 225H96V223H97V222H96V221H97L96 218H98V215L94 218V219H96V221H94V219L92 218L93 216H91V214H90V217L92 218V220H89V218H87L88 221H86L85 218H84V223H83V224H85L86 222L88 223L89 221H90V222H91V221H92V222H93V221L96 222V223H94V222L92 223V222H91V224H92L93 227L90 228V227H91V226H90L91 224L88 223V225H89V227H88L87 224H86V225H87V226H86V225H83L82 222H81L82 219H83V217L87 216V212H86V215L84 216V213H83V211H82L83 217H82V215H79ZM92 212H93V210H92ZM111 212H110V213H111ZM135 212H136V211H135ZM55 213H56V212H55ZM55 213H52V214H55ZM106 213H108V212H106ZM114 213H116V212H114ZM206 213H207V212H206ZM228 213H229V212H228ZM49 214L51 215V213H49ZM92 214L95 215V212L92 213ZM117 214H118V213H117ZM200 214H201V213H200ZM203 214H204V213H203ZM43 215H44V214H43ZM43 215L41 214V216H43ZM46 215H47V214H46ZM50 215H49V216H50ZM56 215H57V214H56ZM102 215H103V214H102ZM104 215H105V213H104ZM127 215H128V214H127ZM232 215H233V214H232ZM232 215H230V216H232ZM235 215H236V214H235ZM235 215H233L231 218H235V217H234ZM39 216H40V215H39ZM49 216H48V217H49ZM52 216H53V215H52ZM54 216H55V215H54ZM58 216H59V215H58ZM80 216H81L82 218H79ZM142 216H143V215H142ZM218 216H219V217H218ZM218 216H217V217L220 219V218H221V217H220L221 214L218 215ZM230 216H229V217H230ZM236 216H237V215H236ZM238 216H239V218H240L241 220H240V221L238 220L239 222L237 221V223H241V221H244V220H242V219L244 218V215H243L242 218H241L242 215H241V216L238 215ZM43 217L45 218V216H43ZM87 217H89V214H88ZM105 217H106V216H105ZM199 217H200V216H199ZM215 217H216V215H215ZM35 218H36V217H35ZM99 218L102 219L101 216H100ZM151 218H152V217H151ZM156 218H157V217H156ZM185 218H186V217H185ZM185 218H184V219H185ZM226 218H227V217H226ZM239 218H238V219H239ZM36 219H38V218H36ZM53 219H54V218H53ZM80 219H81V220H80ZM101 219H100V220L98 219V221H100V225H101V224L103 223V221H104V220L101 221ZM132 219H133V218H132ZM132 219H130V220H132ZM143 219H144V218H143ZM143 219H142V221H143ZM158 219H159V218H158ZM235 219L237 220V217H236ZM244 219H245V218H244ZM50 220H51V219H49V221H50ZM108 220H109V219H108ZM108 220H107V223L109 222ZM110 220H111V219H110ZM137 220H138V219H137ZM140 220H141V219H140ZM145 220H147V219H145ZM153 220H155V219L153 218ZM221 220H222V218H221ZM223 220H224V218H223ZM223 220H222V221H223ZM231 220H232V219H231ZM47 221H48V220H47ZM53 221H54V220H52L51 222L53 223ZM77 221H80V223H78ZM85 221H86V222H85ZM142 221H140L141 223H140V222H137L136 224L132 222V225H133V226H134V224H135V226H136V225L139 224V223L142 224L141 226H143V228H140V229H139L138 226H137V228H138L139 230H138L136 227H135L136 230H135V228H133V230H135V232H134L135 234L137 233V231L139 232V231H141L142 229H143V231L145 230V229H144V227H145L144 224H145V223L143 224ZM45 222H46V219H45L44 223H43V221H42V223H40L38 226H36V225L38 224V222H37L36 225H35V227L33 228V230H35V228H36V233H33L34 236H35V239L32 238V240H34V242H36V243H39V244H37V245L39 246L40 249H41V246H44V247H45V245L48 244V240H47V238L50 237L49 241L51 242V240H53V235L55 234L54 236H55V239H56V238H57L56 235L58 234L57 232H59L58 230L55 231V230H56V227H57V226H55V225H56L57 223H56L55 225L53 224L55 230H53L54 228L52 227V230H50V231H53V235H51V233L49 234V233L47 232V233L49 234V237H48V236L46 235L47 233L45 234V232H44L45 230L47 231V229H45V226L47 225V222H46V223H45ZM54 222H56V220H55ZM101 222H102V223H101ZM224 222H227V220H226V221H223L222 223L225 224ZM34 223H35V222H34ZM52 223H51V224H52ZM107 223H105V225H106ZM176 223H179V222H178V221L175 222V223L172 222L173 227L176 226ZM181 223H182V222H181ZM227 223H228V222H227ZM243 223H245V221H244ZM51 224H50V225H51ZM80 224H81V227H80ZM149 224H150V223H149ZM82 225H83V226H82ZM98 225H99V224H98ZM226 225H227V224H226ZM239 225H240V224H239ZM244 225H246V224H244ZM244 225H243V226H244ZM84 226H85V227H88V228L91 229V230H87V228H86V229H85L86 231H84V230L82 229V228H84ZM103 226H104V225H103ZM107 226H108V224H107ZM125 226H126V225H125ZM133 226H132V227H133ZM141 226H140V227H141ZM160 226H161V225H160ZM179 226L182 227L183 224H182V225L179 224ZM47 227H48V226H47ZM104 227H105V226H104ZM127 227H128V226H127ZM181 227H180V230H181ZM240 227H241V225H240ZM244 227H245V226H244ZM95 228H97V226H96ZM149 228H150V227H149ZM225 228H226V226H225ZM44 229H45V230H44ZM60 229H61V228H60ZM130 229H131V228H130ZM98 230H99V226H98ZM98 230H97V231H98ZM104 230H105V228H104ZM180 230H179V234H180V232H181ZM182 230H183V229H182ZM200 230H201V229H200ZM31 231H32V230H31ZM54 231H55V233H54ZM101 231H102V230H101ZM101 231L99 230L100 235H101L102 232H103V233H106V234L109 233V235H110L111 233L114 234V231H115V230L111 229V232H108L109 230H107L106 232H104V231L101 232ZM162 231H163V230H162ZM192 231H193V230H192ZM197 231H198V230H197ZM204 231H205V230H204ZM32 232H33V231H32ZM123 232L127 235L129 232H132V231H129L128 233H126L127 230L124 229ZM144 232H145V231H144ZM215 232H216V231H215ZM30 233H31V232H30ZM103 233H102V235H103ZM134 233L132 232V233H130L129 235L131 236V234H134ZM205 233H206V232H205ZM31 234H32V233H31ZM139 234H140V233H139ZM143 234H144V233H141L140 235H138V234H136V235H138V237H140V236L142 237V236H143V237H142V239H143V238H144V235H143ZM174 234H175V233H174ZM200 234H201V233H200ZM202 234H203V233H202ZM218 234H219V233H218ZM45 235H46V236H45ZM50 235H51V236H50ZM100 235H98L97 238L99 237L98 239L102 242L101 244H104V245H105V243H106V244L108 245L109 242L107 243V241H108L109 239H110L109 241H111L112 238L109 237V239H106V240H105V238H104V235H105V234H104V235H103L104 240H103V238H101ZM109 235H108V236H109ZM126 235H125V237H126L127 240H126L125 238H123V242H124V239H125V241H129V240H130V241L127 242V243L129 244V243L131 242V244H132V240H131L132 238L129 239L130 236H128L129 238H127ZM208 235H209V234H208ZM211 235H212V233H211ZM213 235L216 236V234H213ZM108 236H107L106 238H108ZM123 236H124V234H123ZM191 236H192V234H191ZM219 236H220V235H219ZM32 237H33V236H32ZM59 237H60V236H59V234H58V239H59ZM132 237H133V236H132ZM141 237H140V238H141ZM192 237H193V236H192ZM194 237H195V236H194ZM210 237H212V236H210ZM230 237H231V236H230ZM136 238H137V237H136ZM202 238H203V237H202ZM223 238H224V237H223ZM55 239H54V241H56V242L59 241V243H57V244H61V246H62V244H64V242H63V243H60V239H59V240H57V239L55 240ZM101 239H102V240H101ZM216 239H217V237H216ZM226 239H227V238H226ZM67 240H66V241H67ZM138 240H139V239H138ZM181 240H182V239H181ZM194 240H195V239H194ZM239 240H240L239 243L241 244L243 240H242V239H239ZM244 240H245V239H244ZM247 240H248V239H246V241H247ZM113 241H114V240H113ZM140 241H141V240H140ZM144 241H146V240H144ZM178 241H179V240H178ZM189 241H190V240H189ZM205 241H206V240H205ZM214 241H216V240L213 239V242H212L213 244L215 243ZM224 241H226V240H224ZM224 241H223V242H224ZM228 241H229V239H228ZM258 241H260V240H258ZM258 241L256 240V243H257ZM52 242H53V241H52ZM56 242H55V243H56ZM95 242H96V243L98 242L97 239H96ZM103 242H104V243H103ZM115 242H116V241H115ZM121 242H122V240H121ZM121 242H120V243H121ZM133 242H134V241H133ZM141 242H143V241H141ZM146 242H147V241H146ZM191 242H192V241H191ZM191 242H190V243H191ZM218 242H219V240H218ZM218 242H216V243L219 244V245H222V243H218ZM226 242H227V241H226ZM226 242H224L223 246L226 245V244H225ZM53 243H54V242H53ZM53 243L48 244L49 247H50V245L52 244V248H53ZM70 243H71V242H70ZM96 243H94V241H93V242H92V247L94 246L93 244H96ZM117 243L120 244L119 241H118ZM124 243L126 244V242H124ZM139 243H140V242H138V243H136V244L138 245ZM207 243H208V242H207ZM207 243H206V244H207ZM231 243H233V242H231ZM231 243H229V244L231 245ZM236 243L239 244L238 242H236ZM236 243H235V245H236ZM244 243H245V242H244ZM247 243L249 244V241H247ZM259 243H260V242H259ZM131 244L128 245V246H129V247H132V246L134 245V243H133L132 245H131ZM140 244H141V243H140ZM140 244H139V245H140ZM97 245H100V242L97 243ZM97 245L94 247V249L92 248L94 251L98 248L99 251L96 250V251H97V254L94 253V251H92V250H91V251L93 252V255H92V252H91V251H90V252H91L90 254H91L92 257H94V255H96L97 258L101 257V258H99V259H101V260H102V259L105 260V262L102 260L103 262H101V264H102V263H104V264H105V263H106V264H107V263H108V264H111V261H110V260H112V258H113L114 255L117 256L119 253L117 254L116 252H118V249H121L120 247H119V248L116 247V249H114V250H115V251H114L115 254H113V247H109V246L107 247V245H106L105 248H104V245H102V246L100 245L101 247L99 246V247H100V248H99V247H97ZM120 245H121V244H120ZM120 245H118V246H120ZM137 245H136V246H137ZM139 245H138V248H139ZM150 245L153 247L154 244H148V245L145 246V247H146V249H147L148 251H149V248H150V253H151V248H152V247H151ZM184 245L186 246V244H183L182 246H184ZM191 245H192V244H191ZM193 245H194V244H193ZM198 245H199V243H198ZM209 245H210V244H209ZM219 245H218V246H219ZM245 245H246V244H245ZM250 245H251V244H250ZM250 245H249V246H250ZM58 246H60V245H58ZM58 246H57V245H56V246L54 245V249H55V247H58ZM128 246H126V247H124V248L122 247V249L119 250V251L123 254V255H122V254L120 253V254H121V261L124 260V261H123L124 264L127 263V261H125L126 258L124 259V255H125V254H128L129 252H125V250H124V252H123V249L129 248ZM134 246H135V245H134ZM136 246H135L134 248H136ZM148 246H150V247H148ZM176 246H177V245H176ZM213 246H214V245H213ZM218 246H217V248H218ZM231 246H232V245H231ZM233 246H234V245H233ZM233 246H232V247H233ZM242 246H243V245H242ZM74 247H75V246H74ZM140 247H141V246H140ZM142 247H143V246H142ZM142 247H141V248H142ZM147 247H148V248H147ZM154 247H155V246H154ZM154 247H153V248H154ZM156 247H157V246H156ZM156 247H155V248H156ZM188 247H190V246H188ZM193 247H194V246H193ZM239 247H240V245H239ZM251 247H252V246H250L249 248H251ZM39 248H38V249H39ZM42 248H43V247H42ZM58 248H59V247H58ZM60 248H62V247H60ZM60 248H59V249H60ZM102 248H103V249H102ZM153 248H152V252H153ZM155 248H154V249H155ZM176 248H177V247H176ZM219 248H221V247H219ZM223 248H225V247H223ZM240 248L242 249V247H240ZM249 248H248V249H249ZM44 249H45V248H44ZM59 249H58V250H59ZM82 249H83V252H82ZM100 249H101V250H100ZM131 249H133V247H132ZM136 249H137V248H136ZM142 249H143V248H142ZM142 249H140V250H142ZM144 249H145V248H144ZM156 249H157V248H156ZM212 249H213V248H212ZM226 249H227V247L225 248V250H226ZM228 249H229V248H228ZM228 249H227V251H228V253H229L230 250H228ZM231 249H232V248H231ZM248 249H247V250H248ZM42 250H43V249H42ZM42 250H40V251H42ZM45 250H46V249H45ZM47 250H48V249H47ZM47 250H46V251H47ZM51 250H52V249H51ZM56 250H57V249H55L54 251H56ZM58 250H57V251H58ZM60 250H61V251H60ZM60 250H59V251L62 253V249H60ZM116 250H117V251H116ZM127 250L129 251V249H126V251H127ZM134 250H135V249H134ZM137 250L139 251V249H137ZM137 250H136V251H137ZM158 250H159V249H158ZM176 250H177V249H176ZM220 250H221V249H220ZM220 250H218V251H220ZM225 250H224V251H225ZM247 250H246V251H247ZM49 251H50V250H49ZM49 251H48V253H50V255H51L52 252H49ZM57 251H56V252H57ZM102 251H103V252H102ZM144 251H145V250H144ZM144 251H143V250H142L141 252L139 251V254H140V253L142 254V252H144ZM148 251H147V252H148ZM216 251H217V250H216ZM246 251H244V252L246 253ZM28 252H29V251H28ZM28 252H27V253H28ZM87 252H88V255H89V251H87ZM104 252H105V254L103 255ZM130 252H134V251L132 250V251H130ZM147 252H146V253H147ZM155 252H156V251H155ZM155 252H154L153 254H157V252H156V253H155ZM207 252H208V251H207ZM207 252H206V253H207ZM221 252H222V251H221ZM29 253H33L32 255H35V256H34L35 258H33V260H32V258L29 257V258L33 261V262H32L33 264H39V263H40V261H39V259L37 258V256H38L39 258H42V256H43V257H45L44 259H46V258H47V259L50 258V257H46V256H50L49 254L46 255V256L44 255L45 251H44V253H43V251H42V253H41V254H42L41 257H40V254H39L40 252H38V251H36V250H32V249H31V252H29ZM29 253H28V254H29ZM148 253H149V252H148ZM150 253L147 254V255L149 256ZM158 253H160V251H159ZM186 253H187V252H186ZM211 253H212V251H211ZM222 253H223V252H222ZM230 253H231V252H230ZM248 253H249V251H248ZM252 253H253V252H252ZM28 254H27V255H28ZM45 254H47V253H45ZM58 254H60V253H59V252H58V253H54L53 255H57L56 257L58 258V257L60 256V255H58ZM112 254H113V255H112ZM131 254H132V253H130V255H131ZM136 254H138V252H137ZM143 254H145V253H143ZM143 254H142V255H143ZM174 254H175V253H174ZM207 254H209V253H207ZM36 255H37V256H36ZM61 255H63V254H61ZM97 255H98L99 257H98ZM111 255H112V256H111ZM133 255H134V254H133ZM133 255H131V258H130L129 255H126V256H128L127 258H130V259H129L130 262H131V260H132V261H135V257H134V256H136V255H134V256H133ZM151 255H152V254H151ZM187 255H189V254H187ZM187 255H185V256L183 255L184 258H185ZM217 255H218V254H217ZM227 255H228V254H227ZM28 256H29V255H28ZM82 256H83V255H82ZM86 256H87V254L85 255L84 259H85V258L88 259V260H87V262H88L87 264H89V260H90V262H91V261L93 262V260H94L95 263H96V262H97V264L99 263V262H98L99 259L97 260L96 257H94V258L92 259V258L90 257V255L88 256L89 258H87ZM102 256H103V258H102ZM132 256H133L134 258H132ZM138 256H139V255H138ZM145 256H146V255H145ZM156 256H157V255H156ZM160 256L162 257V256H165V255H162V254H161V255H159L158 257H160ZM207 256H208V255H207ZM221 256H222V254H221ZM221 256H220V257H221ZM223 256H224V255H223ZM32 257H33V256H32ZM53 257H54V256H53ZM53 257H52V255H51V259H52ZM60 257H61V256H60ZM109 257H110L111 259H110ZM114 257H115V256H114ZM117 257H119V255H118ZM122 257H123V259H122ZM140 257H141V255H140L138 258H137V256H136V259H139L137 262H139V263H141V264H145V263H142V262H141V261H142L141 259H142V258L144 259V255H143L141 258H140ZM150 257L152 258L153 256H150ZM150 257H149V258H150ZM154 257H155V255H154ZM57 258H55V259H57ZM68 258H69V257L67 256L66 259H68ZM81 258H82L83 261H86V259L84 260L83 257H81ZM90 258H91V259H90ZM95 258H96V259H95ZM119 258H120V257H119ZM151 258H150V260H151V262H152L155 258H154V259L152 258L153 260H152ZM163 258H164V257H163ZM163 258H162V259H163ZM165 258H166V257H165ZM169 258H171L170 261H171V263H172V262H173V258H172L171 256H170ZM169 258L167 259L168 261H169ZM179 258H180V257H179ZM30 259H27V261H28V262H31V261H29ZM44 259H41V261H45ZM47 259H46V260H47ZM59 259H60V258H59ZM59 259H57V261H59ZM113 259H115V260L113 261L114 263L112 262V264H118V263L120 262V261L118 260V258H117V260H116V258H113ZM159 259H160V258H159ZM159 259H157V260H159ZM162 259H161L160 263H158L159 261H157L156 264H161L162 261L165 262V261H164L165 259H164V260H162ZM174 259H175V258H174ZM48 260L51 262L50 259H48ZM61 260H62V258H61ZM101 260H99V261H101ZM150 260H149V261H150ZM27 261H26V263H28ZM49 261H48V263H49ZM54 261H56V260H54ZM83 261H82V262H83ZM117 261H119V262L117 263ZM143 261H144V260H143ZM145 261H146V260H145ZM149 261H148V262L146 261L147 264H149ZM168 261H166V263H168ZM174 261H176V260H174ZM184 261H185V260H183L182 262H184ZM200 261H201V260H200ZM80 262H81V261H80ZM80 262H79V263H80ZM82 262H81V264H82ZM123 262H120V264H121V263L123 264ZM125 262H126V263H125ZM128 262H129V261H128ZM151 262H150V263H151ZM163 262H162V263H163ZM203 262H204V261H203ZM42 263L44 264V262H42ZM84 263H85V262H84ZM95 263H94V264H95ZM135 263H136V261L134 262V264H135ZM166 263H165V264H166ZM176 263L179 264L178 261H177ZM176 263L173 262L172 264H176ZM201 263H202V262H201ZM206 263H207V262H206ZM30 264H31V263H30ZM40 264H41V263H40ZM46 264H47V262H46ZM51 264H54L53 259H52ZM57 264H58V262H57ZM60 264H61V262H60ZM69 264H72V263H69ZM85 264H86V263H85ZM91 264H92V263H91ZM127 264H128V263H127ZM131 264H132V262H131ZM152 264H153V263H152ZM168 264H169V263H168ZM190 264H191V263H190Z\"/></svg>", "mask_w": 264, "mask_h": 264}]
</instances>
